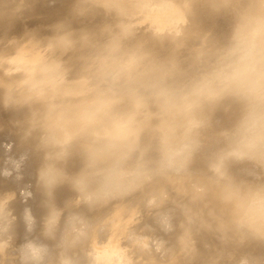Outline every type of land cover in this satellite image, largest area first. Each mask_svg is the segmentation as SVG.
Here are the masks:
<instances>
[{
    "label": "rangeland",
    "instance_id": "obj_1",
    "mask_svg": "<svg viewBox=\"0 0 264 264\" xmlns=\"http://www.w3.org/2000/svg\"><path fill=\"white\" fill-rule=\"evenodd\" d=\"M4 1V0H3ZM7 0H5V4L6 5H0V8H3V10L5 11L6 10V8H10V7H12V6H10V7H8V2H6ZM25 1H28V0H25ZM32 1V0H31ZM41 1V0H40ZM49 0H47V2H48ZM57 1V0H56ZM64 1V0H63ZM62 1V2H63ZM74 1V0H73ZM81 1V0H80ZM79 0L78 1H75V3H74V5L75 6H78V4H79V6H78V8H80V10H81V7H82V5L84 4V6H85V4H86V6H85V9L87 10V11H85V9L83 10V15H84V18H85V14H84V12L86 13V12H88L89 10H88V8H91L90 6H92L94 9L92 10V8L90 9V10H92L93 11V14L91 13V11H89L90 13H86V19H87V16H88V14H91L92 15V17H94V18H92V19H94V20H91V19H89V18H91V15L88 17V19L91 21V24L93 23V21L94 22H98L97 23V27L98 26H100V25H102V22H100L101 20H103L101 17H100V15L102 16V17H104V18H106L107 17V15H108V12H109V16H108V19H109V17H111L109 20L107 19V21H109V23H110V25L112 24L113 25V27H112V25L111 26H109L108 25V22H106L105 21V19H104V26H109L108 27V29L111 27V28H114V30H110V31H108V34H112L113 32L112 31H114V33L116 32L115 30H117L118 31V27H121L120 28V30L121 29H123V30H119L118 31V33H119V35L118 36H120V34L121 33H123L124 32V37H123V35H122V37L124 38V41L123 42H125L126 43V41L129 39L128 37H133L132 39L133 40H135L136 39V36L134 35V34H139V35H137L138 36V40H136L135 42V44L133 43V41H132V44H130L131 43V41L129 42V40L127 41V43L129 42V45L131 46V45H133V47L134 48H136L135 47V45L136 44H138L137 43V41H139L140 42V36L142 37L143 35H144V43L146 44V41L148 40V42L149 43H147L146 45L143 43V45H141V46H144V47H140L139 45H140V43L138 44V45H136L137 46V49H135V51L137 50V52L141 55V57L139 58L138 56L136 57L135 55H137L136 54V52L135 51H133V50H130L129 52H127L126 54H127V56H129V54H130V52L132 53L131 55H133V57L135 58H132V56L130 55V57L133 59V62L131 63V65H133V66H131L130 64H126V67H124L125 66V62L129 59V61H130V59L131 58H128V57H126V54H124L125 56V58L122 56V54L121 53H124V52H126L127 50H129L130 48V46L128 47V46H126L123 42H122V37H121V41H120V37H117V35H115V34H113V36L112 37H110V39L111 38H114V35H115V38H114V40L115 39H117V40H115L117 43H115V41L113 40V39H111V41L112 42H110L109 43V40L110 39H107V38H109V36H104L106 33H107V27L106 28H104V26L102 25V28H103V30L104 29H106V33L105 34H102L103 35V37H105V38H102L101 36H100V38H102L103 40H104V43L105 44H107V45H104L103 44V46H102V43H101V41L103 42V40L101 39V41L99 42V40H94L96 43H97V41H98V45L101 43V45L100 46H96L95 44L96 43H94V41L92 42V39H96L95 37L96 36H99V35H96V31H95V29L97 28H94V25L96 24V23H94V25H92L93 27H91V28H94V30H93V33H95V34H93L92 33V30L91 29H88V31L89 32H87L86 30V32L85 33H83V30H82V33H83V36L81 37V32H79V30H81V28H79V30L78 29H76V27H77V21L79 22V20H77L76 19V16L74 15V14H78L79 15V13H74L75 12V10L74 9H76V7L75 6H72V7H70L69 5H67V3L69 2H71V0H69L67 3H66V5L67 6H69V9H70V13H73V14H70L69 13V11H68V7L65 5V8H62L61 6H63L64 5V3L66 2H64V3H62L60 0L59 1H57V2H61L59 5H57V7H59V9L60 10H58V8H56V6H55V4H53L54 6H55V8H56V10H55V8L52 6V8L54 9V12L55 11H57L56 13H54L55 15H54V19L52 20V18L50 19L49 17H52V16H47V15H53V13H51L53 10H51L50 11V7L48 8L47 6L49 5L50 6V4H49V2H48V4H45L44 5V2H46V0H42V2H40V5H38L39 3V0L37 1L36 0V3H38V4H36L37 6H34V7H36V8H33L32 9V11H30V10H28V11H30V12H34L33 10H35L36 9V11L35 12H37L36 14V16H39V17H37V18H34V16L33 15H35L34 13L32 14V13H30V12H25V10H24V12L26 13V15L24 16L23 14V12L21 13V15L19 16V14H16L15 16H16V19H13L14 17H12L9 13L10 12H12V10L9 12V13H7V14H5V15H3L5 12H3V13H1V11H2V9H1V11H0V13L2 14V17L4 16H6L7 15V17H12V19H11V21H10V19H6L7 21H9V23L11 22H13V25H15L14 27H15V29H14V27L10 24H8L7 25V22H6V20L5 21H3V19H0L1 21H2V26H5L6 25V27L8 26V27H12L11 29L10 28H8L7 30H6V27L4 28V27H2V26H0V28L3 30H5V32H4V34H3V31H1L0 30V45H1V43H3L4 42V39H6V38H8V39H12V41L13 42H11L10 43V45H6V44H4V45H1L0 47H1V49H0V51H2V46H3V52L4 53H6L7 55H9V56H6V54H0V57H1V55H2V57H1V59H0V75H1V80H2V78H3V80H2V83H4V82H7L8 80H9V78H8V76L10 77V76H12V74L14 75L13 76V78L11 77V80H12V84H10L11 83V80H9L8 82L9 83H7V84H9L10 86H8L7 84H5V86L2 84H0L1 85V87H0V90L2 89V87L3 88H6L7 89V86H8V91L10 90V89H12V87H11V85H14L13 84V82L14 81H16V82H14L15 84L17 83V80L21 77V76H24V77H21L22 79H19V81L20 80H23V82L24 81H27V78H29L28 79V81H30L31 79V81H33V82H31L32 84L34 83V85H31V83L30 82H25V84L23 83V85L21 84L22 82L20 81V82H18L17 84H18V86L17 85H14L16 88L17 87H21L22 86V88L21 89H19V90H17V91H20V94H18V93H13V95L15 96V95H24V93H25V91L27 90V92H30L29 94H27V92H26V96H27V99L25 98V103H24V107H22V109H18L17 108V106H16V104H14V96L13 95H10V98H7V101L9 100V102H6V104H7V109L5 108V109H0V118L1 117H3V118H1L0 119V191H2V192H0V213H1V216L3 215V212H4V214L6 213V212H9L10 210H12V209H10L11 207L13 208V210H15L14 209V205L16 206V205H18V204H16L17 202L20 204L19 205V207L18 208H16V210H18V211H15V215L14 216H16V217H14L13 218V220H14V223L12 222V224L10 223L9 225H11L10 226V228L11 229H9L8 228V225L6 226V228H8V230H3L4 231V233L2 232V230L0 231L1 233H0V247H2V248H0L1 250H0V264H2V263H4L5 261L7 262H5L4 264H69V263H71V264H107V262H108V264H110L109 263V261L111 262V264H126V263H128L129 261V263L128 264H130V263H134V264H201L202 262V264H210L211 262H213V261H215L214 259L216 258L217 260V262L216 263H214L213 262V264H219L220 262H218V258L216 257L217 255H218V252L219 251H217V253H216V251L214 250V249H216L215 248V246H217V243L218 242H220V238L222 239V242H220V243H222V245L224 244V242H227V243H225V245L226 246H222L224 249H226V247H229L228 248V250L226 251L227 253L229 252L230 254H231V257H229V253L225 256V252H223L224 250H223V248H221L222 249V253H224V255H220V257L221 256H223V257H221L222 258V260H225V259H223L224 257L227 259V257H229L227 260L229 261L230 259L232 260V253H233V256H234V260L235 259H237V260H235L238 264H264L263 262V260L264 259H262L263 257H264V246H262V245H264V235H263V237H261L260 238V235H258V233L256 234L255 232L258 230V232L259 233H264V202L262 201V198L261 197H263L264 195H262V193H263V190H264V157H263V154H262V152H264V141L262 142V141H260L261 139L263 140L264 139V137L263 138H261L260 136L262 135V134H260V133H262L263 131V129H264V127H261V126H256V123H253L252 122V120L254 121V119H255V114L257 115V110H259L258 111V113L260 112V115H261V113H262V111H264V109L263 108H261L263 105H264V103H262V99L261 98H264V97H261V96H264V87H263V90L262 89H260V90H262L261 91V93L263 94V95H261V93H260V91H259V94H258V92L256 93L255 92V95L257 94V95H259L260 97H259V104L258 103H256V100L258 101V97H254V95L252 94L253 92H250V91H253V89L254 90H256V88L258 89L259 88V82L260 81H258L257 83L258 84H256V86H254L255 84H252V83H254V81L255 80H258V78H259V76H257V75H259V74H257V72L259 71V70H261V71H263L264 72V69H261V68H264V64H261L260 66H262L263 65V67H260V69L259 68H257L256 67V69H259L258 71L257 70H255L254 71V69H255V66H256V64L258 63L259 64V62H257V60L259 59H261V58H256L257 60H255V58L254 57H256V52L255 53H253V50L254 49H250V48H253V47H251L250 46V48H249V51L250 50H252L251 52V54H252V56H254V57H252V58H254L253 60H255L256 61V63H255V65H254V63H252V62H255V61H252V59H250L249 58V56L251 55V54H248V55H246V53L248 52L247 51V47H246V43L245 42H247V41H249V40H252L253 38H257V37H254V36H256L255 34L256 33H254V36L252 37V34L250 33V37H246V36H248V34H246L245 35V33H248V30L249 29H251L252 30V28H253V24L255 25L254 27H255V30H254V28H253V30H254V32L256 31V29H257V33H258V35H259V38L258 39H260V40H258L260 43H261V45L263 46L264 45V0H248V2H244V4H246V6H243V7H241V3H243V2H241L240 0H239V2H240V6L238 7V4H237V7H236V3H234L235 1L236 2H238V0H230V2H228V0L226 1V0H222L223 2H224V4H226V2H227V4H230V7L233 5H235V7H236V10L233 8V6L231 7L233 10H235V11H240L241 12V10L242 9H245L244 10V12H243V10H242V13L243 14H245V15H242L241 13H240V15H239V12H238V16H240V17H238L237 16V14L235 13L234 14V12L232 13V11H231V9H230V7H228V5L226 6V5H224L223 4V6H226V7H223V6H221V1L219 2V4H220V6L222 7V10L223 11H221L220 10V12L218 11V5L219 4H217V2H218V0H214L215 1V5H213V1L212 0H210V8L212 9V8H216V16H218V17H216V16H214L215 15V13L213 14L211 11H214V9H210V11H208L209 13L211 12V14H213V16H214V20L212 21V26L210 25H208L207 26V24H206V27H204V26H202V23L204 22V25H205V21H203L202 19H204L205 18V16L204 17H202L201 19H199V18H197L198 20L196 21L197 22V24L195 23V17H193L194 15L193 14H190V13H192V12H190V10H192V8L194 9L196 6H199V4L200 5H204V4H206V2L204 3V1H206V0H204V1H197V0H195L194 1V3L193 4H195V2H198L196 5H194V6H192L191 5V3H192V0H183V3L185 2L186 3V5H189V2H190V7H192L191 9H187L188 10V12H190V13H188L186 10H184V5L185 4H183L181 1L182 0H177V2H179V4H177V2H176V4L179 6H181V7H183V9H182V13H183V10H184V12H186L187 13V15L185 14V13H183L184 14V16L186 15V17H188V15L190 14V19H191V15H192V19H194L193 20V23H195L196 24V26H194V27H196L195 28V30H194V27H192V25H191V30H193L192 32L193 33H191V30L190 29H188V27H186V24L188 25H190V19L188 20V21H190V22H187L186 21V24H185V27L186 28H183V31L184 32H182L183 33V35H184V33H185V31L186 32H189L188 33V36L187 35H185L184 37H186V39H188V40H182V39H180V38H182V37H180L181 36V34H180V32L182 31L181 29L178 31V29L179 28H176V26H174V28H176L177 30H175V29H173L174 30V33H176V32H178L179 34H180V36H179V34L177 35L178 36V40L180 41V42H177V43H181V44H183V45H181L180 47H181V49H177L176 48V46L178 45L177 43H175L176 45L174 46L173 44V46L172 45H170V44H168V46H171L172 48H173V50H171L172 48H170V47H167L168 49L167 50H165L166 49V47L164 46V49H162V50H164V52H165V55L166 56H170V55H167L168 54V51L170 50L171 52L172 51H174V52H172V53H170V54H172V55H174V54H177V55H175L174 57H172V56H170L168 59L166 58H161L162 56L160 55V54H162V53H164L162 50H160V48L158 47V46H156V45H163L164 44V41L163 40H165L164 38H168V36L170 35V30L172 31L171 33H172V35H174V33H173V30H172V21H173V19L172 18H168L169 19V21H167V15L165 14V10L167 9H165V6H163V5H161V3L162 4H166V2L168 3V7H173V6H171L170 4H172L173 2H174V0H172V1H169V0H139V2H138V0H132L133 2L132 3H134V4H132L131 5V0H130V4L129 3H127V1L128 0H122V3H125V4H121V1H119V0H114V3H113V1L112 0H109L110 2V4L108 3V2H106V1H108V0H106V1H104V0H102L101 2H98L99 4H97V2L94 0V3L92 2V0L90 1V0H82L83 1V3H82V1L80 2ZM88 1V2H87ZM99 1V0H98ZM104 1V5H106L107 3L109 4V9H108V11H107V9L105 8V7H102V5H103V2ZM115 1H116V3H115ZM137 1V3H140V6H139V4L137 5V3H136V5H135V2ZM176 1V0H175ZM217 1V2H216ZM17 2H18V0H17ZM20 3L21 2H24V1H19ZM33 2H35V1H33ZM53 2H55V1H53ZM148 2L150 3V4H152L153 2H161V3H159V5L162 7V10H161V12L163 11V13H162V15H166L165 16V18L166 19H163V22H161L160 23V21L159 20H157V21H159V24H160V26L161 25H163L162 23H164V26H166V24H165V21H167L166 23L168 24V22H169V25L171 24V28L170 27H168V26H166V28L165 27H163V28H165L167 31H169L168 33L166 32V30H165V33H167L168 34V36H167V34H165L164 33V29L162 28V29H160V30H158V31H155L156 32V34L158 33V34H160V31L161 30H163V33L166 35V37L164 36V38H162L161 39V36L163 35V33L161 32V35H159L160 36V38H159V36H158V34L155 36L157 39H160V40H158V41H163L162 43L161 42H159L158 44H157V42L156 41H154L156 38H154V40H152L151 39V33H155V32H152L153 30H154V28H152V23H154V17L153 16H155V15H157V14H154L153 16L152 15H150V14H152V12H151V10H152V6H153V4L152 5H149L148 4ZM152 2V3H151ZM207 2H209V0H207ZM250 2V3H249ZM12 2L10 1V4H11ZM14 3V2H13ZM25 3V2H24ZM23 3V4H24ZM29 3H30V5H28V7H29V9H30V7H32L33 6V3H32V6H31V2H30V0H29ZM50 3H52L51 1H50ZM72 3V2H71ZM71 3H70V5H71ZM82 3V4H81ZM89 3H90V5H89ZM91 3H93V4H91ZM100 3H101V5H100ZM106 3V4H105ZM175 3V2H174ZM204 3V4H203ZM234 3V4H233ZM249 3V4H248ZM0 4H1V2H0ZM3 4V3H2ZM15 4V3H14ZM14 4H13V7H14ZM26 5V7L24 6L23 7V9H28V7H27V4L28 3H25ZM81 4V5H80ZM114 4H116V6H115V8L117 7V10H118V13H119V11H121V10H123V11H121V13H125L126 15H130V11L129 10H132L131 8H133V17L135 18V16H136V21H135V19L133 18V21H135V22H137L138 23V19H137V17L139 16L141 19H139V21H140V23H139V25H138V28L136 29V27H137V23L135 24V28L134 27H131L132 25H134V23L133 24H131V26L129 27V26H127L126 25V21L124 22V20H125V17H124V19L122 20V24L123 23H125V31H124V28L122 27V26H124V25H122L121 24V21H119V24H120V26H118L119 24H118V20H119V18H118V15L120 16V20H121V16H122V14L120 15V13L118 14L117 12H115L114 10H116L115 8H114ZM127 4H129L130 5V7L127 5ZM248 4V5H247ZM17 5H19V3H17ZM98 6V7H96V6ZM110 5H111V7H110ZM121 7H123V8H121ZM149 5V6H148ZM156 5H157V3H156ZM159 5H157L158 7H159ZM207 5L209 6V4L207 3ZM207 5H205L207 8H208V6ZM214 7H213V6ZM21 6H23L22 5V3H21ZM81 6V7H80ZM83 6V7H84ZM89 6V7H88ZM95 6V7H94ZM125 6H128V11L125 9L124 10V7ZM135 6H136V8H135ZM137 6H139L138 8H137ZM151 6V7H150ZM166 6V7H167ZM176 5H174V7H175ZM178 6H176V7H178ZM219 6V7H220ZM248 6H250V8L248 7ZM4 7H6V8H4ZM67 7V8H66ZM75 7V8H74ZM99 7H101V9L99 8ZM119 7V8H118ZM148 7L149 8H151V10L150 9H148ZM158 7H156L155 6V4H154V8H158ZM163 7H164V9H163ZM200 7V6H199ZM202 8H201V10L203 9V7L204 6H201ZM241 7V8H240ZM248 7V8H247ZM19 8H21L22 9V7H20V5H19ZM19 8H18V6H15V10L17 11V9H18V11H19ZM47 8V9H46ZM51 8V9H52ZM72 8H73V10H72ZM96 8H97V10H96ZM135 8V9H134ZM179 8L180 7H178V9H177V11L179 10ZM224 8V9H223ZM228 8L230 9V11H228ZM238 8H240V10L238 9ZM247 8V9H246ZM11 9V8H10ZM20 9V12L23 10H21ZM37 9H38V11H37ZM40 9V10H39ZM43 9V10H42ZM49 9V10H48ZM61 9H63L62 10V12H64V14H62V12H60L61 11ZM64 9H65V11H64ZM67 9V10H66ZM98 9H100V10H98ZM110 9H112V10H110ZM136 9H138V10H136ZM152 10L153 12H155V13H157V12H160V8L159 9H157V10H159V11H157V10ZM171 9V8H170ZM173 9V8H172ZM197 9H199L198 7H197ZM221 9V8H220ZM251 9H253V11L251 10ZM7 10H9V9H7ZM77 10V9H76ZM79 10V11H80ZM94 10H96V11H94ZM116 10V11H117ZM136 10V11H135ZM140 10H141V12H140ZM174 11H172L171 10V15L173 14L172 12H177V11H175L176 10V8H174L173 9ZM181 10V9H180ZM195 10V9H194ZM14 11V10H13ZM27 11V10H26ZM50 11V12H49ZM59 11V12H58ZM66 11H68V14H70L71 15V17L72 18H74V16H75V18L73 19V26H74V24H75V29H74V27L72 28V27H70L71 28V30H73L72 32L71 31H69L68 29V31L70 32V33H72V36L74 37V35H73V33L76 35L77 33H79V35H80V37H72L71 36V34L70 33H68V31L66 30V25L68 24V21L67 20H65V17H66V19L67 18H69V19H71L70 17H67L68 16V14H66L67 16H65V13H66ZM73 11V12H72ZM99 11V12H98ZM110 11H111V13H115V16H116V13H117V16L115 17L113 14H112V16H111V13H110ZM138 11V12H137ZM193 11V10H192ZM225 11V12H224ZM251 11L254 13V17L252 16V14L253 13H251ZM8 12V11H7ZM49 12V13H48ZM78 12V11H77ZM107 12V14H105ZM128 12H129V14H128ZM168 13L170 12V11H167ZM166 12V13H167ZM178 12H181V11H178ZM196 13H198V15L200 14V10H196L195 11ZM224 12V14H222ZM228 12V13H227ZM246 12V13H245ZM248 12V13H247ZM250 12V13H249ZM14 13V12H13ZM28 13H30V14H32V15H30L29 14V16H28ZM58 13V14H57ZM61 13V17H63L64 16V19L63 18H61V19H63V20H65L66 22L65 23H67L66 25L64 24V22H63V24L65 25V27L63 28V26H61V28H60V30L59 29H57L58 31H56L55 29H53L52 27H56V24H57V21H55L54 22V20L56 19V14L59 16V14ZM101 13V14H100ZM136 13H139V14H136ZM196 13H194V14H196ZM203 13H204V9H203ZM229 13H230V16H229ZM231 13H232V15H231ZM124 14V15H125ZM136 14V15H135ZM170 14L168 15V17H170ZM183 14H181V13H179L178 15H177V13H176V15L178 16V17H180L181 15V18H183L184 19V22H185V17H183ZM206 14V12L204 13V15ZM247 14V15H246ZM9 15V16H8ZM77 15V16H78ZM81 17H82V10H81ZM79 15V16H80ZM123 15V16H124ZM132 15V14H131ZM158 15H160V13H158ZM157 15V16H158ZM173 15H175V14H173ZM175 15V16H176ZM207 15V14H206ZM209 15V14H208ZM220 15V16H219ZM221 15H223L224 16V18H226L227 19V21L229 20L230 21V23L231 24H229V21L227 22L224 18H223V21L221 22V21H219V19H221L222 20V17H221ZM228 15V16H227ZM235 15H236V21L234 20V21H232L233 19H232V17L234 16L235 17ZM1 16V15H0ZM30 16H33V17H31V18H33V19H31L30 20ZM46 16V17H45ZM150 16H152L151 18L153 19L152 21H150ZM157 16H155V17H157ZM197 16V15H196ZM202 16H203V14H202ZM226 16V17H225ZM232 16V17H231ZM244 16H246V20H245V18H244ZM247 16H249V17H247ZM81 17H79L80 18V24H81V22H82V25H83V17H82V21H81ZM115 17V18H114ZM127 17V16H126ZM132 17V16H131ZM160 17H161V19H162V16L160 15ZM212 17V16H211ZM216 17V18H215ZM233 17V18H234ZM252 17L253 18H255L254 19V21L256 20V22H253V20H252ZM27 18H29L28 20H27ZM49 18V19H48ZM78 18V19H79ZM158 18H159V16H158ZM206 18H208L207 16H206ZM205 18V19H206ZM239 18H240V21H239ZM41 19V20H40ZM128 19H129V22H131L130 20H132V19H130V16H128ZM171 19H172V21H171ZM174 19H177V20H179L177 17L176 18H174ZM217 19V20H216ZM232 19V20H231ZM247 19H249L248 20V22H247ZM14 20V21H13ZM16 20H17V22H16ZM56 20H58V26L59 25H62V24H59V23H62V21L61 20H59V18L58 19H56ZM74 20H76V22L74 21ZM96 20V21H95ZM117 20V27H116V25H114V24H116V23H114V21H116ZM207 20V19H206ZM216 20V21H215ZM226 21V23H228L229 25H227L226 23H225V21ZM238 20V21H237ZM245 20L246 22L244 23L243 21ZM39 21H42V22H39ZM90 21L88 22V24H90ZM113 21V22H112ZM128 21V20H127ZM157 21L154 23V24H156L157 23ZM203 21V22H202ZM209 21V20H208ZM3 22H5V24L3 23ZM44 22V23H43ZM53 22V24H54V26L51 24ZM129 22L127 23V24H129ZM141 22H143V24L141 23ZM179 22V24L180 23H182L181 24V26L183 27V20L181 19V22L180 21H178ZM211 22V21H210ZM214 22V23H213ZM216 22H218V24L216 23ZM236 22V23H235ZM252 22V23H251ZM15 23V24H14ZM18 24V26H17V24ZM49 25H51V26H49V27H51V28H48V24ZM85 23H86V20H85ZM84 23V25L83 26H86L85 28H88V24H85ZM175 23H177L176 22V20H175ZM174 23V24H175ZM192 23V24H193ZM69 24H70V20H69ZM91 24H90V26H91ZM143 25V27H145V28H142L143 30L144 29H146V30H148V34H149V36H148V39H147V37L145 38V35L147 36L148 34H147V32L146 33H144V31L141 29V25ZM158 24V23H157ZM178 24V25H179ZM215 24V25H214ZM228 26V28H227V26ZM249 24V25H248ZM22 25V26H21ZM71 25H72V23H71ZM82 25H80V27H82ZM194 25V24H193ZM220 25H221V27H220ZM243 25V26H242ZM16 26H17V28H16ZM20 26V27H19ZM42 26V27H41ZM45 26H47V28L45 27ZM127 26V27H126ZM139 26H140V28H139ZM202 26V27H201ZM241 26V27H240ZM245 26V27H244ZM247 26V27H246ZM250 26H251V28H250ZM39 27V28H38ZM68 27V28H69ZM78 27H79V24H78ZM77 27V28H78ZM129 27V28H128ZM155 27V26H154ZM156 27H157V25H156ZM210 27V28H209ZM216 29H215V28ZM224 27H226L227 29V32L229 33V31L230 32H232V31H234V32H232L233 34L231 35L230 33V35H228L227 34V32H225L226 30H225V28ZM242 29V28H244L243 30L244 31H247V32H243V30H242V33H244V34H242V33H239V32H241L240 30V28ZM18 28L20 29L21 28V30H18ZM22 28H24V29H22ZM26 28L28 29V33L32 30V29H34V30H32V31H34V33H33V36H30V34L31 33H29V34H26L27 33V30H26ZM30 28V29H29ZM57 28V27H56ZM69 28V29H70ZM82 28H84V27H82ZM84 28V29H85ZM90 28V27H89ZM100 28H101V26H100ZM110 28V29H111ZM131 28V29H130ZM132 28L133 29H136V31H134V30H132ZM160 28V27H159ZM158 28V29H159ZM198 28H200V29H202L203 31L201 32V30H200V33H198V34H196V32L199 30ZM209 30H208V29ZM61 29H62V32H60L61 31ZM129 29H130V31H129ZM142 30V31H140V32H137V30ZM155 29H157V28H155ZM196 29H198L197 31H196ZM236 29H237V31H236ZM240 29V30H239ZM246 29V30H245ZM22 30H24V32H25V35H28L27 36V38H26V36L24 35V32L22 31ZM36 30V31H35ZM40 31V32H42V34L40 33V32H38V31ZM46 30H48V31H46ZM51 30V31H50ZM53 30H54V32H53ZM74 30L75 31H77V33L76 32H74ZM91 30V31H90ZM101 30V29H100ZM127 30L129 31L128 33H132V34H126L127 33ZM138 30V31H139ZM188 30V31H187ZM229 30V31H228ZM253 30H252V32H253ZM12 31V32H11ZM95 31V32H94ZM97 31L98 32H100L99 31V29L97 28ZM102 31V30H101ZM19 32H21V33H23V36H25V38H24V40H21L20 39V37H23V36H20V37H18L19 35H22V34H20ZM36 32V33H35ZM57 32V33H56ZM59 32V33H58ZM102 32H105V31H102ZM101 32V33H102ZM110 32V33H109ZM135 32V33H134ZM142 32H143V34H142ZM251 32V31H250ZM18 35H17V34ZM43 36H40V34ZM43 33H44V35H43ZM62 33H64V34H62ZM261 35H260V34ZM3 34V35H2ZM10 34V35H9ZM17 35L16 36V39L17 38H19L21 41H25V39H28V38H31L32 37V39H28V41L29 42H32V44H30L29 42H25L24 44H22L20 41V43H18V40L19 39H15L14 37V35ZM59 34V35H58ZM85 34V35H84ZM100 34V33H99ZM125 34H126V36H127V38L128 39H126V36H125ZM141 34V35H140ZM186 34V33H185ZM193 34H194V36H193ZM196 34V35H195ZM244 35V37L242 36V35ZM5 35V36H4ZM11 35H13L12 37L14 38H9ZM54 35V36H53ZM61 35V36H60ZM65 35H67V36H65ZM70 35V36H69ZM78 35V34H77ZM78 35V36H79ZM91 35H96V36H92V39L91 38H89L90 39V42H88V43H91L92 42V45H90V44H86V45H88V46H86V45H83V47H84V50L86 49V48H89V46H91V47H93V48H89L88 50L86 49L85 51H91V52H93L92 51V49L94 50H96L97 49V52L96 51H94V53H88V52H84V50H83V48H79L82 52H84L83 54L85 55H87V54H91V56H89V57H93L94 55H92V54H97V53H99L98 51H100V50H102V52L104 51V53H102V55H104V56H102L101 55V57H104V58H101V60H99L100 59V57L98 58L97 56L99 55V54H97V56L95 55L94 56V58H98V65H97V63H95V66L96 67H98L99 69L98 70H104V74H102L100 71H98V70H95L96 68H95V66L92 64V63H94V62H97V61H95V59H93V60H90L89 59V57L88 56H84L83 54H79V53H81L80 52V50L78 49V46H79V44H80V46H81V43L82 42H80V41H84V42H86V41H89V40H85V38H88V37H86V36H89V37H91ZM101 35V34H100ZM189 35H192V37H190ZM228 37H227V36ZM236 35H238V36H236ZM241 35V36H240ZM2 36V37H1ZM9 36V37H8ZM35 36V37H34ZM39 36L41 37V38H45L46 39V37H47V40H41V38H39ZM58 36H60L61 38V41L62 42H64L65 40H66V42H64L63 44H62V42L60 43L62 46H63V50H64V52H63V50L62 49H60L59 51H58V49L61 47V45L60 44H56L55 43V40H57L58 38H56V37H58ZM62 36H64V37H62ZM154 35H152V37H153ZM174 36H176V35H174ZM174 36L172 37V38H170V39H172V42H175V39H174ZM231 36V37H230ZM235 36V37H234ZM50 37H52V38H50ZM66 37V38H65ZM72 37V38H71ZM163 37V36H162ZM238 37V38H237ZM242 37V38H241ZM252 37V38H251ZM3 38V39H2ZM50 38V39H49ZM63 38V39H62ZM76 38V39H75ZM82 38H84L83 40H81ZM99 37H97V39H100ZM130 38V40H132ZM142 38V39H143ZM192 38V39H191ZM249 38H251V39H249ZM7 39V40H8ZM60 39H58V40H60ZM65 39V40H64ZM67 39H69V40H67ZM79 39V40H78ZM126 39V40H125ZM147 39V40H146ZM170 39H168V40H170ZM190 39V40H189ZM234 39V40H233ZM241 39H242V41H241ZM245 39H247V40H245ZM32 40V41H31ZM72 40V41H71ZM79 41V43L78 42H75V41ZM118 40H119V42H118ZM153 41V43H152V45H154V46H150L151 44H150V41ZM185 43V45H184V43L182 42V41ZM244 40H245V42H244ZM254 40L255 39H253V42H254ZM11 41V40H10ZM14 41H17V42H15L14 43ZM71 42V43H67V42ZM105 41H107L108 43H106ZM114 41V42H113ZM151 41V42H152ZM167 41V39L165 40V43H168V42H166ZM5 42H6V40H5ZM4 42V43H5ZM8 42H9V40H8ZM72 42H75L74 44L72 43ZM84 42H83V44H84ZM120 42H122V45H119L120 44ZM170 42H171V40H170ZM169 42V43H170ZM171 42V43H172ZM187 42V43H186ZM188 42H190V43H188ZM252 42V41H251ZM251 42L249 41V43L251 44ZM253 42H252V46H253ZM15 44L16 45V47H18V45H19V49L20 50H22V51H20L18 48H15V45L14 46H12L13 44ZM58 43V42H57ZM68 45H67V44ZM76 43H78L76 46H77V48L76 49H78V50H76L78 53L76 54V51H75V49H71V51L69 52V49L70 48H68V49H66L67 47L66 46H64V45H67V46H69L70 47V45H71V48H72V46H74ZM111 43H114V44H118L122 49H124L123 48V46H126V49H127V47H128V49L126 50V51H124V50H121V48L119 47L118 48V46H115L114 44H112V48H113V51H108V50H106V48H108V47H106V46H108V45H110L111 46ZM156 45H155V44ZM243 43H245V44H243ZM255 43V42H254ZM24 45V47H21L22 45ZM124 44V45H123ZM149 44V45H148ZM248 44V43H247ZM259 43H257V41H256V45H258ZM57 45H60V47L57 49L56 47H57ZM161 45V48L163 47ZM165 45V44H164ZM240 45V46H239ZM256 45H255V47L254 48H256ZM7 46V47H6ZM54 46H55V48H54ZM76 46H74V47H76ZM79 46V47H80ZM99 47L100 48V50H98L99 48H95V47ZM105 46V47H104ZM110 46H109V49H110ZM140 47V49H139V47ZM146 46L148 47V46H150L151 47V49L149 50H147V49H143V48H146ZM167 46V45H166ZM179 46V45H178ZM196 46H197V48H196ZM238 46V47H237ZM10 47H12V50H15V51H12L11 50V48ZM52 47L54 48V49H52ZM73 47V48H74ZM82 47V46H81ZM104 47V49L106 50V51H108V52H113V54L111 53V54H108V53H106V51L104 50V49H102V48ZM115 47V48H114ZM132 47V46H131ZM132 47V48H133ZM150 47H148V48H150ZM154 47H156V50H154ZM179 47V48H180ZM189 47V48H188ZM10 48V49H9ZM66 50H65V49ZM112 48H111V50H112ZM116 48L119 50H121V51H123V52H121V51H119V52H115V50H116ZM174 48H176L177 49V51H175L176 49H174ZM183 48H187V50L188 51H184V49ZM259 49L260 48H262L261 46L260 47H258ZM257 48V49H258ZM263 48H264V46H263ZM6 49H8V51H10V52H6L5 50ZM18 49V50H17ZM56 49H57V51L58 52H60V54H58V52L56 51ZM115 49V50H114ZM159 49V50H158ZM73 50V51H72ZM147 50V51H146ZM158 50V51H157ZM12 51V52H11ZM20 51V52H19ZM52 51H55V53L54 52H52ZM89 51V52H90ZM117 51V50H116ZM139 51H145L146 53L149 51H154L153 53H156V51L157 52H160V51H162V53H156V54H154V55H160L161 57V59H165L166 61H163L164 62V65H162V63L163 62H161L160 63V61H159V66L157 65V60H159V57L157 58L156 56H154V58L152 57V52H151V57H152V59H151V61H150V58L151 57H149L150 56V54L148 55V56H145V57H143L145 54H144V52L141 54ZM166 51H167V53H166ZM169 51V52H170ZM189 51H191V52H189ZM259 51H264V49H261V50H259ZM15 52H16V54H15ZM66 52H69V54L67 53L66 54ZM71 52H75L74 53V57L77 55L78 56V54L81 56V55H83V56H81L80 58H79V56L77 57L76 56V60L79 62V63H77V64H74L73 62H77L76 60H74L75 58H71V56H73L72 54H71ZM101 52V51H100ZM115 52V53H114ZM135 52V53H134ZM148 52V53H149ZM178 52V53H177ZM9 53V54H8ZM11 53V54H10ZM49 53H52V54H50L49 55ZM57 54L56 56L54 55V54ZM64 53V54H63ZM119 53V55H117V54ZM129 53V54H128ZM147 53V54H148ZM249 53V52H248ZM259 53V55L261 54L260 52H258ZM71 54V56H70V58H68L67 60H68V62L70 61V63H68V62H66L65 60V63L66 64H68V65H66L64 62V64L62 63V57H63V59L66 57H68V55H70ZM116 54V55H115ZM217 54V55H216ZM244 54V55H243ZM264 54V53H263ZM262 54V56H260V57H264V55ZM4 55V56H3ZM13 55V56H12ZM59 55V56H58ZM61 55V56H60ZM63 55H65V57L63 56ZM67 55V56H66ZM113 55V56H112ZM139 55V56H140ZM164 55V54H163ZM239 55V56H238ZM258 55V54H257ZM258 55V56H259ZM54 56L55 57H57V58H54ZM100 56V55H99ZM107 56H108V58H107ZM111 56L114 58V59H116V58H118V60H117V62L116 61H114V59L113 58H111ZM117 56H119V57H117ZM165 56V57H166ZM59 57V58H58ZM61 57V58H60ZM85 57H87L86 59H84ZM110 57V58H109ZM121 57H122V60H121V62H123V61H125V62H123V64L121 63V65H124V66H120V64H119V62H120V59H121ZM147 57H149V61H148V58ZM155 57H156V59H155ZM235 57V58H234ZM246 57V58H245ZM250 59V61L248 60V58ZM251 57V56H250ZM3 58V59H2ZM5 58V59H4ZM46 58V59H45ZM52 58H54V59H59L58 60V64L57 63H55V62H57V61H53L52 60ZM65 58V59H66ZM105 58H107V60L109 59H111V62H116L118 65L117 66H119V67H117V66H115L116 65V63H112L111 64V62H110V64H109V62H107V60H104ZM128 58V59H127ZM138 58L139 59H143V62H144V64H145V67H144V65L142 64V66H141V62H139V61H142V59L141 60H139V61H136V63H134L135 62V60H138ZM147 58V59H146ZM242 58H243V60H242ZM9 59V60H8ZM49 59V60H48ZM50 59H51V61H50ZM80 59V60H79ZM123 59H126V60H123ZM145 59V60H144ZM217 59V60H216ZM241 59V60H240ZM247 59V60H246ZM47 60H48V62H49V64H48V67H49V65L50 64H54L55 63V66H59V67H61V68H59L58 66H57V68L53 65H51L50 67H52V68H50V70L51 71H53V72H50V70H47L46 69V67H45V65H46V63H48L47 62ZM62 60V61H61ZM97 60V59H96ZM102 60H104L105 61V63L107 64H109L108 65V67L110 68H105L106 67V64H105V67H103L102 66V63L104 62H102ZM154 60H156V61H154ZM168 60V61H167ZM261 60H263V59H261ZM261 60H260V63H261ZM83 61V62H82ZM132 61V60H131ZM130 61V62H131ZM146 61H147V63L149 64V65H147L146 64ZM153 61V62H152ZM205 61V62H204ZM53 62V63H52ZM61 62V63H60ZM84 62H86V63H88L87 65H89V64H92V66L94 67V68H91V65H90V69L88 68V66H86L90 71H88L87 69H86V71H87V73H88V75H86V72H85V69H84V66L86 65V64H84ZM100 62V63H99ZM129 62V63H130ZM142 62V63H143ZM157 62V63H156ZM167 62V63H166ZM248 62L249 63H252L251 65L253 66H251L250 64H248ZM6 63V64H5ZM62 64V65H60V64ZM126 63H128V62H126ZM155 63V64H154ZM166 63V64H165ZM202 63V64H201ZM207 63V64H206ZM263 63H264V61H263ZM44 64V66H42ZM57 64V65H56ZM99 64H101V66L103 67V68H101L100 67V65ZM103 64V65H104ZM136 64V65H135ZM150 64H152V65H150ZM4 65H8L7 67L6 66H4ZM41 67H40V66ZM63 65L64 66H67V67H65V68H63ZM84 65V66H83ZM112 65H114V68H113V70H114V73H115V75H114V73L112 72V74H111V67H112ZM128 65H130V67H133V68H130V69H128L127 68V66ZM146 65H147V68H146ZM156 65H157V67H156ZM246 65V67H244ZM250 65V66H249ZM81 66V67H80ZM141 66V67H140ZM211 66V67H210ZM225 66V67H224ZM26 67V68H25ZM34 67H38L39 69H41L42 67H44V69H46L45 70V72L43 71L44 69H42V72L44 73V75H43V73H41L40 74V72H38V74L36 75L35 73H34V70H36V71H38L36 68H34ZM47 67V68H48ZM85 67V68H86ZM116 67H117V70L119 71V73H118V71L116 70ZM124 67V69L126 68V70H125V72H123V70H121V68H123ZM151 67V68H150ZM221 67V68H220ZM248 67H250V68H248ZM252 67V68H251ZM28 68H32L31 70H33V68H34V70L33 71H27V69ZM48 68V69H49ZM80 68H81V70H80ZM143 68V69H142ZM225 68V69H224ZM233 68V69H232ZM248 68V69H247ZM24 69H26L25 71H27V72H25L24 71V73L26 74H28V76L29 77H27L26 78V75L25 74H22L21 75V72H23V70ZM60 69V70H59ZM107 69H109V70H111L110 72H109V70H108V72H109V74L110 75H112V76H110L109 74H108V72L106 73V70ZM127 69L128 70H130L129 72L127 71ZM202 69V70H201ZM242 69V70H241ZM251 69H253V70H251ZM12 70V71H11ZM58 70V72H56ZM91 70H93L92 71V73L93 74H95V73H97V72H99L97 75L99 76V74H100V77H98L102 82H100L99 81V79L98 80H96L97 79V77H96V75H93V76H95V77H92L91 79H90V77H91V75H90V73L89 72H91ZM101 70V71H102ZM159 70L161 71V72H159ZM231 70V71H230ZM247 70V71H246ZM249 70H251V71H249ZM6 71H9V72H11V75L9 74V72H7L6 73ZM39 71H41V70H39ZM49 71V72H48ZM97 71V72H96ZM117 71V72H116ZM126 71H127V73H126ZM256 73V78L254 79V72ZM31 73V72H33V74L31 73L30 75H32V77L29 75V73ZM56 72V73H55ZM83 74H82V73ZM103 72V71H102ZM147 72V73H146ZM203 72V73H202ZM210 72H212V73H210ZM226 72H227V74H226ZM234 72V73H233ZM239 72V73H238ZM249 73V75L250 74H252L253 76L251 77V76H249V75H247L246 73ZM260 72V71H259ZM262 72V73H263ZM15 73V74H14ZM80 73V74H79ZM108 74V75H106V74ZM208 73H209V75H208ZM223 73V74H222ZM261 73V74H262ZM19 76H18V75ZM127 74V75H126ZM222 74V75H221ZM233 74H235L234 76H233ZM240 74V75H239ZM3 75V76H2ZM15 75H17L18 76V78H16L15 77ZM33 75H35L34 77H33ZM84 75H86L87 76V78H88V76H89V82H88V80L86 79V83L84 82L85 81V76ZM101 75H103V77H105L104 79H102L103 77L101 76ZM106 75V76H105ZM229 75V76H228ZM247 76L248 78L250 77V79H248L247 77H246V80L248 81V83H247V81L246 80H243L245 77L244 76ZM263 75V74H262ZM4 76H6L7 77V79H6V81H4L5 79L4 78H6V77H4ZM79 76H81L82 77V80L79 78ZM215 76V77H214ZM220 76V77H219ZM228 76V77H227ZM236 76V77H235ZM261 76V75H260ZM14 77H15V80H14ZM83 77H85L84 78V81H83ZM225 77V78H224ZM258 77V78H257ZM262 77V76H261ZM260 77V78H261ZM24 78V79H23ZM36 79V80H34V79ZM93 78H95V79H93ZM243 78V79H242ZM251 78H252V80H251ZM17 79V80H16ZM79 79V82L81 81V82H84L85 84H87L86 86L84 85V83H83V85H81L82 83L80 82H77V80ZM118 79V80H117ZM201 79H202V81H201ZM210 79V80H209ZM227 79V80H226ZM234 79V80H233ZM0 80V81H1ZM14 80V81H13ZM91 80H93V81H91ZM119 80H120V82H119ZM231 80H233V81H231ZM241 80V81H240ZM260 80V79H259ZM263 80H264V77H263ZM262 80V81H263ZM96 81H98V82H96ZM116 81V82H115ZM179 81V82H178ZM201 82V83H198V82ZM229 81H231V82H229ZM240 81V82H239ZM252 81V83H250V82ZM88 82V83H87ZM206 82V83H205ZM226 82H229V83H231L229 86H228V84L226 83ZM235 82H237V83H235ZM1 83V82H0ZM26 83L28 84L27 85V87H24L25 85H26ZM75 83V84H74ZM78 83L80 84V85H78ZM90 83H92V85H90ZM104 83V84H103ZM106 83V84H105ZM118 83V84H117ZM205 83V85H204V87H203V85L201 86V84H204ZM215 83V84H214ZM218 83V84H217ZM233 83V84H232ZM248 85H247V84ZM256 83V82H255ZM102 84V85H101ZM112 84H113V86H112ZM195 84H200L198 87L199 88H197V85H195ZM234 84H236V86H237V89H236V91H238V92H240L241 91V93H242V95H240L241 97L243 96L244 97V99H245V97H246V94H247V97H246V101L248 100V97L250 98V96H251V99H253L252 98V95H253V97L255 98V99H253V100H255V102L254 103H252V101L253 100H250L251 102L249 103L248 101L246 102L243 98V101H242V99H240L241 101H242V104L243 103H246V104H243V106L244 105H246V109L243 107V109H241V105L239 106L238 104L241 102L240 100H238V101H236L237 99H239V98H237L236 99V97H238V96H235V94L233 93L234 91H235V87L236 86H234V87H232V85H234ZM7 85V86H6ZM31 86V87H28V86ZM104 85V86H103ZM110 85H111V87H110ZM114 85H116V86H114ZM207 85V86H206ZM222 85H223V87H222ZM250 85H252V86H254V87H250ZM43 86V89H41V87ZM79 86V87H78ZM81 86V87H80ZM83 86V87H82ZM102 86H103V88H102ZM106 86V87H105ZM110 88H108V87ZM173 86V87H172ZM177 86V88H174V87H176ZM238 86H240V88L238 87ZM246 86H248V89L246 88L245 89V87ZM258 86V87H257ZM262 86H264V83L260 86V87H262ZM10 87V88H9ZM23 87H24V89H23ZM48 87H50V89L49 90H51V92L50 91H48ZM113 87V88H112ZM193 87H196V88H193ZM208 87H210V88H208ZM212 87V88H211ZM216 87V88H215ZM226 87V88H225ZM232 87V88H231ZM243 87V88H242ZM14 88V87H13ZM29 88V89H28ZM44 88H46L47 89V91H46V89H44ZM166 88H168V89H166ZM171 88H172V90H171ZM174 88V89H173ZM208 88V89H207ZM227 88H231L230 90H229V93L227 92ZM251 88H252V90H251ZM5 89V91H7ZM37 89H38V91H37ZM96 89H98L97 91H101L100 93L99 92H97V91H93L94 93L92 94V90H96ZM100 89V90H99ZM165 89V90H164ZM177 89H179V90H177ZM196 89H198V90H196ZM217 89V90H216ZM232 89H234V91L232 92L231 90ZM242 89H245V90H242ZM14 90V89H13ZM13 90H10V92L12 91V92H14ZM22 90V91H21ZM30 90V91H29ZM39 90H41V92L39 91ZM44 90V94L42 93V91ZM85 90V91H84ZM87 90H89V91H87ZM109 90H111V91H109ZM166 90H168L167 92H168V94L169 95H167V93L165 94L164 93V91H166ZM170 90V91H169ZM204 91V94L206 95L207 94V96H205V95H203V91ZM250 90V91H249ZM259 90V89H258ZM3 91V90H2ZM83 91L85 92V93H91L90 95L89 94H85V97H86V95L88 96V97H86V100H87V98H88V102L85 100V97L84 96H82V94H83ZM87 91V92H86ZM106 91V92H105ZM196 91V92H195ZM197 91H199V95L201 96V97H198V93H197ZM231 91V92H230ZM235 91V92H236ZM242 91H244L245 92V95H244V92H242ZM11 92V93H12ZM22 92V93H21ZM36 92V93H35ZM37 92H39V93H37ZM47 92V93H46ZM48 92L49 93H51V94H48ZM97 92V93H96ZM200 92H202V94H200ZM238 92H236L237 94L236 95H238V94H241V93H238ZM248 92H250V93H248ZM32 93V94H31ZM40 93L41 94H43V96L42 95H40ZM48 94V95H50V96H46V94ZM96 93V94H95ZM197 93V94H196ZM219 95H218V94ZM227 93V94H226ZM232 94V95H229V94ZM98 94V95H97ZM196 94V95H195ZM222 94V95H221ZM103 95V96H102ZM249 95V96H248ZM13 97V99L11 100V98ZM193 96H196L195 98L193 97ZM205 97V98H203V97ZM217 96V97H216ZM230 96H232V97H230ZM16 97V96H15ZM28 97H30V99L28 100ZM38 97H39V99H38ZM45 97V98H44ZM47 97V98H46ZM102 97V99H103V101H102V99H101V101H100V98ZM104 97V98H103ZM110 97V98H109ZM112 97V98H111ZM240 97V98H241ZM40 98H41V100H40ZM80 98V99H79ZM82 98H84V100L85 101H83V99ZM115 98V99H114ZM197 98V99H196ZM198 98H202L201 100L200 99H198ZM230 98V99H229ZM42 99H44V100H42ZM81 99H82V101H83V103H81L82 101H81ZM89 99H91V100H89ZM98 99V100H97ZM109 101H108V100ZM110 99H112V100H114L113 101V103L111 102V104L109 103L111 100ZM206 99V101H204ZM209 99V100H208ZM217 99L219 100L218 102H216L217 101ZM220 99H222V100H220ZM236 99V100H235ZM117 100V101H116ZM188 100V101H187ZM203 100V101H202ZM229 100H231V101H229ZM31 101H35L36 102V104L34 103V102H32L31 103ZM43 101V103L44 104H42L41 105V102ZM81 101V102H80ZM89 101H91V102H89ZM98 101H100L99 103V106H100V109L101 110H103L104 108H102L101 107V103H103L104 102V107L106 106L105 104H108V106H110V107H108V108H111V110H109V113H110V111H111V114H109V113H107L109 116H112V114H113V108H114V113H115V115L113 114V116L115 117L116 116V114L118 113V120H120V125L118 126L117 125V123L118 122H116L115 124L118 126H115V125H113L114 127H117V128H120L121 129V126L124 124L123 123V120H125L126 122V125L124 124V126L123 127H125V126H127V127H125V128H123V129H121V130H123V131H121L120 129V132H118V135H119V133H120V135L118 136V135H116L117 133H115L116 131H118L116 128V130L113 128V126L111 125V127H110V125L109 126H107L108 128L110 127V128H113L114 130H115V132H114V130L113 129H107V127L104 125V121H105V118L107 117L105 114V109L107 108V106L105 107V109L103 110V112L101 111V113H100V111L98 110L99 108L97 107V103H98ZM107 103H106V102ZM212 101V102H211ZM215 101V103H213ZM223 101V103H221ZM227 101H229L230 102V105H233V106H229V103L227 102ZM235 101L236 102H239L238 104H235ZM40 102V103H39ZM81 104H83L84 105V103H85V105H86V103L87 104H89V105H86V106H89V107H91L92 108V106H90L91 104L93 105V109H94V113H92V115L91 114H89L90 112H92V111H90L91 110V108H86L87 109V111H84V106L82 107V109H83V111H84V113L83 114H86L85 112H87L88 113V115L86 114V117H85V115H83L84 116V118H86V119H83V121L84 122H88V119L90 120V115L91 116H93V118H91V120L92 121H94V119H96V118H98L96 121H94V122H96V123H93L92 121L90 122V124H92L93 126H92V128L94 129V125L96 124V126L95 127H97L99 124H100V126H98L99 128H97V129H100V128H102V129H100V130H102V132L104 133L105 131L106 132H108L109 130V133H106V135H108V136H106V135H104V137L105 138H103V139H101V137H100V140H102L103 141V143L105 142V140L104 139H106V137H107V139L106 140H109V142L108 141H106L105 142V144H106V147H107V149H106V147L105 148H103V146L102 145H104L103 143H102V145L100 144V142L99 141H96V138L97 137H99V133L100 132H98V130L96 129L95 131H97V132H94L93 131V129L91 128V125H89V126H86L87 125V123L84 125V127L85 128H91V132L90 133H92V132H94V134L93 135H95V136H93V135H91V137H93V138H90L89 137V139H92L91 140V142H92V145H93V142L95 141L96 143L97 142H99V145H100V148L98 149V150H100V151H98V152H100V153H98L97 151H96V154L95 153H93L92 155H94L93 156V158H95L94 160H96L95 162V164H92L94 161L92 160L93 158L91 157L92 155H90V156H88L87 154H88V152H90V151H93V147H92V149H91V143L90 144H88L89 142H90V140L89 139H85L84 137V139H82V136H78L79 135V133L80 134H84V135H86L87 134V136H86V138L88 137V132H89V129L87 128V129H85V130H78V133L75 131V127H76V125H77V127H78V125H79V121H81L82 120V116H80V113H82L83 111H82V109L81 108H79V107H81V105H80V103ZM206 102V103H205ZM263 102H264V99H263ZM119 103V104H118ZM203 105H202V104ZM211 103H213V105L211 104ZM226 103L228 104V106L226 105ZM234 103V104H233ZM251 103L252 104H254V105H251ZM263 105H262V104ZM29 104H31V105H29ZM32 104H34L33 105V107L35 106V110L34 109H32L33 107H32ZM40 104V105H39ZM97 104V105H96ZM116 104V105H115ZM210 104V105H209ZM214 104H215V106H214ZM218 104H220V106H221V104H222V107H220ZM241 104V103H240ZM248 104V105H247ZM250 104V105H249ZM255 104H257V108L255 107ZM29 105V107H31V108H29V107H27V106ZM44 105V106H43ZM95 105H96V107L98 108L97 109V115L99 114H101V116H100V118L97 116V115H95L96 113H95ZM112 105H113V107H112ZM119 105L121 106V105H125L124 107H119ZM216 105L217 106H219V109L220 110H223L224 112L223 113H220V112H222V111H220L218 108L217 109H215L216 108ZM258 105H262L259 109H258ZM36 106H38V107H36ZM79 106V107H78ZM115 106V107H114ZM129 107V109L130 110H128L127 111V109H128V107ZM210 106H214V108L212 107H210ZM225 107V109H224V107ZM235 106H238V107H235ZM247 106H253V108L254 109H252V110H250V111H255L254 112V114H249V113H251L250 111H249V108L251 109V107H247ZM10 107V108H9ZM116 107H118V108H116ZM231 107H235V109L234 108H231ZM27 108V109H26ZM29 108V109H28ZM37 108H39L40 110L39 111H37L38 109ZM124 108V109H123ZM209 108V109H208ZM226 108H227V110H226ZM247 108H248V111H246L247 110ZM255 108L257 109V110H255ZM30 109H32V110H34L35 112H40L41 111V109L43 110L42 112L43 113H41L40 112V114H36L35 115V112H33L32 110V112H31V114H30ZM79 109V110H78ZM85 109V110H86ZM88 109H90L89 111H88ZM116 109V110H115ZM123 109V111H121ZM208 109V110H207ZM213 109V110H212ZM215 109V110H214ZM238 109V110H237ZM260 109H263V110H260ZM9 110V111H8ZM46 110V111H45ZM77 110L78 111H82V112H78L77 113ZM194 110V111H193ZM195 110H196V114H195ZM207 110V111H206ZM212 110V111H211ZM217 110H219L218 112H217ZM230 110V111H229ZM237 110V111H236ZM240 110V112H238ZM247 112V115H246V112ZM25 111L26 112H28L29 113V115H30V118L34 115V116H37V117H32L30 120H28L29 119V116H27V113H25ZM45 111V112H44ZM48 111H50V113L48 112ZM74 111L77 113V115H79V116H77L76 115V113H74ZM106 111H108L107 109H106ZM121 111V112H120ZM130 111H132L131 113L132 114H130ZM138 111V112H137ZM199 111V112H198ZM233 111V112H232ZM245 112V114L244 113H242V112ZM49 114H48V113ZM54 114H53V113ZM56 112V113H55ZM59 114H58V113ZM72 112V113H71ZM117 112V113H116ZM128 112V113H127ZM135 112V114H133ZM205 112V113H204ZM210 112H211V114H210ZM235 112H237V113H239V114H241V116H239L238 114V116H236V115H234V113ZM32 113H34V114H32ZM46 113V114H45ZM103 113V114H102ZM120 113V114H119ZM124 113H125V115H124ZM198 113H200V115L202 114V113H204L205 115H203L202 114V116L203 117H200L199 118V114ZM253 113V112H252ZM264 113V112H263ZM3 114V115H2ZM24 114V115H23ZM44 114H45V116H44ZM52 115V116H50L49 117V115ZM183 114L185 115L184 117H182L183 116ZM193 114V115H192ZM198 114V115H197ZM208 114H210V115H208V118H211V120L210 119H208V118H206L205 116H207ZM32 115V116H31ZM43 115V116H42ZM47 115V116H46ZM60 116L59 117V119H60V122H58V117L57 116ZM71 115H73L72 117H71ZM97 116L96 118H95V116ZM102 115L104 116H106V117H103V121H98L99 119H101L102 118ZM129 115V116H128ZM130 115H131V118H132V115L134 116L135 115V117L137 118V120L134 118L133 120L130 118V120H129V118H127V116L128 117H130ZM169 115H171V116H169ZM176 117H175V116ZM193 116V119H194V121L192 120V122L194 123L193 125H190L189 124V121H187L186 122V120H190L189 118H192V116ZM245 115V116H244ZM250 115V116H249ZM254 115V116H253ZM259 115V114H258ZM257 115V116H258ZM262 115H264V114H262ZM20 116V117H19ZM39 116V117H38ZM41 116V117H40ZM112 116V117H113ZM121 118H120V117ZM125 116V118L124 119H122L123 117ZM160 116V117H159ZM232 116V117H231ZM236 118H235V117ZM243 116V117H242ZM248 116V117H247ZM254 117V118H252V117ZM42 117H49L48 119H47V122H49V125H47V126H45L46 125V123L47 122H45L44 123V121H46V120H43L44 118H42ZM55 117H57V118H55ZM62 117V118H61ZM63 117H64V122L62 121L61 122V119L63 120ZM77 117H79V119H76ZM80 117H81V119H80ZM112 117L110 118V119H112ZM113 117V118H114ZM139 117V118H138ZM171 117V118H170ZM182 117V118H181ZM187 117V118H186ZM195 117V118H194ZM223 117V118H222ZM227 118V120L226 119H224V118ZM234 117V118H233ZM239 117H242L241 119L243 120H241ZM247 117V118H246ZM262 116H259V117H257V118H259V119H262L261 118ZM8 118V119H7ZM19 118H20V120L22 121V123H21V121L19 120ZM28 118V119H27ZM37 118H40V119H42V121L40 120V123H38V121L39 120H37V122H36V119ZM45 118V119H46ZM51 118V119H50ZM52 118H55V119H53L52 120ZM71 118V119H70ZM72 118H74V119H72ZM108 118V117H107ZM120 118V119H119ZM127 118V119H126ZM177 119V120H175V119ZM185 118H186V120H185ZM196 118H197V121H196ZM198 118H199V120L200 121H198ZM229 118V119H228ZM232 118V119H231ZM239 118V119H238ZM15 119V121H13ZM30 121L31 123H29L28 121ZM35 119V120H34ZM57 119V120H56ZM109 119V121H106L107 123L109 122H111V120ZM139 119V120H138ZM141 119H143V121H141L140 122V120ZM163 121H162V120ZM179 119H181V120H179ZM203 119V120H202ZM224 119V120H223ZM234 119V120H233ZM237 119L239 120V123H238V121H237ZM264 119V118H263ZM1 120H3V121H1ZM24 120V121H23ZM32 120H33V125H32ZM57 121V123L58 124H60V123H62L63 125H65V126H63L62 127V125L60 124V125H58V124H55L56 123V121ZM67 120H69V121H67ZM70 120H72V122H71V124H75V122L73 121V120H75L78 124H76L75 125V127L72 125V127L71 128H73V129H71L70 128V126H71V124H69L70 123ZM107 120V119H106ZM112 120H114V119H112ZM122 120V121H121ZM139 121V123H137V125L135 126V122H133V121ZM169 120V121H168ZM172 120V121H171ZM184 120V121H183ZM205 120V121H204ZM208 120V121H207ZM228 121V120H231V122L230 121H228V122H226V121ZM237 121V123H236V121ZM247 122H246V121ZM55 121V122H54ZM83 121H81V122H83ZM98 121V122H97ZM115 121H117L116 120V117H115V120H114V122ZM169 123H168V122ZM204 121V123H202ZM221 121H223V122H221ZM236 123V124H234V122ZM245 121V122H244ZM250 121H251V123H252V126H251V123H250ZM261 121V120H260ZM4 124H3V123ZM7 122V123H6ZM18 122H19V124L20 125H18ZM24 122H26L24 125H23V123ZM28 122V123H27ZM36 122V123H35ZM67 122H68V125H67ZM80 122V124L83 126V124H84V122H83V124ZM105 122V123H106ZM113 122V121H112ZM111 122V123H112ZM122 122V123H121ZM147 123V124H145V123ZM172 122H173V124H172ZM192 122L190 121V123L192 124ZM199 122V124H198V127H197V123ZM206 122V123H205ZM209 122V123H208ZM243 122V123H242ZM255 122H259V120L257 121V119H256V121ZM262 123H264L263 121H261ZM15 123H16V126H15ZM43 123V124H42ZM51 123H52V126L50 127V125H51ZM135 123V124H134ZM141 123H142V125H144V126H141ZM144 123V124H143ZM159 123V124H158ZM168 123V124H167ZM170 123H171V125L173 126V127H171V129H170ZM176 123V125L175 126H178V128L179 129H182V132H183V134H181L180 135V133H182V132H178V131H181V130H179L177 127H174V124ZM185 123V125L187 126V128H189V129H191L190 131H191V133H196V132H198L199 133V135H197V133L195 134L194 133V136L191 134L190 135V133H188V136L186 135V133L187 132H190L189 131V129H187L186 130V127H184L183 126V124ZM202 123V124H201ZM207 123H208V128L210 129L209 131H208V128H206V126H207ZM221 123V124H220ZM228 123H230V124H228ZM241 123V124H240ZM244 123H247L246 124V127H245V124ZM260 123V122H259ZM6 124V125H5ZM7 124H9L8 125V127H7ZM12 124V125H11ZM27 124H29V125H27ZM42 124V125H41ZM48 124V123H47ZM122 124V125H121ZM130 124H132V125H130ZM139 124V125H138ZM153 125V126H151V125ZM163 126H162V125ZM166 124L168 125V126H166ZM178 124V125H177ZM190 126H189V125ZM226 125V127H225V125ZM232 124V125H231ZM249 124H250V126H249ZM258 124V123H257ZM4 125H5V127H4ZM39 125V127H37ZM57 125V126H56ZM81 125H79V126H81ZM108 125V124H107ZM159 125H161L164 129H162V127L160 128V127H158ZM180 125V126H179ZM182 125V126H181ZM195 125V126H194ZM201 127H200V126ZM218 125H220L219 127L221 128L222 126L224 127V130H223V128H221V130H220V128L218 127ZM222 125V126H221ZM229 127H228V126ZM240 126V128H239V126ZM248 125V126H247ZM253 125H255L254 127L256 128H253ZM18 126V127H17ZM21 126V127H20ZM24 126V127H23ZM26 126H27V128H26ZM32 126V128H31V130H29L30 129V127ZM34 126V127H33ZM42 126V127H41ZM44 126V127H43ZM66 126L69 128V129H66ZM130 126V127H129ZM135 127V129H134V127ZM140 126H141V129H140ZM147 126V128H149L150 129V127H151V129L150 130H143L144 129V127H146ZM155 126H156V128H155ZM204 126V127H203ZM210 126V127H209ZM214 126V127H213ZM243 126H244V128L245 129H248V133H250L252 130H253V132H251L250 134H248L249 136H251V137H253V136H256L257 137V134H253L252 135V133H256L258 130H260V127L261 128H263V129H261L260 131H262V132H257V133H259L258 134V136L261 138H256L255 139V142L256 143H259V141H260V145L259 144H256V145H252V147H251V144L249 143V141L250 140H252L251 142L253 143V140H254V138L255 137H253V139L252 138H250L249 139V137H247V131H245V129L243 128ZM264 126V125H263ZM11 127L13 128L12 129V131H11ZM37 127V128H36ZM52 128V129H50L49 131H47L46 130V132H44L45 130V128ZM54 127H55V129H54ZM58 127H61L60 129L58 128ZM103 127H106V130H103ZM153 127V128H152ZM195 127H197V128H195ZM204 129H203V128ZM218 127V128H217ZM228 127V129H226ZM235 127V128H234ZM241 127H242V131L243 132H241ZM249 127V128H248ZM258 127V128H257ZM16 128V129H15ZM21 128H24V129H21ZM26 128V129H25ZM41 128H44V129H41ZM56 128H57V130H60V131H56ZM63 128V129H62ZM83 128V127H82ZM127 128L129 129V130H127ZM133 128V129H132ZM136 128H139V129H136ZM159 128V129H158ZM166 128V129H165ZM175 128V131L173 130ZM177 128V129H176ZM185 128V129H184ZM216 128V129H215ZM237 128V129H236ZM253 128V129H252ZM34 129H36V130H34ZM79 129H81V128H79ZM105 129V128H104ZM125 129V130H124ZM146 129V128H145ZM160 129L161 130H163V131H165L166 132V130H167V132L169 131V133H168V135H167V133L166 134H163L164 132L163 131H161L162 132V134L161 133H159L160 132ZM201 130V132H199L200 130ZM206 129H207V131H206ZM215 129V131H213ZM225 129H226V131H225ZM233 129V130H232ZM236 129V132L234 131ZM238 129L240 130L239 132H238ZM258 129V130H257ZM7 130V131H6ZM15 130V131H14ZM42 130V131H41ZM62 130V131H61ZM65 130H67V134L68 135H70V137L67 135V137H64V135H63V139H61V137H59V135H61L62 136V134H64L65 133V136H66V131ZM71 131V132H69V131ZM77 130V129H76ZM86 130H88V131H86ZM132 130H133V132H134V134L132 133ZM135 130H137V131H135ZM141 130H143L144 131V134H142V135H144V136H148L149 135V131H150V136L152 137V135H154L155 137H157V138H155L154 136V138L156 139V145H154L153 146V144L152 143H154V140L153 139H151V140H153V141H151L149 138H151V137H149L148 136V138L147 137H145L146 139H149V141L148 142H146V140L144 139V136H142L143 138L142 139H140V140H142V141H140V143H142L144 140H145V142L143 143V144H140L139 143V137L141 138V133L139 134V131L140 132H142L143 133V131H141ZM158 131V133L160 134H158V136H156L155 134H153V132H157ZM173 130V131H172ZM177 130V131H176ZM184 130V131H183ZM192 130H194V131H192ZM204 130H205V132H204ZM217 130H219V131H217ZM223 130V131H222ZM232 130V132L231 133H233V135H232V137H231V133L229 132V131H231ZM251 130V131H250ZM11 131V132H10ZM34 131V132H33ZM53 131V132H52ZM63 131H65V132H63ZM79 131H81V132H79ZM84 131H86V132H84ZM114 133H113V132ZM131 131V132H130ZM147 132V134H146V132ZM185 131H187V132H185ZM212 131V132H211ZM250 131V132H249ZM256 131V132H255ZM40 132H42V133H40ZM58 132V133H57ZM74 132V133H73ZM102 132L100 133V134H102ZM122 132V133H121ZM128 132V133H127ZM140 135V136H138V134ZM174 132H175V135H177V137L179 138H176V136L175 135H173L174 134ZM184 132H185V137H188V138H190V141L188 142V138L186 139V138H184L183 137V135H184ZM207 132V133H206ZM208 132H210V133H208ZM245 132V133H244ZM5 133V134H4ZM73 133V134H72ZM78 135H77V134ZM86 133V134H85ZM89 133V134H90ZM125 133V134H124ZM129 133H130V135H129ZM135 136L134 138H133V136H132V134ZM176 133H178V134H176ZM206 134L205 135V137H206V139H205V137H204V135H202L203 136V140H201L202 139V137H201V134ZM219 134L220 133V135H217V134ZM224 133H225V135L227 134L228 136H230V138H227L226 136H223L224 135ZM230 133V134H229ZM235 133V134H234ZM237 133V134H236ZM241 134L242 133V135H244V136H242L241 135V138H240V135H239V137H238V134ZM264 133V132H263ZM43 134V135H42ZM53 134V135H52ZM55 134V135H54ZM59 134V135H58ZM72 134V135H71ZM105 134V133H104ZM124 134V135H123ZM137 136H136V135ZM171 134V136L170 137H172V135H173V138H169L168 136ZM211 134V135H210ZM38 135V136H37ZM45 135V136H44ZM110 135H111V137H110ZM129 136V139L132 141L133 140V142H134V144L131 142V141H129V145H127L126 144V141L128 140V139H126V138H128V136ZM161 135H165L166 136V138L163 136L161 139H160V137H161ZM195 135L196 136H198V137H200V142L199 141H196L197 139H198V137L196 138L195 137ZM208 135H210V136H208ZM217 135V136H216ZM236 136V140H237V138H238V143H237V141L235 140V137H233V136ZM246 135V136H245ZM43 136V137H42ZM49 136H51V137H49ZM53 136V137H52ZM59 137V139H58V137ZM101 136V135H100ZM117 138H116V137ZM122 137V139H121V137ZM125 136V137H124ZM182 136V137H181ZM190 136V137H189ZM191 136H193L196 140L194 141V139H193V137L191 138ZM212 136V138H209V137H211ZM219 136V137H218ZM262 136H264V134L262 135ZM31 137H33L32 139H31ZM49 137V138H48ZM79 137V138H78ZM81 137V138H80ZM126 139H124V138ZM136 137H138V138H136ZM213 137H214V139H215V141H216V143H215V141L213 140L212 141V139H213ZM223 137H226V138H223ZM248 139H247V138ZM39 138H40V140H39ZM52 138V139H51ZM65 138V139H64ZM67 138H68V140H67ZM70 138V139H69ZM74 140H73V139ZM109 138V139H108ZM111 138H113L114 140H116L117 142H119V144H116L117 142L116 141H114L113 142V139H111ZM165 138V139H164ZM174 138H176V139H178L177 141L174 139ZM183 140V138H184V140H185V142H186V140H187V143L185 144V142H183L181 139ZM222 138V140H220V139ZM234 138V139H233ZM239 138H240V140L243 138V141L241 140L240 142H239ZM45 139V140H44ZM56 139H58V141L56 140ZM76 139H79V141H80V139H82L80 142H82L81 144H83V141L84 140H86V141H84L85 142V144L87 145H89L90 146V148L88 147V145H87V147L89 148V150L90 151H88L87 152V150H88V148L86 149V150H84V151H82V152H84V154L85 155H87L89 158H88V160H86V157H85V159H80V158H84V157H80V154L79 153H81V150L84 148V144L83 145H80L81 147H83V148H81V147H78V146H76V145H74L73 147H75L76 148V150H77V148H78V150H79V148H81L80 149V151H78V159H76L77 157H76V153H77V151L75 150V151H73L72 149H73V147L71 148L70 147V145L72 146L73 144H80V142L79 141H77L76 142ZM95 139V140H94ZM112 140V143L110 142L111 140ZM122 140V142H121V140ZM136 139H137V141H136ZM162 140V139H164V140H162L163 142H159L160 140ZM168 139H171V140H173V142L170 140V141H168ZM192 139V140H191ZM217 139V140H216ZM228 139V140H227ZM231 139H233V140H235L234 142L231 140ZM258 139V140H257ZM3 140V141H2ZM67 140V141H66ZM71 140H73V142L74 143H71L72 141ZM97 140H98V138H97ZM135 140V141H134ZM159 140V141H158ZM175 140V141H174ZM199 140V139H198ZM219 140H220V142H219ZM226 140V141H225ZM231 140V141H230ZM245 140H247L246 141V143H243V142H245ZM53 141H55V142H58V144L60 143L61 145H60V148H61V146L63 147V150H59V152L57 153V149L56 148H59V145H57V143H55L54 144V142ZM69 141H71L70 143H69ZM101 141V142H102ZM152 143H151V142ZM191 141H193V142H191ZM258 141V142H257ZM61 142H63V143H61ZM79 142V143H78ZM94 142V143H95ZM109 144H108V143ZM128 142V141H127ZM136 142H138V143H136ZM150 142V143H149ZM166 142H168V144L166 145V146H168L167 148H169V149H167V150H165L166 149V147H165V143ZM177 142V144L175 145V143ZM178 142H180V144L178 143ZM196 142H198V143H196ZM228 142V143H227ZM229 142H231L232 143V146H234V148L232 147V146H230V148H228L229 147V145H227V144H229ZM255 142L253 143V144H255ZM30 143V144H29ZM66 144L65 145V147H64V145L63 144ZM95 143V144H96ZM112 144V146H111V144ZM113 143H115V144H113ZM131 143V144H130ZM154 143V144H155ZM159 143L160 144H162L163 146H161L160 147V145H159ZM188 143H189V145H188ZM191 143H193V145L191 144ZM196 143V145H194ZM230 143V144H231ZM245 144L244 146H243V144ZM249 144V145H246V144ZM52 144V145H51ZM95 144L93 145V146H95ZM107 144L108 145H110L111 147V150H109L110 148H108V146H107ZM124 144L126 145L125 147H124V149H123V146H124ZM138 144V145H137ZM148 144H151V145H148ZM172 144H174V145H172ZM234 144V145H233ZM4 145V146H3ZM6 145H7V147H6ZM53 145H57V147H55V146H53ZM85 145V146H86ZM115 145V146H114ZM118 145H119V147L120 148H122L121 150H120V148H118ZM121 145V146H120ZM123 145V146H122ZM134 145V146H133ZM145 145H147V146H153V147H155V148H153L152 147V149L154 150H152V149H150L151 147H147L148 148V150H152V152L150 153V151H149V153L147 152V148L145 147V149L146 150H144L143 148H144V146ZM157 145H159V147H158V149H164L163 151H165L164 153L162 152V150H161V152H160V150H158L157 149ZM172 145V146H171ZM188 145V146H187ZM190 145H191V148H190ZM220 145V146H219ZM9 146V147H8ZM50 146H52V147H50ZM66 146L68 147V148H66ZM117 146V147H116ZM131 146V147H130ZM136 148V146H137V150L135 149V151L134 152H132L131 153V158L133 159V161H134V163H135V161L136 160H138V162H139V164L137 163V161H136V165H134V163H133V161H132V159L130 158V152L131 151H133L134 150V148ZM172 148H171V147ZM173 146H174V148H173ZM182 146V147H181ZM221 146H222V148L224 149H222L221 148ZM256 146H262V148H263V150H262V148H260V150H259V148L256 150ZM6 147V148H5ZM28 147V148H27ZM29 147H30V150H28L29 149ZM96 147H98V144H97V146ZM95 147V148H96ZM112 147L114 148V147H116V148H118L119 149V151H118V153H117V151L116 150H118V149H116L115 148V150H113L112 149ZM127 147V148H126ZM140 147V148H139ZM176 147V148H175ZM187 149H186V148ZM202 147V148H201ZM220 147V148H219ZM225 147V148H224ZM237 147V148H236ZM246 147V148H245ZM247 147H248V149H247ZM13 148V149H12ZM50 148H52L54 151H52ZM94 148V151L97 149H95ZM129 148V149H128ZM132 148V150H130ZM178 148V149H177ZM181 148V149H180ZM183 148V149H182ZM196 148V149H195ZM198 148H199V151H198ZM232 148H233V150H232ZM253 148V149H252ZM68 149V150H67ZM85 149V148H84ZM104 151H103V150ZM127 149H128V152L126 153V151H127ZM155 149H157L156 151H157V153H156V151H155ZM180 149V150H179ZM185 149H186V151L187 150H189V151H187L186 153H185ZM197 150V152L195 151V150ZM203 149V150H202ZM219 149V154H217V155H219V156H217L216 155V153H218V152H216L217 150ZM226 149V150H225ZM250 149H251V151H250ZM9 150V151H8ZM51 150V151H50ZM57 150V151H56ZM64 150H65V152H64ZM69 150H70V153H71V151L73 152V153H69ZM106 150V151H105ZM125 150V151H124ZM142 150H144V151H142ZM172 150V151H171ZM179 150V151H178ZM182 150V151H181ZM191 150H194V151H192V153L194 154L195 152H196V155H192V153H191ZM201 150V151H200ZM210 150V151H209ZM222 150V151H221ZM260 151V153H259V151ZM13 151V152H12ZM25 151H26V154H25ZM28 151H30V152H28ZM32 151V152H31ZM36 151V152H35ZM64 153H63V152ZM66 151H68L67 152V156H66V158H68V159H64L63 160V158H65V157H63L62 158V156H61V153H63V154H65L66 155ZM93 151V152H94ZM102 151V152H101ZM110 151V152H109ZM119 155L120 153H121V155L120 156H118V157H115V156H117V154H115V152ZM175 151H176V154H175ZM182 153H184V154H186L187 156H185L184 154H182ZM214 151H215V153H214ZM220 151L222 152V154H220ZM223 151H224V153H223ZM253 151V152H252ZM28 152V153H27ZM35 152V153H34ZM74 152H75V154H74ZM87 152V153H86ZM107 152V153H106ZM112 152V153H111ZM114 152V153H113ZM168 152V153H167ZM173 152V153H172ZM190 153V155L189 154H187V153ZM201 152V153H200ZM206 152V153H205ZM228 152H230V153H228ZM232 152H234V153H232ZM235 152H237V153H235ZM258 152V153H257ZM98 153V154H97ZM124 153H126L127 154V156L126 155H124ZM129 153V154H128ZM146 154L147 156L148 155H150V156H152L153 158H154V161H153V158L152 157H150V156H148V158L146 157L145 159H146V161H148V162H145V159H144V162H142V160H143V158L145 157V156H143V154ZM155 153L157 154V155H155ZM162 153V154H161ZM205 153V154H204ZM228 153V154H227ZM241 153V154H240ZM255 153H256V155H255ZM3 154V155H2ZM6 154V155H5ZM8 154V155H7ZM11 154V155H10ZM35 154V155H34ZM62 154V155H63ZM68 154H70V155H68ZM81 154H83V153H81ZM90 154H91V152H90ZM103 154V155H102ZM115 155V156H113V155ZM123 154V155H122ZM138 154V155H137ZM144 154V155H145ZM152 154V155H151ZM160 154V155H159ZM163 154H165V156L163 155ZM178 154V155H177ZM201 154H203V155H201ZM226 154V155H225ZM232 154V155H231ZM262 154V155H261ZM22 155V156H21ZM26 155V156H25ZM33 157H32V156ZM72 155H73V157H72ZM75 155V156H74ZM95 155H96V157H95ZM160 156V158H159V156ZM175 155H177V157L175 156ZM188 155L190 156V158L188 157ZM198 155H199V157H198ZM207 155V156H206ZM217 156V157H219V159L217 158H215V157H213V156ZM222 155H225V156H227V157H224L223 159L221 158L222 157ZM231 157H229V156ZM235 155H236V157H235ZM2 156H4V157H2ZM58 156V157H57ZM62 158H60V157ZM64 156V155H63ZM69 156V157H68ZM81 156H84V155H81ZM104 156V157H103ZM134 156V157H133ZM156 156V157H155ZM183 156H185L184 158H183V162H184V164H185V166H187L186 164H188L189 162V164H188V169L187 168H185V166H183V163L181 162L182 161V159H181V157ZM215 159H213L212 157ZM234 156V157H233ZM257 156H258V158H257ZM22 159H21V158ZM37 157V160L35 159ZM76 157V158H75ZM120 157V158H119ZM131 159V163H129V158ZM139 157V158H138ZM165 157V158H164ZM186 157L187 158H189L188 159V161L189 160H192V158L193 159H195L196 157H198L199 159H195V160H192V161H186ZM241 159H240V158ZM253 159H252V158ZM34 158V159H33ZM39 158V159H38ZM70 158H73V159H70ZM111 158H112V160H111ZM128 158V159H127ZM179 158V159H178ZM201 158V159H200ZM228 158H229V160H228ZM232 158H233V160H232ZM256 158V159H255ZM4 159V161L2 162V160ZM24 159V160H23ZM82 160V164H84V166L82 165V164H79L80 162V160ZM91 159V160H90ZM105 159V160H104ZM207 159V160H206ZM210 159V161H208ZM254 159H255V162H254ZM20 160V161H19ZM27 160V161H26ZM41 160V163H39L38 164V162ZM59 160H60V162H59ZM62 160V161H61ZM74 160H75V162H74ZM78 160V161H77ZM86 160V162H84ZM115 160H116V162H115ZM140 160V161H139ZM149 160H150V162H149ZM157 160H159V162H160V164H161V162H162V164L163 163H165V165L164 166H162V164L161 165H159L158 166V164L157 163H159ZM172 160V161H171ZM202 161V162H200V161ZM206 160V161H205ZM223 161V162H221V161ZM233 161V162H231V161ZM237 160V161H236ZM249 160V161H248ZM253 161V163H252V161ZM32 161V162H31ZM36 161H38V162H36ZM97 161H98V163H97ZM156 161V162H155ZM167 161H169L168 163H167ZM175 161V162H174ZM178 161H180L182 164H180V163H178ZM204 161L207 163V161H208V164H206V163H204ZM212 161H214V162H216L217 163V165H218V162H221V165L219 166H217L216 165V163H215V165H214V163L212 162ZM240 161V162H239ZM258 161V162H257ZM23 162V163H22ZM64 162H65V164H64ZM69 163V164H71V165H67L66 163ZM77 162H79L78 163V165L80 166V169H79V166L78 165H76L77 164ZM88 162V163H87ZM113 162V163H112ZM128 162V163H127ZM151 162H155V163H153V164H151ZM188 162V163H187ZM193 162V163H192ZM202 163V164H200V163ZM211 162H212V164H213V166H212V164H211ZM228 162V163H227ZM236 164H235V163ZM257 162V163H256ZM31 163V164H30ZM38 164V165H36V164ZM42 163H43V165H42ZM73 163H75V164H73ZM85 163H87V164H85ZM91 164V166H92V168H91V166H89L90 164ZM111 163H112V166H110L111 165ZM123 163V164H122ZM141 163V164H140ZM147 163H149L147 166H146V164ZM172 163V164H171ZM191 163H192V168H191ZM194 163H196L195 164V166H194ZM197 163H198V165H197ZM210 163V164H209ZM225 163V164H224ZM232 163H234L233 165H232ZM241 163H242V165H241ZM246 165H245V164ZM252 163V164H251ZM26 164H28V165H26ZM89 164V165H88ZM110 164V165H109ZM117 164V165H116ZM118 164H119V166H118ZM129 164H131L132 166H136V168H130L131 167V165H130V167H129ZM155 164V165H154ZM173 164H180V165H176V166H174ZM220 164V163H219ZM231 164V165H230ZM35 165H36V169H37V171L35 172ZM46 165V166H45ZM82 165V166H81ZM88 166V169L86 168L87 166ZM106 166V168H105V166ZM107 165H109V168L111 169V167H113V165H116V168H114L115 170H116V173H117V171L119 172V174H120V172H122V171H124L123 173L125 174V173H132V170H133V172L135 173V170L134 169H136V173H137V170H139L140 169V171H138V173L137 174H140L141 173V169H142V171L144 172L143 174L141 173V177H140V179L142 178L143 180H145V181H147V182H144V181H140V179H138V181H140V182H138V184L140 183V185H142L141 184V182H144L143 183V187L141 188L142 189V191L139 189V186H137V185H135L134 184V187H133V189H131L128 185H124V186H126L127 188L129 187L130 188V190H132V194H133V192L135 191V198H137V199H132L133 201L132 202H128L129 204L130 203H132V204H136V205H132V206H134V208H136V209H132V208H130V206L131 205H129L128 203H127V205L128 206H126V208H125V205H126V203H125V201H131V199L130 200H128L129 198H130V196H132V197H134L129 191H128V189L126 188V187H124L123 186V184H121V183H126V181L127 180H129V178L127 177V180H126V176H125V179L123 180V173L122 174H120V175H118V173H117V175H116V173L114 172V170H113V172H112V169H111V173L108 171V170H110V169H108V167H107ZM137 165H139V166H137ZM144 167H143V166ZM149 165H154V166H152V167H150ZM157 165V166H156ZM167 165V166H166ZM206 165V166H205ZM210 165H211V167H210ZM225 165V166H224ZM230 165V169H229V166ZM239 165H241V166H239ZM246 166V167H243V166ZM254 166L255 167V169L254 168H252L251 170H250V166ZM255 165H257V166H255ZM24 166V167H23ZM26 166V167H25ZM32 166V167H31ZM59 166H61V167H59ZM66 166H68L69 167V169H70V172H66V171H68V170H66L65 171V169H66ZM75 166H78L77 168L79 169V171H81L82 170V173L81 172H79L76 168H74ZM97 166V167H96ZM117 166H118V168H117ZM121 166H122V168H124L123 170L121 169ZM127 166V167H126ZM141 166H142V168H141ZM149 166V167H148ZM162 166V167H161ZM184 167V170H183V167ZM209 166V167H208ZM238 166V167H237ZM259 166V167H258ZM262 166V167H261ZM39 167L41 168V170L39 169ZM63 167H64V169H63ZM90 167V168H89ZM104 167V169H106V171H108L107 173H108V175H109V177H110V175L113 173L114 175L113 176H119L120 178V180L122 179L124 182H121L119 179V182H117V181H115V180H117V179H115L114 181L116 182H114V181H111V179L110 178H115V177H112V175H111V177L109 178L110 179V182H111V184H112V182H114V184H117V183H120L121 184V186L122 187H120V189L122 190V191H120V189L118 188V186H117V188H115V190H117V191H114V189H113V187H115V185L114 186H108L110 183H107L106 185H104V186H108V187H110V188H108V187H105V189H107V190H102V188H101V190H100V188L98 187V185L99 186H101V185H103L104 183H106V181H104V183L101 181V184H100V180L102 179L103 180V178L106 180V179H108L107 177L105 178V176H106V172H105V170L103 171L102 170V168ZM138 167H140V168H138ZM159 167V168H158ZM166 167V168H165ZM169 167V168H168ZM173 167V168H172ZM174 167H178L177 168V170L176 169H174ZM194 167V168H193ZM195 167H197V168H195ZM209 169H208V168ZM213 167H215L214 169H212ZM262 169H261V168ZM73 168L74 169H76V170H74V171H78L77 172V174H76V172H75V174H74V178H76L75 176L77 175L78 176V174L80 173L81 175L82 174H85L84 175V177L82 176L81 177V175H79L78 176V178L79 179H81V178H85V177H87V179H85L86 180V185H88L87 183H90V185H91V187L89 186H83V184L81 185L82 187H84L85 189H86V193H88V195L85 193V192H83L84 191V188H80L79 187V189L77 188V186H78V184H79V182L78 181H81V180H78L77 181V178H76V180H74V178L72 177L73 176ZM81 168H83V169H81ZM93 168H94V170H93ZM96 168V169H95ZM98 168H100L99 169V171H98ZM120 168V169H119ZM127 168V169H126ZM138 168V169H137ZM164 168V170H165V172L167 173H165L164 174V170H162ZM179 168H182V171H181V169H179ZM191 168V169H190ZM200 168H201V170H200ZM202 168H204L203 170H202ZM223 169L222 171L221 170H219V169ZM258 168V169H257ZM3 169V170H2ZM31 169V170H30ZM43 169H44V171H43ZM54 169V170H53ZM62 169V170H61ZM85 169V170H84ZM90 169V171L88 172V170ZM108 169V170H107ZM126 169V170H125ZM170 169H173V170H170ZM179 169V170H178ZM186 169H187V171H186ZM192 169H194V171L192 170ZM205 169H207V170H205ZM218 169V171L216 172V170ZM236 169V170H235ZM239 169V171H237ZM241 169V170H240ZM243 169V170H242ZM257 169V170H256ZM261 170V171H259L258 172V170ZM4 170H5V173H3L4 172ZM65 174V172H66V174L68 173V175H69V173H71L70 175H71V177H72V181L74 182V184L76 183L77 185H76V187H75V185H73L75 188H76V190L77 191H75V188L74 189H72V188H69V186H72V185H69L68 186V188H69V190L68 189H66V183H63V181H61L60 180V178H61V175H62V173H61V171ZM100 170H102V171H100ZM155 170V171H154ZM160 170V171H159ZM162 170V171H161ZM174 170H175V172H174ZM205 170V172H203V174H200L201 173V171H204ZM212 170V171H211ZM215 170V171H214ZM225 170V171H224ZM232 172H231V171ZM234 170H235V173H234ZM254 170V171H253ZM6 171H7V173H6ZM41 171V172H40ZM60 172V173H57V172ZM65 171V172H64ZM92 171H96L95 173L94 172H92ZM98 171V172H97ZM168 171H169V174L170 175H168ZM174 173H173V172ZM178 171H180L179 173H178ZM190 171H192V172H190ZM197 171H198V173H197ZM207 171H209L210 172V178H208L209 176H206L208 173H207ZM214 171V172H213ZM223 171H224V174L222 175V173H223ZM229 171V172H228ZM236 171H237V173L239 174H237L236 175ZM242 171H243V174H242ZM90 172L92 173V174H90ZM154 172H156V173H154ZM159 172L161 173V174H159ZM189 172V173H188ZM212 172H213V174H212ZM220 174H219V173ZM225 172H227V173H225ZM242 174H240V173ZM248 172H250V173H248ZM254 172V173H253ZM30 173H31V175H30ZM34 173H35V175H34ZM42 173H44V174H42ZM47 173V174H46ZM96 173H97V176H96ZM106 173V174H105ZM129 173L127 174L128 176H130L129 175ZM135 173V174H136ZM173 173V174H172ZM181 173L182 174H184V176L183 175H181ZM188 173V174H187ZM191 173V174H190ZM193 173V174H192ZM204 173L206 174L205 175V178L203 177L204 176ZM259 173V175H257V174ZM8 174H9V177H8ZM61 174V175H60ZM63 174V175H64ZM88 176H87V175ZM103 174H105V176H103ZM134 174V175H135ZM177 175L176 177H179V179L177 178V181L176 182H173V181H175L176 179H175V175ZM196 174H198V177H197V175ZM218 174V177L216 176ZM232 174V175H231ZM256 174V175H255ZM39 175V176H38ZM42 175H44V176H42ZM45 175L46 176H48V178H47V180H50V181H53V180H55V182H57L59 185H57V183H50L49 181V183L51 184V185H48V182H46L47 180L46 179H44V181H42V177H45ZM60 177H59V176ZM62 175V176H63ZM107 175V176H108ZM126 175V174H125ZM132 175H133V173H132ZM132 175H131V177H132ZM134 175H133V177H132V179H131V177H130V179L131 180H133V178H134ZM145 175V176H144ZM162 175V176H161ZM170 176L169 178H171V179H169V178H167L168 176ZM188 175V176H187ZM191 175H195V176H193V179H194V181H193V179H192V176ZM199 175H202V176H199ZM235 175V176H234ZM247 175V176H246ZM37 178H36V177ZM65 176V175H64ZM90 176H92L91 178H93L92 180L90 179ZM103 176V177H102ZM121 176H123L122 178H121ZM137 176V175H136ZM142 176H144V178L142 177ZM156 177V179H153V178H155ZM158 176H159V178H160V176H161V179H159L158 178ZM189 176L191 177L190 179H189ZM221 176V177H220ZM230 177V179L228 178V177ZM231 176H233V177H231ZM246 176V177H245ZM6 177V180L7 179H9L10 180V178H11V180L13 181V182H10L9 180V182L8 181H4V178ZM66 177V176H65ZM68 177V176H67ZM98 177H102V178H98ZM148 177V178H147ZM150 177V178H149ZM164 177V178H163ZM180 177H181V179H180ZM186 179H184V178ZM198 179V180H200L201 182L203 181L204 182V184H206V185H204V187L206 186L207 187V189L206 188H204L206 191L207 190H209V192H207V194H209L210 195V191L211 190H213V188H214V190H215V192H217L218 193V195H217V193H215L214 192V190L213 191H211L212 193H211V195L209 196L208 195V197H206L207 196V194L205 193V192H202V193H200V190H202V189H200V188H198V187H196V189H195V191L196 190H199V192L197 193V192H192V191H190L189 189H192L193 187L195 188V186L193 185V184H195V182L197 183V184H195V185H200V186H202V183L200 182V181H197L196 180V178ZM203 177V178H202ZM213 177V178H212ZM249 177V178H248ZM42 178V179H41ZM118 178V177H117ZM139 178V177H138ZM152 178V179H151ZM157 178H158V180H157ZM174 178V179H173ZM182 178L184 179V180H182ZM188 178V179H187ZM207 178H208V182H209V184H211V185H209L208 184V182H207ZM218 178V179H217ZM224 178H225V183H224ZM226 178H227V180H226ZM241 178V179H240ZM37 179V180H36ZM41 179V180H40ZM69 179V178H68ZM88 179H90V181L92 182V184H91V182H87V181H89ZM95 179H97V180H95ZM108 179V180H109ZM112 179V180H113ZM137 178H135V180H136ZM147 179V180H146ZM151 179V180H150ZM217 179V180H216ZM221 179V180H220ZM229 179V180H228ZM39 180V181H38ZM71 180H64V181H71ZM98 180H99V183H96V182H98ZM107 180V181H108ZM134 180V181H135ZM157 180V181H156ZM163 180L165 181V183H163ZM171 182V185L172 186H170V184H168V182ZM180 180H182L183 181V183H184V186L189 190H186V188L183 186V185H181L182 183H179V182H181ZM190 180V181H189ZM213 180H214V182L216 183V188H215V183L213 182ZM231 180V181H230ZM243 180V181H242ZM250 180H251V182H250ZM2 181V182H1ZM43 182V183H40V182ZM61 181V182H60ZM83 182H84V179L82 180ZM81 181V183H83ZM134 181H127V182H134ZM189 181V182H188ZM191 181H193V182H191ZM229 183H228V182ZM6 182H7V184H6ZM32 182H35V184H33ZM73 182H70V183H73ZM109 182V181H108ZM137 182V181H136ZM135 182V183H136ZM150 182V183H149ZM161 182V183H160ZM188 182V183H187ZM242 182V183H241ZM13 183V184H12ZM45 183H47V184H45ZM103 183V184H102ZM175 183V184H174ZM191 184V186H192V188L190 187V184ZM193 183V184H192ZM212 183H214V184H212ZM218 183H219V186L221 185V187H220V189L218 188L219 186H218ZM227 183V184H226ZM30 184V185H29ZM48 185V186H45V185ZM52 184H53V187H52V189H51V187H49V186H52ZM68 184V183H67ZM84 184V185H85ZM96 184V185H95ZM127 184V183H126ZM131 184H133V183H131ZM137 184V183H136ZM162 184H167V185H165V186H163ZM179 184V185H178ZM225 184V187L223 186ZM259 186V190H261V191H257L256 189H258V187H257V185ZM6 185V187H4V186ZM42 185H44V186H42ZM55 185V186H54ZM95 185V186H94ZM119 185V184H118ZM169 185V186H168ZM173 185H177V186H174L173 187ZM208 185V186H207ZM229 185V186H228ZM240 185V186H239ZM242 185H244V186H242ZM2 186V187H1ZM38 186V187H37ZM72 186V187H73ZM94 186V187H93ZM154 186V187H153ZM167 186V187H166ZM188 186V187H187ZM199 186V187H200ZM230 186H231V188H230ZM256 186V187H255ZM3 187H4V189H3ZM42 187V188H41ZM46 187V188H45ZM64 187H65V189H66V191H65V189H64ZM96 187V188H95ZM103 187V186H102ZM136 187L139 189V190H137L136 189ZM153 189H152V188ZM170 187V188H169ZM171 187H172V189L174 188V189H178L179 190V188H180V190H182V192H183V190H184V188H185V190L186 191H188V193H186V194H188V195H185V192H184V194L181 192V194H179V199L178 198H175L176 196H178V194L177 193H180V191L178 192V190H174L173 189V194H172V190H171ZM213 187V188H212ZM223 187V188H222ZM15 188V189H14ZM34 188H36V189H34ZM48 188H50V189H48ZM60 188V189H59ZM64 189V191H63V189ZM92 188H95V189H97V190H95V189H93V190H91ZM124 188H125V190H124ZM149 188H150V190L151 191H153L154 189H155V193L157 194H155V193H153V192H148L149 191ZM182 188V189H181ZM194 188L192 189V190H194ZM198 188V189H197ZM202 188V187H201ZM208 188H210V189H208ZM237 190H236V189ZM243 188V189H242ZM254 188H256V189H254ZM262 188H263V190H262ZM27 189V190H26ZM42 189H43V191H42ZM46 189H48V192H47V190ZM58 189V190H57ZM80 189H81V191H80ZM82 189H83V191H82ZM88 189H90V191H88ZM137 190V192H136V190ZM171 191H170V190ZM203 189V190H204ZM218 189H219V191H220V193H219V191H218ZM222 189H224L223 191L224 192H222L221 190ZM233 189V190H232ZM25 190H26V192L28 191V192H30V193H26L25 192ZM45 190V191H44ZM51 190V191H50ZM52 190H53V192H52ZM60 190H62L63 192H66V193H61V191ZM70 190H72L74 193L72 194V191H70ZM119 190V191H118ZM127 190V191H126ZM134 190V191H133ZM158 190H160V191H158ZM202 190V191H203ZM229 190H231V192L229 191ZM236 190V191H235ZM33 191V192H32ZM36 191V192H35ZM49 191H50V195H48L49 194ZM58 191H60V193L58 192ZM91 191L93 192V191H95L94 193H91ZM170 191V193H171V197H170V193H168V192ZM46 192L48 193V194H46ZM76 192H79L78 194L76 193ZM83 192V193H82ZM99 194H98V193ZM104 193V195H106L105 197H106V200H105V197H104V195H102L103 193ZM105 192H107V194H105ZM109 192H110V194H109ZM115 192V193H114ZM119 192H121V193H119ZM124 192H127V194H129L130 193V196L129 197H127V198H123L122 199V197L124 196L125 197V195H127V194H125ZM142 192H143V194H142ZM160 194H159V193ZM176 192V193H175ZM214 192V193H213ZM228 192H230V194L228 193ZM238 192H239V194H238ZM254 192H257L258 194L260 193L261 195H257V193H256V195H254L255 193ZM53 193V194H52ZM58 193L60 194V195H58ZM96 193V194H95ZM112 193H114V195L116 194V193H118L117 194V197H116V195H115V198H114V195L112 194ZM122 193H124V194H122ZM140 193V194H139ZM154 194V196L156 195V197H154L153 196V194ZM176 195H175V194ZM195 193V194H194ZM202 194V195H200V194ZM205 193V194H204ZM222 193V194H221ZM235 195H234V194ZM27 194V195H26ZM30 194V195H29ZM42 194V195H41ZM68 194H69V196H68ZM70 194H72V195H70ZM74 194H76V195H74ZM94 196V198H93V196ZM109 194V197H107V195ZM112 194V196H110ZM119 194H121V195H119ZM152 194V195H151ZM192 194H194L195 196L198 194V195H200V196H205L204 198H209V197H212L213 196V198L216 200V203H215V200H213V198H209V200L207 199H205V204H207V206H208V208H206L207 206H205V204L203 205L202 203H204L202 200H204V199H200L201 197L200 196H197V197H193L192 196ZM219 194H221L220 196H219ZM21 195V196H20ZM25 195V196H24ZM29 195V196H28ZM47 195H48V197L49 196H51L52 195V199H51V197L50 198H48L47 197ZM54 195V196H53ZM62 195V196H61ZM79 195V196H78ZM83 195H86V196H84L83 197ZM90 195H91V197H90ZM139 195V196H138ZM146 195H147V197H146ZM182 197H181V196ZM184 195H185V197H184ZM228 195V196H227ZM231 195V196H230ZM232 195H234V197L232 196ZM249 195V196H248ZM252 195H254V196H252ZM65 196V197H64ZM71 196V197H70ZM96 196H99V199H98V197H96ZM101 196V197H100ZM122 196V197H121ZM128 196V195H127ZM137 196V197H136ZM143 196H145L144 197V199H143ZM152 196V197H151ZM173 196H175V197H173ZM186 196H192L193 198H191L192 199V201H196L197 200V202L198 201H201V205H203V206H205V207H203L204 209H200L201 207H200V203H197L199 206H197V204H195V206H197V208L194 206V208L196 209V211H194V213H196V214H198L199 213V215H201L200 217H202V214H203V212H205V210L207 209L208 211H206V212H208L209 213V215L211 216V219L212 220H214L215 219V222L217 221L216 219H218L219 217V219H218V221L220 220V222H216L217 224H220L221 223V221H222V223L224 222V219L222 220L221 218L223 217V218H226V222H228L229 220H231L230 221V223H231V225H236V227L235 226H233V227H235L238 231L240 230V232H238L235 228V231H237V232H234V230H232V226L231 225H229L230 223H224L223 225H228L229 227H223V225L221 224V226L220 225H215L214 227H216V228H214V227H212V224H211V222L213 223L214 221H212V220H210L206 215V212H205V216L203 215V218L205 217V218H208L206 221H204L205 223L204 224H202L203 223V221H201V220H203L202 218H201V220H200V218H198V220H197V217H199V216H197L196 214H194L193 213V211H192V209H193V207H191V205H193L194 203H196L195 201H194V203L192 202V201H190V198L188 199ZM219 198H218V197ZM258 196L261 198L260 200L262 201V202H260V200H258L257 198H258ZM24 197V198H23ZM44 197H45V199H44ZM55 197V198H54ZM63 197V199H61ZM69 198V199H67V198ZM74 197H76L77 198V200H76V198H74ZM82 197V198H81ZM88 197H90V199L88 198ZM111 197V198H110ZM139 197V198H138ZM183 197H184V199H186V200H188L189 202V207L190 208H192V209H190L189 207H188V203H187V201L186 200H183L182 201V199H183ZM223 197V201L221 200V198ZM229 197V198H228ZM232 197V198H231ZM15 198V199H14ZM19 198H23L22 200H19ZM26 198V199H25ZM28 198H30V199H28ZM57 198H58V200H57ZM66 198V199H65ZM93 198V199H92ZM101 198H103V199H101ZM109 198V199H108ZM113 198V200H111L110 202H113V204L112 203H110L109 201L107 202V199L108 200H110V199H112ZM174 198H175V200H174ZM203 198V197H202ZM232 200H231V199ZM247 198V199H246ZM14 199V200H13ZM17 199H18V201H17ZM54 199L57 201H54ZM64 199H65V202H63L64 201ZM72 199V200H71ZM94 199H98V201H96V200H94ZM127 199V200H126ZM140 199L142 200V202H140ZM145 199H146V201H145ZM160 199V200H159ZM176 199L180 202L181 201V203H183V205L185 206H183L185 209L187 208V209H190L191 210V213H193V215H196V217H194L193 216V218L191 217L192 216V214H190L191 216V218H190V220H192V221H194L193 219H195V222L196 221H200L199 223L200 224H197V225H199V229L201 228V230H202V228H204L205 229V227H206V229H208L207 230V232L208 233H210V231L211 230H213V232H215L216 230H217V232L218 231H221V227H222V229L223 228H225V230L226 231H224V229H223V231H221V232H223V233H219L218 235L216 234V237H215V234L212 232L211 234H213L212 236L213 237H210L209 235H208V233L207 232H205V233H207L206 234V236L208 235L209 236V238L211 239V241H212V243H213V241L215 242V243H213V244H215V245H213V247H210L211 246V243L209 244V241L208 240H210V239H208V237H203V235L205 234L203 231H204V229H203V235L201 236V233H200V231H199V229L197 230V225H196V223L194 224V222L192 223V221H190V220H188L186 217V220H184L185 222H190V224L192 223V224H194V225H196L197 227H195V226H193V228L194 229H192V230H190L189 228V230L190 231H192V232H194L193 230H195V228H196V232H198L199 231V233H198V235H197V233L196 232H194V233H192L191 235H193V237L195 236V235H197V236H199L200 237V239L202 240V242H200L201 240L198 238V237H196V238H198L197 240V242L195 241V240H189L190 238L189 237H191L190 235L189 236H187L188 235V231H186V233H184L185 231L184 230H186L185 228L182 230V227H185L184 225H182L183 223H182V219H180L179 221H181V222H179V223H181L180 225H181V230L179 229V227H177L176 225L177 224H171V222H169V219H170V216L174 213V212H176V214H178L177 216H179L180 215V213H179V209H180V207L179 206H181L180 204L181 203H178V201H177V203L175 202L176 201ZM212 199V201H210ZM230 199V200H229ZM246 199V200H245ZM264 199V198H263ZM45 200H46V203H45ZM48 200V201H47ZM54 202H53V201ZM62 200V202L63 203H60V201ZM67 200V201H66ZM90 200L92 201V203L90 202ZM93 200H94V202H93ZM102 200V201H101ZM105 200V201H104ZM124 200V201H123ZM137 200V201H136ZM218 200H219V202H218ZM235 200V201H234ZM239 200H241V201H239ZM247 203V205H246V207L247 208H245V205L243 204L244 203V201ZM15 201H17V202H15ZM21 203H20V202ZM51 201V202H50ZM75 201V202H74ZM88 201V202H87ZM100 201H101V203H100ZM103 201H104V203H103ZM116 201H118V202H116ZM120 201V202H119ZM186 201V202H185ZM207 201H209V202H207ZM224 201H227V202H225V204H224ZM230 201H231V203H230ZM239 201V202H238ZM248 201V202H247ZM74 202V203H73ZM83 202H85V203H83ZM90 202V203H89ZM95 202H97V203H95ZM106 202L107 203H110V204H106ZM116 202V203H115ZM122 202V203H121ZM145 202H146V206H144L145 205ZM191 202V203H190ZM207 202V203H206ZM220 202H221V204H220ZM233 202H237V203H239L238 205L236 204V203H233ZM243 202V203H242ZM250 202H252V203H255L254 205L256 206V208L258 207V206H260L261 205V207H259V208H257L258 210L261 208L262 209V213L260 212L261 211V209H260V211H256L255 209V207L253 206L252 207V205L253 204H251ZM258 202H259V204H258ZM15 203V204H14ZM47 203H49V204H47ZM67 203L70 205H68V207L70 208H68V207H66L67 206ZM73 203V204H72ZM76 203L78 204V205H76ZM88 203H89V205H88ZM95 203V204H94ZM103 203V204H102ZM123 203H125V205L123 204ZM142 203H144V204H142ZM154 203L155 204H158L157 206L156 205H154ZM178 204V205H176V204ZM187 205H186V204ZM193 203V204H192ZM211 203H215V207H213V205L211 204ZM242 203V204H241ZM248 203H250L251 204V206L249 205V207L251 208V210H250V208L248 207ZM261 203H263V205L261 204ZM13 204V205H12ZM60 204H66L65 206L63 205H61V207H60ZM86 206V208L87 209H89V210H87L86 208H85V206ZM98 204V205H97ZM124 205V208H123V205ZM173 204V205H172ZM209 204V205H208ZM210 204H211V206H210ZM217 204H219V206H220V208L222 209L223 207H225V208H223L222 209V211L220 210V208H219V206H217ZM227 204H231V205H235V207H233V206H229V205H227ZM241 204V205H240ZM48 205V206H47ZM49 205H51V206H49ZM54 205V206H53ZM72 205V206H71ZM79 205H81L80 207H79ZM99 205H100V208H99ZM102 205V206H101ZM107 205V206H106ZM113 205V206H112ZM116 205V206H115ZM122 205V208L123 209H126V212H127V210H130L129 212H131V214L129 213V215H126V214H124V213H126L125 212V210H123V209H121L122 211H120V206ZM144 207H143V206ZM160 205V208H158V206ZM164 205V206H163ZM223 205V206H222ZM227 205V206H226ZM243 205V206H242ZM45 206H47V207H45ZM56 206H57V208H56ZM75 206V207H74ZM90 206V207H89ZM95 206H97L98 208H96ZM105 206V207H104ZM115 206V207H114ZM118 206V207H117ZM131 206V207H132ZM154 206V207H153ZM166 206V207H165ZM176 206H178L179 207V209L176 207ZM187 206V207H186ZM222 206V207H221ZM238 206H240V209L241 208H243V209H241V210H243L242 212H241V215H242V217H241V215L240 216H238L237 214H235V213H237V211L236 210H238V211H240L239 210V207ZM66 209H64V208ZM71 207H74L73 209L71 208ZM83 207V208H82ZM92 207V208H91ZM106 207H108V208H106ZM110 207H111V209H110ZM120 207V208H119ZM129 207V208H128ZM138 207V208H137ZM152 207V208H151ZM171 207L172 208H174V207H176V211H174L173 209H171ZM183 207L181 206V208H182V210L180 211V212H182L183 211ZM227 207V208H226ZM237 207V208H236ZM48 208V209H47ZM49 208H54V209H52V210H50L49 211ZM68 208V209H67ZM80 208H81V210H80ZM85 208V209H84ZM91 208V209H90ZM106 208V209H105ZM113 208V209H112ZM115 208V209H114ZM119 209V213L117 212V210ZM147 208V209H146ZM149 208H151V209H149ZM158 208V209H157ZM206 208V209H205ZM215 208H218L217 209V211H216V209ZM231 208H233V210L234 211H230V209ZM236 208V209H235ZM58 211V214H57V211ZM71 209H72V211H71ZM75 209H77V210H75ZM98 209V210H97ZM117 209V210H116ZM132 209V210H131ZM162 209H164L163 211L165 212L166 211V213H164L163 211H162ZM179 211H178V210ZM224 209H226V210H224ZM228 209H229V213L230 214H232V215H225L226 213H228ZM244 209H246L245 211H244ZM247 209H249V210H247ZM252 209H254L255 211H256V214H255V212H254V210H252ZM12 210V211H13ZM44 210V211H43ZM47 210V211H46ZM60 210V211H59ZM62 210V211H61ZM63 210H65V212L66 213H64V211ZM70 210V211H69ZM73 210H74V212H73ZM103 210V211H102ZM116 210V211H115ZM135 210V211H134ZM137 210H138V212H137ZM154 210V211H153ZM171 210V211H170ZM197 210H199V211H197ZM220 210V211H219ZM49 211V212H48ZM56 211V212H55ZM84 211V214L82 213ZM85 211H87V212H85ZM89 211V212H88ZM105 211V212H104ZM134 213H133V212ZM142 211V212H141ZM220 212V214L222 215V217L220 216V214H218L219 212ZM226 213H225V212ZM19 212V213H18ZM55 212V213H54ZM90 212H92V213H94V215L92 214V213H90ZM117 212V213H116ZM124 214H122V213ZM151 212V213H150ZM158 212V213H157ZM185 212V211H184ZM186 212H189L190 213V211L188 210V211H186ZM218 212V213H217ZM222 212H224L225 214V216H223V214H222ZM9 213H13V212H9ZM54 214V215H52V214ZM63 213V214H62ZM73 213V214H72ZM80 213V214H79ZM86 213V214H85ZM111 214L112 213V216L110 215H108V214ZM115 213V214H114ZM217 213V214H216ZM240 213V212H239ZM238 213V214H239ZM248 213H251L252 215H257L258 216V214H260L261 213V217L259 218V220L260 221H257V218L260 216H258V217H254V216H252L251 214H250V216H249V214ZM8 214V213H7ZM56 214V215H55ZM60 214V215H59ZM69 214V215H68ZM92 216H91V215ZM98 214V215H97ZM100 214V215H99ZM119 214H120V216H119ZM121 214L123 215V216H127V217H130V218H127V217H123V216H121ZM134 214V215H133ZM166 214V215H165ZM184 214V213H183ZM182 214V215H183ZM187 214V213H186ZM186 214H184V215H186ZM213 214V215H212ZM243 214H246V215H248L249 217H254L253 219H256L255 220V222L257 221V225H260L261 227H259V226H257V225H255V226H253V223L255 224V222L253 221V219H251V218H248V216H247V218L248 219H250L249 220V222H248V224L246 223V219L244 218V217H246L245 215H244V217H243ZM6 215V214H5ZM9 216L10 215H12V214H8ZM18 215V216H17ZM46 215H48L49 216V218H48V216L46 217ZM64 215V216H63ZM65 215H67V216H65ZM78 215V216H77ZM84 217H83V216ZM106 215V216H105ZM118 215V216H117ZM158 215V216H157ZM214 215H215V217H214ZM219 217H218V216ZM233 215H236V218L235 217H232ZM55 217V220H54V222H55V224L56 223H59V224H57L55 227L56 228H54V227H50V226H52L54 223H52L53 222V220L52 221H50L49 222V220L51 219L50 217H52V218H54ZM56 216H60V217H57V220H59V221H57L56 222ZM81 216V217H80ZM115 216H117L116 217V219L114 218ZM137 216H138V218H137ZM150 216V217H149ZM174 216V217H173ZM175 214H173L172 215V218L170 219V220H172L173 218V220H172V222H174L175 223V221L177 220V222H178V219L181 217V215L179 216V218L177 217ZM229 217L230 219L228 220V218L227 217ZM43 217V218H42ZM64 219H63V218ZM92 217V218H91ZM107 217V218H106ZM108 217H110V219L108 218ZM111 217H112V219H111ZM123 217V218H122ZM176 217L178 218V219H176ZM183 218H184V216H182ZM218 217V218H217ZM233 219H232V218ZM3 220H5V222H6V218L8 219L7 220V222L9 221V218H8V216H3V217H1ZM1 218H0V220H1ZM5 218V219H4ZM18 218V219H17ZM60 218V219H59ZM84 220H83V219ZM115 220H114V219ZM118 218V219H117ZM131 218H132V221H133V223H132V221H128L129 219L131 220ZM135 218V219H134ZM140 218V219H139ZM204 218V219H205ZM234 218H235V221H234ZM237 218H242L241 220H239V219H237ZM244 218V219H243ZM17 219V220H16ZM70 219V220H69ZM87 219V220H86ZM91 219V220H90ZM127 219V220H126ZM262 219H263V221H262ZM60 220H62V221H60ZM76 220V221H75ZM79 220V221H78ZM83 220V221H82ZM87 222H86V221ZM90 220V222L88 223V221ZM108 220H110V221H108ZM114 220V221H113ZM208 220H210V223L208 222ZM233 220V221H232ZM2 221V220H1ZM0 221V222H1ZM43 221H44V223H43ZM71 221V222H70ZM100 221L102 222L101 224H100ZM113 221V222H112ZM126 221V222H125ZM134 221H135V223H134ZM183 221V222H184ZM262 221V222H261ZM10 222H11V218H10ZM48 222V223H47ZM64 222V223H63ZM97 222V223H96ZM104 222L106 223V222H108V224L106 223L105 225H107V226H103V224H104ZM117 222V223H116ZM119 222V223H118ZM125 222V223H124ZM138 222V223H137ZM176 222V223H177ZM184 222V223H185ZM189 222L187 223V225L189 224ZM202 222V223H201ZM41 223V224H40ZM46 223V224H45ZM50 223H52V225L50 224ZM82 223V224H81ZM88 226V228H87V226L85 225V224ZM92 223V224H91ZM94 223H96V224H94ZM132 223V224H131ZM160 223V224H159ZM170 223V224H169ZM178 223V224H179ZM206 223H208L209 224V228H210V226H211V228H210V230H209V228L207 227V226H205V227H203V225H206ZM238 225H237V224ZM244 223V224H243ZM252 223V225H249V224H251ZM260 223V224H259ZM8 224V223H7ZM48 224H49V226H48ZM81 224V225H80ZM83 224H84V226H83ZM114 224H115V226H114ZM118 226H117V225ZM207 224V225H208ZM6 224H4V226H5ZM43 225V226H42ZM47 225V226H46ZM65 225V226H64ZM67 225V226H66ZM95 225V226H94ZM99 225V226H98ZM102 227H101V226ZM186 225V224H185ZM202 225V226H201ZM214 225V224H213ZM242 225V226H241ZM244 225H246L247 226V228L249 229L250 228V226H252V227H259L258 229H252V228H250V230H247L246 229V226H244ZM1 226H3V224L1 225ZM0 226V227H1ZM3 226V227H4ZM70 226V227H69ZM75 226V227H74ZM77 226H78V228H77ZM86 226V227H85ZM98 226V227H97ZM173 228V226L175 227H177V228H173L174 230H178V232H176V231H173V229L171 230V227ZM179 226V225H178ZM218 226H220L219 228H217ZM238 226V227H237ZM249 226V227H248ZM3 227H1V228H3ZM44 227H45V229H44ZM66 227V228H65ZM93 227H96L97 229L99 228H101L99 231L97 230V229H94ZM113 230H110V228ZM114 227V228H113ZM118 227V228H117ZM121 227V228H120ZM124 227H126V228H124ZM128 227V228H127ZM131 227H133V228H131ZM190 227L192 228V225H190ZM232 227V228H231ZM42 228V229H41ZM49 228V229H48ZM51 228V229H50ZM62 228H64V229H62ZM69 228V229H68ZM117 228V229H116ZM168 228H170V229H168ZM213 228V229H212ZM227 228V229H226ZM229 228V229H228ZM263 228V229H262ZM3 229H5V227L3 228ZM75 229V230H74ZM79 229V230H78ZM94 231H93V230ZM106 229H107V232H106ZM129 230L128 232H126V230ZM138 229H139V231H138ZM215 229V230H214ZM261 229H262V231H261ZM48 230H49V232H48ZM68 230V231H67ZM97 230V231H96ZM102 230V231H101ZM117 230H118V232H117ZM132 230V231H131ZM228 230V231H227ZM229 230H232V232H233V234L235 233V235H237L238 234V236H237V238H236V236L234 237L233 236V234L231 233V235L233 236H229L230 235V233L228 234V235H226L227 234V232H230ZM254 231V232H249V231ZM5 231H6V234H7V236H6V234H5ZM58 231V232H57ZM64 231V232H63ZM75 231H78V232H75ZM80 231V232H79ZM122 232V234H120V232ZM183 233H181V232ZM190 231H189V233H190ZM206 231V230H205ZM104 232V233H103ZM109 232H110V234H109ZM112 232V233H111ZM115 232V233H114ZM125 234H124V233ZM130 232V233H129ZM137 232V233H136ZM226 232V234H224ZM247 234H246V233ZM249 232V233H248ZM9 233H11V235H13V236H11ZM16 235H15V234ZM18 233V234H17ZM58 233H60V234H58ZM96 233H97V235H96ZM175 233L177 234V235H175ZM182 235H181V234ZM254 233V234H253ZM34 234H35V237L38 239V241H39V243L40 244H38V243H36L37 241H34V240H32L31 238H32V235L34 236ZM69 234V235H68ZM80 234V235H79ZM96 236H95V235ZM100 234H102L101 236H100ZM108 234V235H107ZM118 234V235H117ZM128 234V235H127ZM136 234V235H135ZM179 234H180V236H179ZM210 234V235H211ZM223 234V236H225L226 238H222V237H220L221 235ZM240 234H242L243 235V237H246V239H247V241H246V239H244V241H242L241 243H244L245 245H246V247H244L245 245L243 244H241L240 243V241H239V246H237L238 247V249H237V251L235 250L236 249V247L234 248V251H233V245H235V243H238L236 240L238 239H241L242 238V236H240ZM17 235H18V237H17ZM54 235H56L55 237H54ZM78 235H79V237H80V239H79V237H78ZM111 235V236H110ZM115 235V236H114ZM121 237H120V236ZM248 237H247V236ZM252 235V237H250ZM258 235V236H257ZM4 236H6V238L4 239ZM8 236H11V237H8ZM58 236V237H57ZM60 236V237H59ZM84 236V237H83ZM94 236H95V238L96 239H94ZM118 236H119V238H118ZM123 236H125V237H123ZM126 236H127V240H126ZM133 236H135V238L133 237ZM144 236V237H143ZM182 236H186L187 237V240H189L187 243H185V245L186 244H191L192 242L191 241H193V243L194 244H196V246H198L199 244H201V243H204L203 244V247H202V244H201V246H200V250H198L199 248V246L198 247H196L195 246V248H197V250H198V252H197V250L196 251H193V250H190L188 247L190 246V245H186V246H184V242H186V240H184L185 239V237H183V238H181ZM227 236H229V237H227ZM261 236H262V234H261ZM13 237V238H12ZM93 237V239H90V238H92ZM98 237H100L99 239L100 240H98ZM103 237V238H102ZM110 237H112V238H110ZM131 237V238H130ZM137 237V238H136ZM178 237H180V238H178ZM218 237H220V238H218ZM240 237V238H239ZM11 238V239H10ZM16 238V239H15ZM78 238V239H77ZM106 238V239H105ZM115 238V239H114ZM123 238V239H122ZM205 238H207V240L205 239ZM219 239V241H217V243H216V240L217 239ZM233 238H235L234 240H231L232 241V243H233V245H232V247L231 246H229L228 244H229V242H231L230 241V239H233ZM1 239H4V240H1ZM9 239V240H8ZM17 239H18V241H17ZM112 239V240H111ZM116 239H118V240H116ZM130 239V240H129ZM184 240V242H183V240ZM214 239V240H213ZM224 239H226V240H224ZM259 239V240H258ZM260 239L262 240V241H260ZM6 240H8V241H6ZM11 240H14V241H11ZM16 240V241H15ZM21 240V241H20ZM83 240H84V242H83ZM95 240V241H94ZM115 240V241H114ZM180 240H182V242H180ZM242 240V239H241ZM3 241V242H2ZM5 241V242H4ZM76 241L78 242V243H76ZM92 241V242H91ZM100 241H101V244H100ZM109 242V243H107V242ZM113 241V244H114V242H115V246H116V248H115V246L113 245L112 246V242ZM127 241V242H126ZM136 241V242H135ZM139 241V242H138ZM204 241V242H203ZM206 241V242H205ZM235 243H234V242ZM260 241V242H259ZM10 242H11V244H10ZM63 242V243H62ZM94 242L96 243V244H98L99 246V248H97V245L96 244H94ZM97 242H99V243H97ZM103 242H105L104 244H103ZM123 242V243H122ZM125 242V243H124ZM200 242V243H199ZM246 242H248V243H246ZM258 242V243H257ZM9 244V246H8V244ZM34 243H36L35 245L36 246H34ZM94 244L95 246H92L91 244ZM107 243V244H106ZM193 243L191 244V249H192V245H193ZM197 243H199V244H197ZM5 245V246H2V245ZM7 244V245H6ZM48 244V245H47ZM60 244V245H59ZM88 244V245H87ZM105 244H106V246H105ZM110 244V245H109ZM119 244L121 245H123L124 246V249H123V246L121 245V246H119ZM129 244V245H128ZM207 244H209V245H207ZM219 244V243H218ZM17 245V246H16ZM38 245H39V247H38ZM65 245V246H64ZM68 245V246H67ZM77 245V246H76ZM86 245V246H85ZM105 246V248L108 250H106V252H103V251H105L104 249L105 248H103L104 246ZM109 247H108V246ZM221 245V244H220ZM237 245V244H236ZM242 245V246H241ZM15 246V247H14ZM20 246V247H19ZM50 246V247H49ZM53 246V247H52ZM69 246H70V249H69ZM82 246H84V249H83V247ZM89 248H88V247ZM100 246H102L101 248H100ZM133 246H134V248H133ZM204 246H206V247H208L210 250L212 249V250H214L213 252H215V258H214V255H212L211 253L212 252H210V253H208V249H207V251H206V249H204L205 247ZM248 246V247H247ZM252 246H253V248H252ZM6 247H9V248H7L6 249V252L4 251L5 249L4 248H6ZM12 247V249H10ZM14 247V248H13ZM18 247V248H17ZM36 247V248H35ZM57 247H59V248H57ZM82 248V249H80V248ZM92 247V251H91V248ZM93 247H94V249H93ZM183 247H185V248H188L186 251H185V248L183 249ZM203 248V250L205 251V253H202V251L203 250H201L202 248ZM219 247V246H218ZM243 248V250H242V248ZM16 248V249H15ZM20 248V249H19ZM47 248V249H46ZM75 248H76V250H75ZM95 248H96V250H97V252H99L100 250V254L99 253H97L96 251H95ZM214 248V249H213ZM219 248V249H220ZM245 248V249H244ZM247 248V249H246ZM250 248V249H249ZM256 248V249H255ZM15 249V250H14ZM37 249V250H36ZM54 249V250H53ZM63 249V250H62ZM98 249H99V251H98ZM102 249H103V251H102ZM116 249V250H115ZM120 249V250H119ZM135 249V250H134ZM193 249H194V247H193ZM221 249H220V251H221ZM253 249V250H252ZM262 249V250H261ZM14 252H13V251ZM21 250V251H20ZM49 250V251H48ZM70 250V251H69ZM72 250H73V252H72ZM77 250H80V251H77ZM112 250V251H111ZM118 250V251H117ZM129 250H131L130 252H128ZM133 250V251H132ZM244 250H246L245 252H244ZM8 251V252H7ZM9 251H11V252H9ZM52 251H53V255H52ZM95 251V252H94ZM120 251V252H119ZM123 251V252H122ZM190 251L191 252H193V253H190ZM203 251V252H204ZM243 251V252H242ZM251 251V252H250ZM259 252L258 254V256L254 253V252ZM2 252V253H1ZM78 252L80 253L79 255H78ZM113 252H115V253H113ZM126 252V253H125ZM182 252H184V254L182 253ZM186 252V253H185ZM194 252H196V253H194ZM207 252V253H206ZM246 252H248L249 254H253V255H251L250 257H251V260L249 259L250 257H248V260L246 261V257H243L244 256V254H246ZM263 252V253H262ZM19 253V254H18ZM21 253H22V255H21ZM73 253V254H72ZM95 253H97V254H95ZM104 253H105V255H104ZM109 253V254H108ZM125 254V255H122L121 256V254ZM129 253V254H128ZM133 254V253H135V254H137V255H135V254H133L132 256H131V254ZM202 253V254H201ZM220 253V252H219ZM234 253H236V254H234ZM242 253H244L243 255H242ZM247 253V254H248ZM5 254V255H4ZM11 254H14V255H16V256H14V255H11ZM51 256H50V255ZM111 254V255H110ZM183 254V255H182ZM190 254H192V255H190ZM199 254H201V255H199ZM206 256H208V254H209V256L212 258H210L211 259V262L210 261H207V260H209V257H206V258H208L207 260H206V263L204 262L205 261V259L203 258L205 255ZM211 254V255H210ZM214 254V253H213ZM217 254V255H216ZM249 254L248 255H246V256H249ZM261 254V255H260ZM8 255V256H7ZM11 255V256H10ZM18 255V256H17ZM23 255H24V257H23ZM77 255V256H76ZM96 255V256H95ZM101 255V256H100ZM116 255V256H115ZM118 255H120L119 257H118ZM128 255V256H127ZM194 255H197V256H194ZM10 256V257H9ZM69 256V257H68ZM71 256H73L72 258H71ZM75 256V257H74ZM105 256V257H104ZM108 256V257H107ZM109 256L111 257L110 259H109ZM116 257V259H115V257ZM125 256H127V257H125ZM129 256H131V257H129ZM192 256V257H191ZM256 256V257H255ZM17 257V258H16ZM49 257H50V259H49ZM68 257V258H67ZM77 257V258H76ZM114 257V258H113ZM198 257H199V259H198ZM219 257V258H220ZM12 258H13V260H12ZM15 258H16V260H15ZM75 258V259H74ZM106 258V259H105ZM108 258V259H107ZM124 258V259H123ZM129 258V259H128ZM132 258H133V260H132ZM177 258V259H176ZM193 258H196V259H193ZM201 258H202V260H201ZM221 258L219 259V260H221ZM254 258V259H253ZM257 258H259V260L257 259ZM26 259V260H25ZM52 259V260H51ZM53 259H54V261H53ZM71 259V260H70ZM114 259V260H113ZM128 260V261H126V260ZM200 260V261H198V260ZM257 259V260H256ZM15 260V261H14ZM67 260H68V262H67ZM70 260V261H69ZM84 260V261H83ZM109 260V261H108ZM120 260V261H119ZM125 260V261H124ZM192 260H196V261H192ZM213 260V261H212ZM226 260V262L224 263V262H222L221 261V263L222 264H226L228 261ZM262 260V261H261ZM2 261V262H1ZM10 261V262H9ZM21 261H23V262H21ZM114 261V262H113ZM118 261V262H117ZM122 261V262H121ZM124 261V262H123ZM135 261V262H134ZM137 261V262H136ZM235 261H233L234 262V264H237ZM255 261V262H254ZM260 261V262H259ZM11 262H13V263H11ZM16 262V263H15ZM18 262H20V263H18ZM53 262V263H52ZM192 262V263H191ZM201 262V263H200ZM210 262V263H209ZM262 262V263H261ZM132 263V264H133ZM220 263V264H221ZM229 263H231V261L230 262H228L227 264H229ZM212 264V263H211ZM233 264V263H232Z\"/></svg>",
    "mask_w": 264,
    "mask_h": 264
},
{
    "label": "bare ground",
    "instance_id": "obj_2",
    "mask_svg": "<svg viewBox=\"0 0 264 264\" xmlns=\"http://www.w3.org/2000/svg\"><path fill=\"white\" fill-rule=\"evenodd\" d=\"M10 1L12 2L11 4H10ZM19 1H20V0H18V2H17V0H7L6 2H8V4H7L8 7H10V6H12V7H10L11 9H10V8H6V7H4V8H6L5 11L3 10V8H0V11H1V9H2L1 13L5 12V13L3 14V15H5V14L9 13V12L12 10V12L9 13L12 17H14L16 14H19V13H20V14H19V16H20L22 12L24 13L23 15L25 16V15H26L25 12H30V11H32L33 8H36V7H34V6H37L36 4L39 3L38 5H40V2H42V0H41V1L39 0L38 3H36V0H32V1L30 0V2H31V6H32V3H33V6L30 7V9H29V7H28V5H30L29 0H28V1L21 0V1H24L25 3H28V4H27L28 9H26V8L23 9V7H24L26 4H25L24 2H21L22 5H23V6H21V3H20ZM33 1H35V2H33ZM37 1H38V0H37ZM43 1H44V0H43ZM50 1H51L52 3H50ZM53 1H55V2H53ZM57 1H59V0H57ZM57 1H56V0H49V1H48L49 4H50V6L48 5L47 7H48V8L50 7V11L53 10L51 13L54 12V9L52 8V6H53L54 8H55V6H56V8H58V10H60L59 7H57V5H59L63 0H60L61 2H57ZM65 1H66V2H65ZM68 1H69V0H64L62 3H64V2H65V3H64V5L61 6V7H62V8H65V5H66V3H67ZM75 1H78V0H74V1L71 0V2H72V3L70 2L71 5H70L69 2L67 3V5H69L70 7L75 6V5H74ZM79 1H80V0H79ZM81 1H82V0H81ZM81 1H80V2H81ZM83 1H84V0H83ZM83 1H82V3H83ZM85 1H86V0H85ZM90 1H91V0H90ZM95 1L97 2V4H99L98 2H101L102 0H99V1H98V0H95ZM104 1H106V0H104ZM104 1L102 2V3H103L102 7H105V8L107 9V11H108V9H109V4H110L109 2H110V1H109V0L106 1V2L109 3V4H108V3H107V4L105 3L106 5H104ZM112 1H113V3H114V0H112ZM119 1H121V4H122V5L126 3V2H125V3H122V0H119ZM169 1H172V0H169ZM178 1H179V0H178ZM186 1H187V0H186ZM188 1H189V0H188ZM188 1H187V2H188ZM194 1H195V0H192V3H191L192 6L196 5L199 1L202 2V1H204V0H197L198 2H195V4H193ZM212 1H213V2H212L213 5H215V1H214V0H212ZM220 1H221V3H220L221 6H223L224 2H223L222 0H218V2H217V1H216V2H217V4H219ZM226 1H227V0H226ZM231 1H232V0H231ZM240 1H241V2H243V1L245 2L246 0H240ZM0 2H1L0 5H6V4L4 3L5 0H4V1H3V0H0ZM13 2H14L15 4H14ZM48 2H47V0H46V2H44V5H45V4H48ZM73 2H74V3H73ZM87 2H88V1H87ZM92 2L94 3V0H92ZM132 2H133V1L131 0V5L134 4V3H132ZM134 2H135V1H134ZM138 2H139V0H138ZM174 2H175V3H174ZM174 2H173L172 4H170V5L173 6V7H168V6H167L169 2H168V3L166 2L167 5H166V4H162L161 2H159V3H161V5H163V6H165V9L167 8V9L165 10L164 7H163V9L165 10L164 12H165V14L167 15V17H166V18H167V21H169L168 18H172V19H173V21H172V19H171V21H172V30H173V29L177 30L176 28H179V29H178V31H179V30L181 29V30H182V31L180 32L181 36H180V34H179L178 32L174 33V30H173V33H174V35H176V36L172 35V33H171L172 31H171V30H170V35L168 36L167 33H168L169 31L166 30V29H167L166 26L170 27L171 24L169 25V22H168V24H167V23H166L167 21H165L166 26H164V23H162L163 25L160 26L159 21H160V23L163 22V19H166V18H165L166 15H165V16L162 15V13H163V11L161 12L162 7L159 5L158 2H153V3L155 4L156 7H158L157 5H159V7H158L157 9L160 8V9H159L160 12L155 13V12L152 11L153 9H154V10L156 9V8H154V4H153L152 2H151V3L153 4V6H152V10H151V8L148 7V9H150L151 12H152V14H150V15L153 16L154 14H157V15H158V13H160V15L162 16V19H161L160 15H158L159 18H158L157 15H155V16H157V17L153 16V17H154V18H153L154 20L151 18L152 16H150V21L153 20L154 23H155L157 20H159V21H157L158 24H157V23H156V24L152 23V24H153V25H152V28H154V30H153L152 32L158 31V30L162 29L163 27L166 28V29H165V28H163V29H164V33H165V30H166L167 33H165V34H167L168 38H167L166 35L163 33V30L160 31V34H158V33H157V34H158V36H159V35H161V32H162V33H163V35H162L163 37L161 36V39L164 38V36H165L166 38H164V39H165V40L167 39L166 42H168V43H165V40H163L165 45H164V44H163V45L161 44V45L163 46L162 48H161V45L159 46V45H156V44L154 43L156 46H158V47L160 48V50L164 49V46L166 47L165 50H167V49H168L167 47L172 48L171 46H168V44L172 45V44L174 43L173 45L175 46V45H176L175 43L180 42V41L177 39V38H178V36H177L178 34H179L180 37L183 36V37L180 38V39H182V40L184 39V40H185L186 37H184V36H185V35L188 36V33H189V32H186V31H185L186 34L184 33V35H183V33H182V32H184V31H183V28L188 27V29L191 30L192 27L196 26V24H197L196 21L198 20L197 18L201 19L202 17L205 16V18H206V16H207V17H208V18H206L207 20H206L205 18L202 19L203 21H205V25H204V22L202 21V22H203V23H202V26L206 27V24H207V23H208L207 26H208L210 23L212 24V21L214 20V16H216V13H217V12H216V8H215V9L212 8V9H214V11H211L213 14L215 13L214 16H213V14H211V12H210V13L208 12V11H210V9H211V8H210V7H211V6H210V5H211V4H210V0H209V2H207V0L204 1V3L206 2V4L203 3L204 5H200V4H199L200 7H199V6H196V7L194 8L195 10H194L192 7H190V2H189V5H186V3H185V2L183 3V0H182L181 2H182L183 4H185V5H184V7H185L184 10H186V11L188 12L187 9H188L189 7H190L189 9L192 8V10H193V11L190 10V12H192V13H190V12H188V13L193 14V15H194L193 17H195V20L192 19V15H191V19H190V14L188 15V17H186L187 13L184 12V10H183V13L186 14V15L184 16V14L182 13V9H183V7H181L180 5H179V6L177 5V4H179L180 1L177 2V0H176V1L174 0ZM176 2H177V4H176ZM228 2H230V0H228ZM244 2L241 3V4H242L241 7L246 6V4H244ZM246 2H248V0H247ZM2 3H3V4H2ZM17 3H19L20 7H22L23 10H22L21 8H19V5H17ZM23 3H24V4H23ZM42 3H43V2H42ZM62 3H61V4H62ZM82 3H81V4H82ZM93 3H91V4H93ZM115 3H116V1H115ZM127 3L130 4V0H128ZM136 3H137V1L135 2V5H136ZM156 3H157V5H156ZM199 3H200V2H199ZM207 3L209 4V6L207 5ZM234 3H236V7H237V4H238V3L240 4L239 0H238V2L235 1ZM234 3H233V4H234ZM249 3H250V2H249ZM249 3H248V4H249ZM13 4H14V7H13ZM53 4H55V6H54ZM81 4H80V5H81ZM116 4H117V3H116ZM116 4H114V8H115ZM129 4H127V5L130 7ZM138 4H139V6H140V3H137V5H138ZM148 4H149V5H152V4H150L149 2H148ZM220 4L218 5V11H219V12H220V10L223 11V10H222V7L220 6ZM239 4H238V7L240 6ZM248 4H247V5H248ZM67 5H66V6H67ZM89 5H90V3H89ZM100 5H101V3H100ZM149 5H148V6H149ZM174 5L180 7L178 11H181V12H178V11H177L178 7H176V6L174 7ZM205 5H207L208 8H207ZM213 5H212V6H213ZM224 5H226V6L228 5V7H230V4H227V2H226V4H224ZM15 6H18L19 11H18V9H17V11L15 10ZM69 6H67V7H68V11H69V13H70V9H71V8L69 9ZM78 6H79V4H78ZM78 6H75L77 10L74 9V10H75L74 13H79V15H80V14H81V10H82V17H83V19H84V20L82 19L81 15L79 16V15L77 14V15H78V16H77L76 14H74V15L76 16V19L79 20V22L77 21V27H78V24H79V27H78V28L75 26V24H74V26H73V23H74V22H73V19L75 18V16H74V18H72L70 14H73V13L68 14V11H66V13H65V16H67L66 14H68L67 17H70V18H71V19H69V18L66 19V17H65V20L68 21V24L65 23V22H66L65 20H63V19H64V16L61 17V13H60L59 16H58V15H57L58 13H57V14H56V19L59 18V20L62 21V23H59V24H62V25H59V26H58V20L55 19L54 22L57 21V24H56V27H57V28H56V27H52L51 25H49V24L47 23V24H48V25H47L48 28H51V27H52L53 29H55L56 31H58L57 29L60 30L61 26H63V28H64L65 25L67 24L65 28H66V30L68 29V30L71 31V32H72L73 30H71L70 27H72V28L74 27V29H75V27H76V29H78V30H79V28H81V30H79V32H81V34H82L81 37L83 36V33H85L86 31L89 32L88 29H91V30H92V33H93V30H94V28L97 27L96 25H97L98 22H94V21H93V23L91 24V21H90L89 19L94 20V19H92V18H94V17H92L91 14H88L87 19H86V13H90L89 11H91V13L93 14V11H92V10L94 9V8L92 7L93 5L90 6V7L92 8V10H90L91 8H88L89 11L86 12V13L84 12V14H85V18H84V15H83V10L85 9L86 4H85V6H84V4L82 5V7L80 6V7H81V10H80V8H78ZM83 6H84V7H83ZM95 6H96V5H95ZM95 6H94V7H95ZM119 6H120V5H119ZM128 6H125V7H124V10L126 9V10L128 11ZM139 6H137V8H138ZM166 6H167V7H166ZM201 6H204V7H203V9H204V13L206 12L207 15H206V14L204 15V13H203V9L201 10V8H202ZM215 6H216V5H215ZM219 6H220V7H219ZM226 6H223V7H226ZM232 6H233V5H232ZM232 6H231V7H232ZM25 7H26V6H25ZM67 7H66V8H67ZM75 7H74V8H75ZM88 7H89V6H88ZM96 7H98V6H96ZM110 7H111V5H110ZM120 7H121V6H120ZM150 7H151V6H150ZM197 7H198L199 9H197ZM213 7H214V6H213ZM231 7H230V9H231L232 13H233V12H234V14L236 13L237 16H238V12H239V15H240V13H241L242 15H245V14L242 13V10H243V12H244L245 9H242L241 12H240V11H235V10H236L235 5L233 6V8H234L235 10H233ZM241 7H240V8H241ZM248 7L250 8V6H248ZM248 7H247V8H248ZM51 8H52V9H51ZM56 8H55V10H56ZM99 8L101 9V7H99ZM118 8H119V7H118ZM121 8H123V7H121ZM130 8H131V7H130ZM135 8H136V6H135ZM135 8H134V9H135ZM170 8H171V9H170ZM172 8H173V9L176 8L175 11H177V12H172L173 14H175V15H176V13H177V15H178L179 13L183 14V17H185V19H186L185 22H184V19L181 18L182 15H181L180 17H178L179 15H178V16H177V15L175 16V15H173V14H172V15L170 14V13H171V10L174 11ZM209 8H210V9H209ZM220 8H221V9H220ZM240 8H238V9L240 10ZM247 8H246V9H247ZM7 9H9V10H7ZM20 9L22 10L21 12H20ZM46 9H47V8H46ZM100 9H98V10H100ZM115 9L117 10V7H116ZM131 9H132V10H129V11H130V15H126L124 12L121 13V11H123V10L119 11L120 15L122 14V16H121L122 18H121V20H120V16L118 15V18H119V20H118V24H119V21H121V24H122V20H123L124 17H125L124 22L126 21V25H127V26H129V25L131 26V24L134 23V25H132L131 27H134V28L136 27V26H135V24L137 23V22H135V21H136V19H135L136 16H135V18L133 17V12H134V11H133V8H131ZM157 9H156V10H157ZM180 9H181V10H180ZM212 9H211V10H212ZM223 9H224V8H223ZM230 9L228 8V11H230ZM13 10H14V11H13ZM24 10H25V12H24ZM26 10H27V11H26ZM28 10H30V11H28ZM39 10H40V9H39ZM42 10H43V9H42ZM48 10H49V9H48ZM62 10H63V9H61L60 12H62ZM66 10H67V9H66ZM72 10H73V8H72ZM79 10H80V11H79ZM96 10H97V8H96ZM96 10H94V11H96ZM110 10H112V9H110ZM116 10H114V11L118 13V10H117V11H116ZM136 10H138V9H136ZM136 10H135V11H136ZM159 10H157V11H159ZM196 10H197V11L200 10V14H199V15H198V13L195 12ZM251 10L253 11V9H251ZM7 11H8V12H7ZM33 11L35 12L36 9L33 10ZM37 11H38V9H37ZM50 11H49V12H50ZM64 11H65V9H64ZM77 11H78V12H77ZM85 11H87V10L85 9ZM112 11H113V10H112ZM167 11H170V12L168 13ZM231 11H230V12H231ZM252 11H251V13H253ZM13 12H14V13H13ZM16 12H17V13H16ZM34 12H33V13H34ZM49 12H48V13H49ZM56 12H57V11H55L54 13H56ZM58 12H59V11H58ZM72 12H73V11H72ZM98 12H99V11H98ZM137 12H138V11H137ZM140 12H141V10H140ZM166 12H167V13H166ZM224 12H225V11H224ZM224 12H223L222 14H224ZM1 13H0V15H1V16H0V19H3V21H5L6 19H7V20L10 19V21H11L12 17H10L9 15H8L9 17H7V15H6L5 17H4V16L2 17V14H1ZM15 13H16V14H15ZM30 13H32V12H30ZM30 13H28V16H29ZM33 13H32V14H33ZM36 13H37V12H35V13H34L35 15H33L34 18L39 17V16H36V15H37ZM54 13H53V15H52V14H51V15L49 14V15H47V16H52V17H49V18H50V19L52 18V20H53V19L55 18V17H54V15H55ZM110 13H111V11H110ZM117 13H116V16H117ZM119 13H118V14H119ZM194 13H196V14H194ZM227 13H228V12H227ZM232 13H231V15H232ZM245 13H246V12H245ZM247 13H248V12H247ZM249 13H250V12H249ZM32 14H30V15H32ZM62 14H64V12H62ZM100 14H101V13H100ZM105 14H107V12H106ZM112 14H113V13H111V16H112ZM124 14H125V15H124ZM128 14H129V12H128ZM131 14H132V15H131ZM136 14H139V13H136ZM136 14H135V15H136ZM163 14H164V13H163ZM169 14H170V17H168ZM202 14H203V16H202ZM208 14H209V15H208ZM225 14H226V13H225ZM225 14H224V15H225ZM13 15H14V16H13ZM90 15H91V18L88 19V17H89ZM109 15H110L109 12H108V15H107L106 18H104L105 16L102 17V16L100 15V17L103 19V20L100 21V22L103 21V22H102V25L105 23V22H104V19H105L106 22H108V25H109V26H111V25L113 24V23H112V24L110 25L109 21H107ZM113 15L115 16V13H114ZM123 15H124V16H123ZM139 15H140V14H139ZM196 15H197V16H196ZM246 15H247V14H246ZM21 16H22V15H21ZM33 16H30V20L33 19V18H31V17H33ZM116 16H115V17H116ZM126 16H127V17H126ZM128 16H130V19H132V20H130L131 22H129ZM131 16H132V17H131ZM211 16H212V17H211ZM219 16H220V15H219ZM227 16H228V15H227ZM229 16H230V13H229ZM240 16H241V15H240ZM240 16H238V17H240ZM252 16L254 17V13L252 14ZM45 17H46V16H45ZM53 17H54V18H53ZM60 17L63 18V19H61ZM79 17H81V21L83 20L84 23H85V20H86V23H85V24H88V22L90 21L91 26H90V24H88V25H87L88 28H85L86 26H83L84 23H83V25H82V22H81V24H80V18H79ZM115 17H114V18H115ZM176 17H177L178 19H179V18H180V19H179V20L174 19V18H176ZM216 17H218V16H216ZM216 17H215V18H216ZM221 17H222V20L219 19V21L222 22L224 16L221 15ZM225 17H226V16H225ZM231 17H232V16H231ZM233 17H234V16H233ZM233 17H232L233 20L231 19L232 21H234V20L237 18L236 15H235L234 18H233ZM247 17H249V16H247ZM253 17H252L253 22H256V20L254 21L255 18H253ZM5 18H6V19H5ZM49 18H48V19H49ZM78 18H79V19H78ZM110 18H111V17H109V19H110ZM133 18L135 19V21H133ZM138 18L141 19L139 16L137 17V19H138ZM244 18H245V20H246V16H244ZM13 19H16V16H15ZM28 19H29V18H27V20H28ZM109 19H108V20H109ZM139 19H138V23H137V27H136V29L138 28V25H139V23H140ZM181 19L183 20V27L181 26L182 23L179 24V22H178V21L181 22ZM189 19H190L191 22L188 21ZM224 19L227 21L226 18H224ZM7 20H6L7 25H8V24H9V25L11 24L13 27L15 26V25H13V22H12V23H11V22L9 23V21H7ZM40 20H41V19H40ZM69 20H70V24H69ZM127 20H128V21H127ZM175 20H176L177 23H175ZM193 20L195 21L196 24L193 23ZM208 20H209V21H208ZM216 20H217V19H216ZM216 20H215V21H216ZM225 20H224V21H225ZM245 20H244V21L242 20V21L245 23V22H246ZM248 20H249V19H247V22H248ZM13 21H14V20H13ZM31 21H32V20H31ZM74 21L76 22V20H74ZM87 21H88V22H87ZM95 21H96V20H95ZM186 21H187V22H190V25H189V24L187 25V24H186ZM210 21H211V22H210ZM226 21H225V23H226ZM228 21H229V20H228ZM228 21H227V22H228ZM235 21H236V20H235ZM237 21H238V20H237ZM239 21H240V18H239ZM16 22H17V20H16ZM32 22H33V21H32ZM39 22H42V21H39ZM63 22H64L65 25L63 24ZM112 22H113V21H112ZM128 22H129V24H127ZM240 22H241V21H240ZM3 23L5 24V22H3ZM43 23H44V22H43ZM55 23H56V22H55ZM55 23H54V24H55ZM71 23H72V25H71ZM94 23H96V24L94 25ZM114 23H116V24H114V25H116V27H117V25H118V24H117V20L114 21ZM130 23H131V24H130ZM141 23L143 24V22H141ZM174 23H175V24H174ZM192 23H193L194 25H193ZM213 23H214V22H213ZM216 23L218 24V22H216ZM235 23H236V22H235ZM251 23H252V22H251ZM14 24H15V23H14ZM16 24H17V23H16ZM51 24L54 26L53 22H52ZM178 24H179V25H178ZM185 24H186V27H185ZM211 24H210V25H211ZM226 24L229 25V24H231V23H230V21H229V24H228V23H226ZM226 24H225V25H226ZM2 25H3V24H2V21L0 20V26H2ZM80 25H82V27H84L85 29L82 28V27H80ZM92 25H94V28H91V27H93ZM102 25H100L101 28H100V26L97 27V28L99 29L100 32L97 31V28L95 29V31L97 32L96 35H99V36H96V35H91V37L86 36V37H88V38H85V40H89V41H86V42H84V41H80V42H82V43H81V46H82V47H81L80 44H79L80 47L78 46V49H79V48H83V50H84V47H85V46L83 47V45H86V44H90V45H92V42H93L94 40H95V41H96V40H99V42H100L102 38H105V37H103L102 34H105V33H106V29L103 30ZM104 25H105V24H104ZM104 25H103V26H104ZM108 25H107V26H104V28L107 27V33L104 35V36H106V35L109 36V38H107V39H110V37H112L113 34H115L116 32H117V33H116L115 35H117V37H120V36L122 37V35H123V37H124V32L121 33L120 36H118V35H119L118 31L120 30L121 27H118V31L115 30V31H116L115 33H114V31H112V32H113L112 34H108V31H110V30H114V28H111V27H110L111 29H110V28L108 29V27H109ZM122 25H124V26H122V27L124 28V31H125V30H126V29H125V23H123ZM140 25H141V24H140ZM156 25H157V27H156ZM191 25H192V27H191ZM210 25H209V26H210ZM214 25H215V24H214ZM227 25H226V26H227ZM248 25H249V24H248ZM17 26H18V24H17ZM17 26H16V28H17ZM21 26H22V25H21ZM47 26H45V27L47 28ZM49 26H51V27H49ZM69 26H70V27H69ZM118 26H120V24H119ZM127 26H126V27H127ZM130 26H129V27H130ZM154 26H155V27H154ZM174 26H176V28H174ZM202 26H201V27H202ZM211 26H212V25H211ZM242 26H243V25H242ZM252 26H253V28H254V30H255V27H254L255 25L253 24ZM2 27L5 28L6 25H5V26H2ZM2 27H1V28H2ZM19 27H20V26H19ZM41 27H42V26H41ZM59 27H60V28H59ZM68 27H69L70 29H69ZM89 27H90V28H89ZM112 27H113V25H112ZM129 27H128V28H129ZM159 27H160V28H159ZM196 27H197V26H196ZM196 27H194V30H195ZM220 27H221V25H220ZM240 27H241V26H240ZM240 27H239V28H240ZM244 27H245V26H244ZM246 27H247V26H246ZM1 28H0V30L3 31L4 29L2 30ZM8 28L11 29L12 27H8V26H7V27H6V30H7ZM38 28H39V27H38ZM139 28H140V26H139ZM142 28H145V27H143V25H141V29H142ZM155 28H157V29H155ZM158 28H159V29H158ZM170 28H171V27H170ZM209 28H210V27H209ZM214 28H215V27H214ZM224 28H225V30H226V29L228 28V26H227V28H226V27H224ZM250 28H251V26H250ZM253 28H252V30H253ZM14 29H15V27H14ZM22 29H24V28H22ZM29 29H30V28H29ZM100 29H101L102 31H105V32H102ZM130 29H131V28H130ZM130 29H129V31H130ZM136 29H133V28H132V30H134V31H136ZM198 29H199V30H198ZM198 29H196V31L198 30V31L196 32V34L200 33V30H201V32L203 31V30L200 29V28H198ZM207 29H208V28H207ZM215 29H216V28H215ZM240 29H241V28H240ZM240 29H239V30H240ZM243 29H244V28H242V29L240 30L241 32H239V33H242V30H243ZM257 29H258V28H257ZM257 29H256L255 32H254V30H253V32H252V30L249 29V30H248V33H245V35L248 34V36H246V37H250V36H251L250 33H251V34L253 33V34H252V37H253V36H254V33H256V34H255L256 36H254V37H257V38H253V39H255V40H254L255 43L253 42V39H252V40H249L250 42H251V41L253 42V46H252V42H251V44H250L249 41L245 42V40H247V39L244 40V42L246 43V47L248 46V47H247V51L249 52V53L247 52L246 55L252 53V52H251L252 50L249 51V48H250V46H251V47H253V48H250V49H254V50H253V53L256 52V53L259 55L258 52H260L261 54H260L259 56L256 54V57H254L255 55L252 56V54H251V55H250L251 57L249 56V58L252 59V61L257 60L258 58L263 59V60L260 59V60H261V63H260V60H259V59L257 60V62H259V64H258V63L256 64L254 71H255V70L258 71V70L260 69V67H263V65H262V66H260V65H261V64H264V63H263V61H264V57H260V56H262V54L264 53V51H262V52L259 51V50H261V49H264V48H263L264 45L262 46L261 43L258 41V40H260V39H258V38H259V35H258V33H257V32H258ZM11 30H12V29H11ZM18 30H21V28H20V29L18 28ZM26 30H27V33H26V34L31 33L30 36H33L34 31H32V30H34V29H32L29 33H28V29H27V28H26ZM68 30H67V31H68ZM82 30H83V33H82ZM85 30H86V31H85ZM91 30H90V31H91ZM121 30H123V29H121ZM121 30H120V31H121ZM138 30H139V29H138ZM138 30H137V32H140V31H142L143 29H142V30H139V31H138ZM208 30H209V29H208ZM245 30H246V29H245ZM22 31L24 32V30H22ZM35 31H36V30H35ZM37 31H38V30H37ZM46 31H48V30H46ZM50 31H51V30H50ZM69 31H68V33H70ZM84 31H85V32H84ZM95 31H94V32H95ZM129 31L127 30V33H126V34H132V33H133V32H132V33H128ZM143 31H144V33L147 32V34H148V30L144 29ZM145 31H146V32H145ZM187 31H188V30H187ZM192 31H193V30H191V33H193ZM228 31H229V30H228ZM236 31H237V29H236ZM250 31H251V32H250ZM4 32H5V30L3 31V34H4ZM11 32H12V31H11ZM25 32H26V31H25ZM25 32H24V35H25ZM32 32H33V33H32ZM38 32H40V31H38ZM53 32H54V30H53ZM60 32H62V29H61ZM74 32L77 33V31H75V30H74ZM101 32H102V33H101ZM110 32H111V31H110ZM110 32H109V33H110ZM203 32H204V31H203ZM225 32H227V30H226ZM232 32H234V31H232ZM232 32L229 31V33H230L231 35L233 34ZM243 32H247V31H244V30H243ZM19 33L22 34V35H19L18 37L23 36V33H21V32H19ZM19 33H18V34H19ZM35 33H36V32H35ZM40 33L42 34V32H40ZM40 33H39V34H40ZM56 33H57V32H56ZM58 33H59V32H58ZM99 33H100L101 35H100ZM134 33H135V32H134ZM140 33H141V32H140ZM177 33H178V34H177ZM229 33L227 32L228 35H230ZM0 34H1V33H0ZM3 34H2V35H3ZM16 34H17V33H16ZM16 34L14 35V36H15V37H14L15 39H16V36L18 35V34H17V35H16ZM41 34H40V36H42ZM62 34H64V33H62ZM70 34H71V36H72V33H70ZM77 34L79 35V33H77ZM77 34L75 35V34L73 33L74 37H75V36H76V37H80V35L78 36ZM93 34H95V33H93ZM126 34H125V36H126ZM142 34H143V32H142ZM151 34L154 35L153 37H152V35H151V39L154 40V38H156L155 36H156L157 34H156V32H155L154 34H153V33H151ZM196 34H195V35H196ZM242 34H244V33H242ZM242 34H241V35H242ZM259 34H260V33H259ZM9 35H10V34H9ZM43 35H44V33H43ZM58 35H59V34H58ZM84 35H85V34H84ZM111 35H112V36H111ZM115 35H114V38H115ZM134 35L136 36V39H135V40L132 39L133 37H132V38H131V37H128V38H129V39H128L127 36H126V39H128L129 42L131 41L130 44H132V41H133V43L135 44V43H136L135 41L138 40V39H137V38H138L137 35H139V34L137 33V34H134ZM140 35H141V34H140ZM241 35H240V36H241ZM249 35H250V36H249ZM260 35H261V34H260ZM4 36H5V35H4ZM12 36H13V35H11L10 37L8 36V37L11 38ZM25 36H26V38H27L28 35H25ZM25 36L20 37V39L22 38L21 40H24ZM40 36H39V38H41ZM53 36H54V35H53ZM60 36H61V35H60ZM60 36H58V37H56V38L60 39V38H61ZM65 36H67V35H65ZM69 36H70V35H69ZM92 36H93V37L96 36V37H95L96 39H92ZM100 36H101L102 38H100ZM107 36H106V37H107ZM148 36H149V34H148L147 36L145 35V38L147 37V39H148ZM171 36H172V37L174 36V39L177 37V38L175 39V42H172V39H173V38H172ZM189 36L192 37V35H189ZM193 36H194V34H193ZM226 36H227V35H226ZM236 36H238V35H236ZM242 36L244 37V35H242ZM1 37H2V36H1ZM34 37H35V36H34ZM42 37H43V36H42ZM62 37H64V36H62ZM72 37H73V36H72ZM72 37H71V38H72ZM74 37H73V38H74ZM83 37H84V36H83ZM97 37H99L100 39H97ZM121 37H120V41H121ZM123 37H122V39H123L122 42L124 41V38H125V37H124V38H123ZM143 37H144V35H143L142 37L140 36V39H141L140 42L137 41L138 44L140 43V45H139L140 47H144L147 43H149L148 40L146 39L147 41H146V44H145V43H144V40H145V39H144ZM169 37L172 38V39H170ZM227 37H228V36H227ZM230 37H231V36H230ZM234 37H235V36H234ZM252 37H251V38H252ZM12 38H13V37H12ZM14 38H13V39H14ZM50 38H52V37H50ZM50 38H49V39H50ZM65 38H66V37H65ZM89 38L92 39V42H91V43H88V42H90V39H89ZM114 38H111V39L114 40ZM130 38H131L132 40H130ZM142 38H143V39H142ZM157 38H158V37H157ZM157 38H156L154 41L157 42L158 40H160V39H157ZM159 38H160V36H159ZM192 38H193V37H192ZM192 38H191V39H192ZM237 38H238V37H237ZM241 38H242V37H241ZM244 38H245V37H244ZM251 38H249V39H251ZM2 39H3V38H2ZM7 39H8V38L4 39V42H5V40H6V42H5V43H4V42L1 43V45L6 44V45L8 46V45H10L11 42H13L12 39H8L9 42H8ZM17 39H19V38H17ZM17 39H16V40H17ZM20 39L18 40V43H20V42L22 43V42H23V41H21ZM28 39H32V37H31V38H28ZM28 39H25V41H24L22 44H24L25 42H29L30 40L28 41ZM44 39H45V38H41L42 41H43ZM58 39L55 40V43H56V44H60V43L62 42L61 39H60V40H58ZM62 39H63V38H62ZM75 39H76V38H75ZM83 39H84V38H82L81 40H83ZM105 39H106V38H105ZM111 39L109 40V43L112 42ZM126 39H125V40H126ZM168 39H170L172 43H171L170 40H168ZM0 40H1V39H0ZM10 40H11V41H10ZM45 40H47V37H46ZM64 40H65V39H64ZM67 40H69V39H67ZM78 40H79V39H78ZM78 40H77V41L74 40V41L79 43ZM102 40H103V39H102ZM115 40H117V39H115ZM115 40H114V41H115ZM128 40H127V41H128ZM152 40H151V41H152ZM182 40H181V41H182ZM186 40H188V39H186ZM189 40H190V39H189ZM233 40H234V39H233ZM19 41H20V42H19ZM31 41H32V40H31ZM60 41H61V42H60ZM71 41H72V40H71ZM95 41H94V43H96ZM114 41H113V42H114ZM127 41H126V43L123 42L125 45L127 44L126 46L129 45V42L127 43ZM141 41L145 44L144 46H141V45H143V43H142ZM151 41H150V44H151L150 46L152 47V46H154V45H152L153 41H152V42H151ZM163 41H162V40H161V41H158L157 44H158L159 42L162 43ZM176 41H177V42H176ZM241 41H242V39H241ZM256 41H257V43H259L258 45H256ZM15 42H17V41H14V43H15ZM43 42H44V41H43ZM57 42H58V43H57ZM59 42H60V43H59ZM64 42H66V40H65ZM64 42H62V44H63ZM75 42H72V43L74 44ZM83 42H84V44H83ZM105 42L108 43L107 41H105ZM118 42H119V40H118ZM122 42H120L119 45H122ZM169 42H170V43H169ZM182 42H183V41H182ZM184 42H185V41H184ZM184 42H183V43H184ZM242 42H243V41H242ZM29 43L32 44V42H29ZM67 43L69 44V43H71V42L68 41ZM67 43H66V44H67ZM78 43H76L74 46H76ZM101 43H102V46H103V44H104V45H107V44L104 43V40H103V42L101 41ZM101 43L98 45V41H97V43H96L95 45H96V46H100ZM115 43H117V42L115 41ZM186 43H187V42H186ZM188 43H190V42H188ZM245 43H243V44H245ZM247 43H248V44H247ZM12 44H13V43H12ZM15 44H16V43H15ZM15 44H13L12 46H14ZM22 44H21V45H22ZM64 44H65V43H64ZM68 44H67V45H68ZM112 44H114V43H111V46H110V45L106 46V47H108V48H106V50H108V51H109V50H110V51H113V48H112L113 46H112ZM124 44H123V45H124ZM134 44H133V45H134ZM138 44H136V45H138ZM177 44H178L179 46L177 45L176 48H177V49H181V47H182L181 45H183V44H181V43H180L181 45H180L179 43H177ZM1 45H0V46H1ZM60 45H61V44H60ZM60 45H57L56 48L58 49V48L60 47ZM67 45H64V46L67 47L66 49L70 48V49H69V52L71 51V49H75V51L78 50V49H76L77 46H76V47L72 46V48H71V45H72V44L70 45V47L67 46ZM114 45H115V46H118V48L120 47L118 44H114ZM133 45H131V46L133 47ZM136 45H135L136 48H134V47L132 48V47L129 45V46H130V47L128 46V47L130 48L129 50H127L128 47H127V49H126V46H123V48L125 47V48H124L125 50H124V49L121 48V47H122V46H121V47H120L121 50H124V51L127 50L126 52L121 53L122 56L124 57V56H125L124 54H126V53L129 52L130 50L135 51V49H137V46H136ZM148 45H149V44H148ZM166 45H167V46H166ZM173 45H172V46H173ZM184 45H185V43H184ZM255 45H256V48H254ZM4 46H5V45H4ZM7 46H6V47H7ZM86 46H88V45H86ZM109 46H110V49H109ZM139 46H138V47H139ZM150 46H148V47H150ZM180 46H181V47H180ZM239 46H240V45H239ZM260 46H261L262 48L259 49L258 47H260ZM18 47H19V45H18ZM18 47H16V45H15V48H18ZM21 47H24V45H22ZM73 47H74V48H73ZM90 47H91V46H89V48H90ZM94 47H95V46H94ZM104 47H105V46H104ZM104 47H103V48L101 47V48L104 49ZM140 47H139V49H140ZM148 47L146 46V48H143V49H147V50L149 49V50H150L151 47H150V48H148ZM179 47H180V48H179ZM237 47H238V46H237ZM4 48H5V47H4ZM4 48H3V46H2V51H0V54H1V53H2V54H6V53L3 52V49H4ZM10 48H11V50H12V47H10ZM10 48H9V49H10ZM54 48H55V46H54ZM54 48L52 47V49H54ZM89 48H86V49L88 50ZM91 48H93V47H91ZM95 48H99V47H95ZM111 48H112V50H111ZM114 48H115V47H114ZM176 48H174V49H176ZM188 48H189V47H188ZM196 48H197V46H196ZM257 48H258V49H257ZM0 49H1V47H0ZM18 49H19V48H18ZM18 49H17V50H18ZM57 49H56V51H57ZM60 49L63 50V46H62V45H61V47L58 49V51H59ZM64 49H65V48H64ZM66 49H65V50H66ZM86 49H85V50H86ZM177 49H176L175 51H177ZM183 49H184L185 52L189 50V49L187 50V48H183ZM19 50H20V49H19ZM79 50H80V49H79ZM81 50H82V49H81ZM81 50H80L81 53H79V54H83L84 52H85V53H86V52H88V53H94V51L97 52V49H96V50H95V49H94V50L92 49L93 52H91L90 50H89L90 52H89V51H85V50H84V52H82ZM98 50H100V48H99ZM104 50H105V49H104ZM106 50H105V51H106ZM114 50H115V49H114ZM116 50H117V51H116ZM116 50H115V52H119V51H121L120 49L118 50L117 48H116ZM147 50H146V51H147ZM154 50H156V47H154ZM158 50H159V49H158ZM158 50H157V51H158ZM171 50H173V48H172ZM5 51H6V52H10V51H8V49H6ZM12 51H15V50H12ZM12 51H11V52H12ZM20 51H22V50H20ZM20 51H19V52H20ZM58 51H57V52H58ZM72 51H73V50H72ZM100 51H101V52H100ZM100 51H98L99 53H97V54H99L100 56H99V55L97 56L96 53H95V54H92V55H94V56L96 55L98 58L100 57L99 60H101V58H104V57H101V55H102V53H104V51H103V52H102V50H100ZM108 51H106V53H108V54H111V53H112V54H113V52H108ZM157 51H156V53H162V51L164 52V50H162V51H160V52H157ZM169 51H170V50H169ZM169 51H168V54H167V55H170V56H172V57H174L175 55H177V54L172 55V54H170V53H172V52H174V51H172V52H171V51L169 52ZM254 51H255V52H254ZM52 52L55 53V51H52ZM60 52H61V51H60ZM60 52H58V54H60ZM63 52H64V50H63ZM69 52H66V54H67V53L69 54ZM78 52H79V51H78ZM78 52L76 51V54H77ZM115 52H114V53H115ZM121 52H123V51H121ZM135 52H136V54L138 53L137 50H136ZM135 52H134V53H135ZM139 52L141 53L142 51H139ZM143 52H144V54H145L143 57L148 56L149 54H150L149 57H151V52H152V51H150V52L148 51V52H149V53L147 52L148 54H147L145 51H143ZM143 52H142V53H143ZM153 52H154V51H153ZM153 52H152V54H153L152 57H153V58H154V56H156L157 58L159 57V60H157L156 57H155V59H156L157 62H158V63L156 62L158 66L160 65V64H159V61H160V60H161V61H160V63H161V62H163V61H166V60H165L166 58L168 59V58L170 57V56H169V57L166 56V55H165V52L162 53V54H160L162 57H161L160 55H154V54H156V53H153ZM189 52H191V51H189ZM54 53H53V54H54ZM74 53H75V52H74ZM74 53L71 52V54H72L73 56H71V54H70V55H68L67 58L65 57V55H63L66 59H65V58L63 59V57H62V58L60 57V58L63 60V61L61 60L62 63H63V62L65 63V61H66L68 58H70V56H71V58L73 57V58H75L74 60H76V59H77V58H76L77 55L74 57ZM119 53H120V52H119ZM119 53H118V54L116 53V54L119 55ZM142 53H141V54H142ZM166 53H167V51H166ZM177 53H178V52H177ZM8 54H9V53H8ZM10 54H11V53H10ZM15 54H16V52H15ZM50 54H52V53H49V55H50ZM63 54H64V53H63ZM79 54H78L79 58H80L81 56L84 55V54H83V55L80 56ZM116 54H115V55H116ZM121 54H120V55H121ZM128 54H129V53H128ZM131 54H132L131 52H130L129 56H127V54H126V57L131 58V57H130ZM163 54H164V55H163ZM54 55L56 56L57 54H54ZM85 55H86V54H85ZM85 55H84V56H85ZM88 55L91 56V54H87L86 56H88ZM120 55H119V56H120ZM139 55H140V54L138 53V54L135 55V56H136V57L138 56V57L140 58L141 55H140V56H139ZM216 55H217V54H216ZM243 55H244V54H243ZM263 55H264V54H263ZM3 56H4V55H3ZM6 56H9V55L6 54ZM12 56H13V55H12ZM55 56H54V58H57V57H55ZM58 56H59V55H58ZM60 56H61V55H60ZM66 56H67V55H66ZM78 56H77V57H78ZM89 56H88V57H89ZM94 56H93L92 58L95 59V61H97V62H94V63H92V64L95 66V63H97V65H98V61H99V60H98L97 57L94 58ZM102 56H104V55H102ZM112 56H113V55H112ZM112 56H111V58H113ZM119 56H117V57H119ZM131 56H132V58L135 57V56L133 57V55H131ZM165 56H166V57H165ZM238 56H239V55H238ZM1 57H2V55H1ZM1 57H0V59H1ZM136 57H135V58H136ZM149 57H147V58H148V61H149ZM152 57L150 58V61H151ZM160 57H161V58L164 57L165 59L163 60V59H161ZM252 57H254L255 60H253L254 58H252ZM257 57H258V58H257ZM54 58H52V60H53ZM58 58H59V57H58ZM73 58H72V59H73ZM86 58H87V57H85L84 59H86ZM92 58L89 57L90 60H93ZM107 58H108V56H107ZM107 58H105L104 60H107ZM109 58H110V57H109ZM119 58H120V57H119ZM124 58H125V57H124ZM128 58H127V59H128ZM132 58L130 59V61L132 60L131 62L129 61V59L126 61V62H128V63H126L125 61H123V62H125V63H124L125 66H124V65H121V63L123 64V62H121V60H122V57H121L120 62H119L120 66H124V67H126V64H130V65H131V63L133 62V59H132ZM135 58H134V59H135ZM139 58H138V60H135L134 63H136V61H139V60L142 59V58H141V59H139ZM147 58H146V59H147ZM234 58H235V57H234ZM245 58H246V57H245ZM247 58H248V57H247ZM249 58H248V60L250 61ZM256 58H257V59H256ZM2 59H3V58H2ZM4 59H5V58H4ZM45 59H46V58H45ZM80 59H81V58H80ZM80 59H79V60H80ZM87 59H88V58H87ZM96 59H97V60H96ZM113 59H114V58H113ZM8 60H9V59H8ZM48 60H49V59H48ZM48 60H47V62H48ZM58 60H59V59H57V60L54 59L53 61H57V62H55V63L58 64ZM64 60H65V61H64ZM104 60H102V62H103ZM117 60H118V58L114 59V61H116V62H117ZM123 60H126V59H123ZM144 60H145V59H144ZM156 60H154V61H156ZM216 60H217V59H216ZM240 60H241V59H240ZM242 60H243V58H242ZM246 60H247V59H246ZM50 61H51V59H50ZM70 61H71V60H70ZM70 61L68 62V60H67L66 62L70 63ZM76 61H77V60H76ZM93 61H94V60H93ZM114 61H113V62H114ZM167 61H168V60H167ZM71 62H72V61H71ZM82 62H83V61H82ZM107 62H109V64H110L111 59H110V60L108 59ZM113 62H111V64H112ZM116 62H114V63H116ZM129 62H130V63H129ZM139 62H141V66H142V64H143L144 67H145V64H144V62H143V59H142V61H139ZM142 62H143V63H142ZM152 62H153V61H152ZM204 62H205V61H204ZM250 62H251V61H250ZM52 63H53V62H52ZM55 63L53 64L54 66H55ZM60 63H61V62H60ZM60 63H59V64H60ZM64 63H63V64H64ZM73 63H74V64H77V63H79V62L77 61V62H73ZM99 63H100V62H99ZM104 63H105V61L102 63V66H103V67H105V64H106V63H105V64H104ZM114 63H113V64H114ZM166 63H167V62H166ZM166 63H165V64H166ZM252 63H254V65H255L256 61H255V62H252ZM252 63H249V62H248V64H250V65H251ZM5 64H6V63H5ZM48 64H49V62L46 63L45 67H46V66L48 67ZM57 64H56V65H57ZM65 64H66V63H65ZM65 64H64V65H65ZM84 64H86L85 66H84V65H83V66H84V69H85L86 75H88L86 69H87L88 71H90V70H89V69H90V65H91V68H94V67L92 66V64L87 65L88 63H86V62H84ZM103 64H104V65H103ZM109 64L107 63L105 68H109V67L111 66V65H110V66L108 67ZM136 64H137V63H136ZM136 64H135V65H136ZM146 64L149 65V64L147 63V61H146ZM154 64H155V63H154ZM201 64H202V63H201ZM206 64H207V63H206ZM51 65H52V64H50L49 67H50ZM53 65H52V66H53ZM60 65H62V64H60ZM64 65H63V68L67 67V66H64ZM66 65H68V64H66ZM99 65H100L101 68H103V67L101 66V64H99ZM114 65H115V64H114ZM114 65H112V67H111V70H112V71L109 70V69H110V68H109V69L106 70V73L108 72V70H109V72L111 71V74H112V72L114 73V70H113ZM117 65H118V64L116 63L115 66H117ZM130 65L127 66V68L129 67L128 69L133 68V67H130ZM133 65H134V64H133ZM133 65H131V66H133ZM147 65H146V68H147ZM150 65H152V64H150ZM157 65H156V67H157ZM162 65H164V62L162 63ZM250 65H249V66H250ZM252 65H253V64H252ZM252 65H251V66H252ZM4 66H6V65H4ZM7 66H8V65H7ZM7 66H6V67H7ZM39 66H40V65H39ZM42 66H44V64H43ZM57 66H58V65H57ZM57 66H55V67L57 68ZM86 66H88L89 69H88ZM141 66H140V67H141ZM259 66H260V67H259ZM40 67H41V66H40ZM47 67H46L47 70H50V68H52V67H50V68L48 67V68H49V69H48ZM58 67H59V66H58ZM61 67H62V66H61ZM61 67H59V68H61ZM80 67H81V66H80ZM85 67H86V68H85ZM117 67H119V66H117ZM117 67H116V70H117ZM124 67L121 68V70H123ZM210 67H211V66H210ZM224 67H225V66H224ZM244 67H246V65H245ZM252 67H253V66H252ZM252 67H251V68H252ZM256 67L259 68V69H256ZM25 68H26V67H25ZM34 68L37 69L38 67H34ZM34 68H33V70H34ZM95 68H96L95 70H98V69H99V68L96 67V66H95ZM150 68H151V67H150ZM220 68H221V67H220ZM248 68H250V67H248ZM248 68H247V69H248ZM31 69H32V68H28L27 71H33V70H31ZM42 69H44V67H42L41 69L38 68V69H37L38 71L34 70V73L36 72L35 74L37 75L38 72H40V74H41V73H43V72H42ZM46 69H44L43 71L45 72ZM52 69H53V68H52ZM114 69H115V68H114ZM128 69H127V71L129 72L130 70H128ZM142 69H143V68H142ZM224 69H225V68H224ZM232 69H233V68H232ZM261 69H264V68H261ZM25 70H26V69H24L23 72H21V75H22V74H25V73H24ZM39 70H41V71H39ZM59 70H60V69H59ZM80 70H81V68H80ZM101 70H102V69H101ZM101 70H98V71H100L102 74H104V70H102L103 72H102ZM125 70H126V68L123 70V72H125ZM201 70H202V69H201ZM241 70H242V69H241ZM251 70H253V69H251ZM251 70H249V71H251ZM11 71H12V70H11ZM27 71H25V72H27ZM92 71H93V70H91V72H89L90 75H91L90 79H91L92 77H95V76H93V75H96V77H97L96 80H98V79H99L98 77H100V74H101V73H100L99 76H98L97 74H98L99 72L96 71L97 73L93 74ZM117 71H118V70H117ZM117 71H116V72H117ZM127 71H126V73H127ZM230 71H231V70H230ZM246 71H247V70H246ZM254 71H253V72H254ZM259 71H260V72H259ZM259 71L257 72V74H259V75H257V76H259V78L257 77L258 80H255L254 83H252V81H251V82L249 81L250 83L255 84L254 86H256V84H258V83H257L258 81H260V82H259V85H260V86L264 83V80H263L264 72L261 71V70H259ZM7 72H9V71H6V73H7ZM46 72H47V71H46ZM46 72H45V73H46ZM48 72H49V71H48ZM50 72H53V71L50 70ZM56 72H58V70H57ZM56 72H55V73H56ZM93 72H94V71H93ZM109 72H108V74H109ZM159 72H161V71L159 70ZM251 72H252V71H251ZM262 72H263V73H262ZM28 73H29V72H28ZM31 73L33 74V72H31ZM31 73H29V75H30ZM53 73H54V72H53ZM81 73H82V72H81ZM106 73H105V74H106ZM118 73H119V71H118ZM146 73H147V72H146ZM202 73H203V72H202ZM210 73H212V72H210ZM233 73H234V72H233ZM238 73H239V72H238ZM261 73H262L263 75H262ZM9 74L11 75V72H9ZM14 74H15V73H14ZM79 74H80V73H79ZM82 74H83V73H82ZM108 74H106V75H108ZM127 74H128V73H127ZM127 74H126V75H127ZM222 74H223V73H222ZM222 74H221V75H222ZM226 74H227V72H226ZM246 74L249 75L248 72H247ZM253 74H254L255 77H254L252 74H250L249 76H251V77L253 76L254 79H255V78H256V73L254 72ZM17 75H18V74H17ZM17 75H15L16 78H18V76H19V75H18V76H17ZM25 75H26V78L29 77L27 73H26ZM43 75H44V73H43ZM86 75H84L86 78L83 77V81H84V78H85V81H84L85 83H86V79H87L88 82H89V76H90V75H89L88 78H87ZM106 75H105V76H106ZM109 75H110V74H109ZM109 75H108V76H109ZM114 75H115V73H114ZM208 75H209V73H208ZM234 75H235V74H233V76H234ZM239 75H240V74H239ZM260 75H261L262 77H261ZM2 76H3V75H2ZM13 76H14L13 74H12V76H10V77L8 76L9 80H11V77L13 78ZM30 76L32 77V75H30ZM34 76H35V75H33V77H34ZM101 76L103 77V75H101ZM110 76H112V75H110ZM228 76H229V75H228ZM228 76H227V77H228ZM0 77H1V75H0ZM4 77H6V76H4ZM15 77H14V80H15ZM21 77H24V76H21ZM21 77H20L19 79H22ZM96 77H95V78H96ZM214 77H215V76H214ZM219 77H220V76H219ZM235 77H236V76H235ZM244 77H245V78H244V79L242 78V79H243V80H246V77H247V76L245 75ZM260 77H261V78H260ZM24 78H25V77H24ZM24 78H23V79H24ZM29 78H30V77H29ZM29 78H27V81H28ZM79 78L82 80V77H81V76H79ZM95 78H93V79H95ZM104 78H105V77H103L102 79H104ZM224 78H225V77H224ZM247 78H248V77H247ZM4 79H5L4 81H6L7 77L4 78ZM19 79H18V80L16 79V80H17V83L21 81V82H22V83H21L22 85H23V83L25 84V82H27V81H24V82H23V80H20V81H19ZM33 79H34V78H33ZM248 79H250V77H249ZM248 79H247V80H248ZM259 79H260V80H259ZM0 80H1V78H0ZM2 80H3V78H2ZM2 80L0 81V82H1V83H0L1 85L3 84V85L5 86V84L9 83V82H8L9 80H8L7 82H4V83H5V84H4V83H2ZM14 80H13V81H14ZM31 80H32V79H31ZM31 80H30V81H31ZM34 80H36V79H34ZM117 80H118V79H117ZM209 80H210V79H209ZM226 80H227V79H226ZM233 80H234V79H233ZM233 80H231V81H233ZM247 80H246V81H247ZM251 80H252V78H251ZM262 80H263V81H262ZM30 81H28V82H30ZM91 81H93V80H91ZM99 81L102 82L100 79H99ZM201 81H202V79H201ZM231 81H229V82H231ZM240 81H241V80H240ZM240 81H239V82H240ZM14 82H16V81H14ZM14 82H13V84L18 86V84H17V83L15 84ZM28 82H27V83H28ZM31 82H33V81H31ZM31 82H30V83H31ZM77 82H79V79L77 80ZM80 82H81V81H80ZM80 82H79V83H80ZM84 82H81V83H82L81 85H83ZM88 82H87V83H88ZM96 82H98V81H96ZM115 82H116V81H115ZM119 82H120V80H119ZM178 82H179V81H178ZM229 82H226V83L228 84ZM255 82H256V83H255ZM27 83H26V85H25L24 87H27V85L29 84V83H28V84H27ZM79 83H78V85H80ZM85 83H84V85L86 86L87 84H85ZM198 83H201V82L199 81ZM205 83H206V82H205ZM205 83H204V84H201V86L203 85V87H204ZM235 83H237V82H235ZM247 83H248V81H247ZM247 83H246V84H247ZM10 84H12V80H11V83H10ZM74 84H75V83H74ZM103 84H104V83H103ZM105 84H106V83H105ZM117 84H118V83H117ZM214 84H215V83H214ZM217 84H218V83H217ZM230 84H231V83H229L228 86H229ZM232 84H233V83H232ZM237 84H238V83H237ZM1 85H0V87H1ZM7 85L10 86L9 84H7ZM7 85H6V86H7ZM14 85H11L12 89H10V90H13V89H14V90H13L14 92L11 91L12 93L10 92V90H9V91L7 90V89H8V86H7V89L2 87V89L0 90V109H5V108L7 109V107H6V106H7L6 102H9V100L7 101V98H10V95H13V93H18V94H20V91H17V90L21 89L22 86H21L20 88H19V87L16 88ZM31 85H34V83H33V84L31 83ZM90 85H92V83H90ZM101 85H102V84H101ZM195 85H197V88H199L198 86H199L200 84H199V85H198V84H195ZM247 85H248V84H247ZM103 86H104V85H103ZM103 86H102V88H103ZM112 86H113V84H112ZM114 86H116V85H114ZM206 86H207V85H206ZM234 86H236V84L232 85V87H234ZM251 86H252V85H250V87H251ZM254 86H252V87H254ZM260 86H259V88H258L259 90H258L257 88H256V90H254V89H255V88H254L253 91H250V90H249L250 92H253L252 94L254 95V97H255V96L258 97V98H257L258 101L256 100V103H258V102L260 101V100H259V97H260V96H259V95H260V94H259V91H260V93H261V91L263 90V87H264V86H262V87H260ZM13 87H14V88H13ZM24 87H23V89H24ZM28 87H31V86L29 85ZM78 87H79V86H78ZM80 87H81V86H80ZM82 87H83V86H82ZM105 87H106V86H105ZM107 87H108V86H107ZM110 87H111V85H110ZM172 87H173V86H172ZM222 87H223V85H222ZM229 87H230V86H229ZM232 87H231V88H232ZM238 87L240 88V86H238ZM257 87H258V86H257ZM9 88H10V87H9ZM108 88H109V87H108ZM112 88H113V87H112ZM174 88H177V86L174 87ZM174 88H173V89H174ZM193 88H196V87H193ZM208 88H210V87H208ZM208 88H207V89H208ZM211 88H212V87H211ZM215 88H216V87H215ZM225 88H226V87H225ZM231 88H227V89H228V90H227L228 93H229V90H230ZM242 88H243V87H242ZM246 88L248 89V86H246L245 89H246ZM5 89H6L7 91H5ZM28 89H29V88H28ZM41 89H43V86L41 87ZM44 89H46V88H44ZM49 89H50V87H48V91L51 92V90H49ZM109 89H110V88H109ZM166 89H168V88H166ZM236 89H237V86L235 87V91H236ZM245 89H242V90H245ZM260 89H262V90H260ZM2 90H3V91H2ZM97 90H98V89H96V90H92V94H93L95 91H97ZM99 90H100V89H99ZM164 90H165V89H164ZM171 90H172V88H171ZM177 90H179V89H177ZM196 90H198V89H196ZM216 90H217V89H216ZM251 90H252V88H251ZM21 91H22V90H21ZM29 91H30V90H29ZM37 91H38V89H37ZM39 91L41 92V90H39ZM46 91H47V89H46ZM84 91H85V90H84ZM84 91H83L82 96L85 97V94H89V93H85ZM87 91H89V90H87ZM87 91H86V92H87ZM93 91H94V92H93ZM109 91H111V90H109ZM167 91H168V90L164 91V93H165V94L167 93V95H169ZM169 91H170V90H169ZM202 91H203V90H202ZM231 91L233 92L234 89H232ZM231 91H230V92H231ZM235 91H234L233 93L235 94V96H238V97H236V99L239 98V99H237V100L235 99L236 101H238V100H240V99H242V98L244 99L243 96H242V97L240 96V95H242L241 91H240V92L236 91V92H238V93H241V94H238V95H236L237 93H236ZM245 91H246V90H245ZM256 91L258 92L259 95H257V94L255 95V92H256ZM26 92H27V90L25 91L24 95H15L16 97L13 95L14 98H15V99L13 100V101H14V104H16V106H17L18 109H22V107H24L23 105H24V103H25V98L27 99V96H28V95H27V96L25 95ZM43 92H44V90L42 91V93H43ZM97 92H99V91H97ZM97 92H96V93H97ZM100 92H101V91H100ZM100 92H99V93H100ZM105 92H106V91H105ZM195 92H196V91H195ZM242 92H244V91H242ZM250 92H248V93H250ZM257 92H256V93H257ZM263 92H264V91H263ZM263 92H262V93H263ZM21 93H22V92H21ZM29 93H30V92H27V94H29ZM35 93H36V92H35ZM37 93H39V92H37ZM46 93H47V92H46ZM46 93H45V94H46ZM84 93H85V94H84ZM96 93H95V94H96ZM197 93H198V97H201V96L199 95V91H197ZM197 93H196V94H197ZM233 93H232V94H233ZM262 93H261V95H263ZM31 94H32V93H31ZM43 94H44V93H43ZM43 94L40 93V95H42V96H43ZM48 94H51V93L48 92ZM48 94H46V96H47ZM90 94H91V93H90ZM90 94H89V95H90ZM196 94H195V95H196ZM200 94H202V92H200ZM217 94H218V93H217ZM226 94H227V93H226ZM232 94L230 93L229 95H232ZM234 94H233V95H234ZM89 95H88V96H89ZM97 95H98V94H97ZM203 95H205V94H204V91H203ZM218 95H219V94H218ZM221 95H222V94H221ZM244 95H245V92H244ZM253 95H252V98L255 99V98L253 97ZM48 96H50V95H48ZM88 96L86 95V97H88ZM90 96H91V95H90ZM102 96H103V95H102ZM205 96H207V94H206ZM248 96H249V95H248ZM11 97H12V96H11ZM86 97H85V100H86ZM193 97L195 98L196 96H193ZM202 97H203V96H202ZM216 97H217V96H216ZM230 97H232V96H230ZM240 97H241V98H240ZM246 97H247V94H246ZM246 97H245V99H244L245 101H246ZM261 97H264V96H261ZM44 98H45V97H44ZM46 98H47V97H46ZM103 98H104V97H103ZM109 98H110V97H109ZM111 98H112V97H111ZM203 98H205V97H203ZM12 99H13V97L11 98V100H12ZM29 99H30V97H28V100H29ZM38 99H39V97H38ZM79 99H80V98H79ZM82 99H83V101H85L84 98H82ZM82 99H81V101H82ZM101 99H102V97L100 98V101H101ZM114 99H115V98H114ZM196 99H197V98H196ZM198 99L201 100L202 98H198ZM229 99H230V98H229ZM243 99H242V101H243ZM253 99H251V96H250V98L248 97V100H247V101L250 103V102H251L250 100H253ZM261 99H262V100H261L262 103H264V102H263V99H264V98H261ZM40 100H41V98H40ZM42 100H44V99H42ZM89 100H91V99H89ZM97 100H98V99H97ZM107 100H108V99H107ZM110 100H111V101H110L109 103H110V104H111V102L113 103L114 100H112V99H110ZM208 100H209V99H208ZM220 100H222V99H220ZM81 101H80V102H81ZM83 101H82L81 103H83ZM86 101L88 102V98H87ZM91 101H92V100H91ZM91 101H89V102H91ZM100 101H98V103H97L98 105L96 104L97 107H98L99 109H98V108L96 107V105H95V107H96V108H95V113H96L95 115H97V112H98L97 109H98L99 111L101 110V109H100V106H99V104H100L99 102H100ZM102 101H103V99H102ZM102 101H101V102H102ZM108 101H109V100H108ZM116 101H117V100H116ZM187 101H188V100H187ZM202 101H203V100H202ZM204 101H206V99H205ZM218 101H219V100L217 99L216 102H218ZM229 101H231V100H229ZM229 101H227V102L229 103V106H233V105H230V102H229ZM236 101H235V104H238L241 100H240L239 102H236ZM242 101L240 102L241 104L239 103L238 105H239V106L241 105V106H240L241 109H243L244 106H245L244 108L246 109V105L243 106V104H246V103H243V104H242ZM247 101H246V102H247ZM32 102H34V103L36 104L35 101H31V103H32ZM80 102H79V103H80ZM105 102H106V101H105ZM211 102H212V101H211ZM254 102H255V100L252 101V103H254ZM39 103H40V102H39ZM81 103H80L81 107H79V106H78V107L82 109V107L84 106V108H83L84 111H87V109H86L87 107H88V108H91V107H89V106H86V105H89V104L86 103V105H85V103H84V105H83V104H81ZM106 103H107V102H106ZM205 103H206V102H205ZM213 103H215V101H214ZM213 103H211V104L213 105ZM221 103H223V101H222ZM252 103H251V105H254V104H252ZM262 103H261V104H262ZM42 104H44L43 101L41 102V105H42ZM101 104H102L101 107L104 108V109H105V107L107 106L106 109H107L108 111H106V109H105L104 112H105V113H106V112L109 113V110H111V108H108V107H110V106H108V104H105L106 106L104 107V106H103V105H104V102L101 103ZM113 104H114V103H113ZM118 104H119V103H118ZM201 104H202V103H201ZM215 104H216V103H215ZM215 104H214V106H215ZM223 104H224V103H223ZM233 104H234V103H233ZM258 104H259V103H258ZM29 105H31V104H29ZM29 105H28V106L26 105V106L29 107ZM33 105H34V104H32V107H33ZM39 105H40V104H39ZM115 105H116V104H115ZM202 105H203V104H202ZM209 105H210V104H209ZM218 105L220 106V104H218ZM226 105L228 106L227 103H226ZM247 105H248V104H247ZM249 105H250V104H249ZM262 105H263V104H262ZM262 105H261V106H262ZM43 106H44V105H43ZM90 106H92V108H91V110L88 109V111H89V110H90V111L93 110L92 112L89 111V112H90L89 114L92 115V113H94V109H93V105H92V104H91ZM124 106H125V105H124ZM124 106H123V105H121V106L119 105L120 108H121V107H124ZM214 106H210V107H211V108H212V107L214 108ZM219 106L216 105V108H215V109H217V108L219 109ZM229 106H228V107H229ZM242 106H243V107H242ZM259 106H260V105H258V109L261 107V106H260V107H259ZM36 107H38V106H36ZM85 107H86V108H85ZM112 107H113V105H112ZM114 107H115V106H114ZM127 107H128V106H127ZM220 107H222V104H221ZM223 107H224V106H223ZM235 107H238V106H235ZM235 107H231V108H234V109H235ZM247 107H251V109L249 108V111L252 110V109H254L253 106H247ZM255 107L257 108V104H255ZM9 108H10V107H9ZM29 108H31V107H29ZM29 108H28V109H29ZM116 108H118V107H116ZM124 108H125V107H124ZM124 108H123V109H124ZM238 108H239V107H238ZM256 108H255V110H257ZM261 108L264 109V105H263ZM26 109H27V108H26ZM32 109L35 110V109H36L35 106H34ZM32 109H30V114H31L32 111L35 112V111L32 110ZM37 109H38L37 111L40 110L39 108H37ZM83 109H82V111H83ZM85 109H86V110H85ZM104 109H103V110H104ZM123 109H122L121 111H123ZM208 109H209V108H208ZM208 109H207V110H208ZM215 109H214V110H215ZM224 109H225V107H224ZM263 109H260V110H263ZM31 110H32V111H31ZM78 110H79V109H78ZM78 110H77V113H78V112H82V111H78ZM103 110H101V111L103 112ZM115 110H116V109H115ZM128 110H130L129 107H128L127 111H128ZM207 110H206V111H207ZM212 110H213V109H212ZM212 110H211V111H212ZM219 110H220V109H219ZM219 110H217V112H218ZM226 110H227V108H226ZM237 110H238V109H237ZM237 110H236V111H237ZM8 111H9V110H8ZM42 111H43V110L41 109L40 112L43 113ZM45 111H46V110H45ZM45 111H44V112H45ZM84 111H83L82 113H80V116H82V120H81V121H83V119H86V118H87V117H86V114L88 115L87 112H85L86 114H83ZM96 111H97V112H96ZM101 111H100V113H101ZM121 111H120V112H121ZM193 111H194V110H193ZM220 111H222V112H220ZM220 111H219L220 113H223V112H224L223 110H220ZM229 111H230V110H229ZM244 111H245V110H244ZM244 111H243L242 113L245 114V112L248 111V108H247V110H246L245 112H244ZM249 111H248V112H249ZM258 111H259V110H257V115H258V114H259V115L257 116V115L255 114L256 117H255L254 121L252 120V122H253V123H256V126H258V125L261 126V125H262L261 127H264V126H263L264 123L261 122V121L264 122V119H263V118H264V115H262V114H264V113H263L264 111H262L261 115H260V112H261V111H260L259 113H258ZM40 112H38V113L35 112V115H36V114H40ZM48 112L50 113V111H48ZM48 112H47V113H48ZM104 112H103V113H104ZM131 112H132V111H130V114H132ZM137 112H138V111H137ZM198 112H199V111H198ZM232 112H233V111H232ZM238 112H240V110H239ZM250 112H251V113H249V114H254L255 111H250ZM252 112H253V113H252ZM25 113H27V116H29V119L27 118L28 120H30V119L34 116V115H33V116L31 115L32 117L30 118L29 113L26 112V111H25ZM49 113H48V114H49ZM52 113H53V112H52ZM55 113H56V112H55ZM57 113H58V112H57ZM71 113H72V112H71ZM74 113H76V112L74 111ZM77 113H76V115H77ZM103 113H102V114H103ZM107 113H106L105 115H106L108 118H107L105 115H104V116L102 115V118L99 119L98 121H99V122H100V121H103V120H104L103 117H106V118H105V121H104V125H105L106 127L109 126L110 124H111L112 126H113V125L117 126L118 124L120 125V123H119L120 120H118V118H117V117H118V116H117V115H118L117 112H116L117 114H116V116H115L117 121L114 122V120H115V117L113 116V114L115 115V113H114V108H113V114H112V116H113L114 118H113L112 116H109ZM127 113H128V112H127ZM204 113H205V112H204ZM204 113H202V114L205 115ZM240 113H241V112H240ZM255 113H256V112H255ZM32 114H34V113H32ZM45 114H46V113H45ZM45 114H44V116H45ZM53 114H54V113H53ZM58 114H59V113H58ZM78 114H79V113H78ZM82 114L85 115L86 118H84V116H83ZM109 114H111V111H110ZM119 114H120V113H119ZM133 114H135V112H134ZM195 114H196V110H195ZM198 114H199V118H200V117H203L202 114H201V115H200V113H198ZM198 114H197V115H198ZM210 114H211V112H210ZM210 114H208V115H210ZM237 114H238L239 116H241V114H239V113H237V112L234 113V115L238 116ZM2 115H3V114H2ZM23 115H24V114H23ZM91 115H90V120L88 119V122H87V121H86V122L83 121V122H84V124H83V122L79 121V125H81V124H80V122H81V123L83 124V126H82V125H81V126L78 125V127H77L76 124H78V123H77L75 120H73V121L75 122V124H71L72 120H70V123H69V124H71L70 128L72 127V125H73L74 127H75V125H76L75 128H76L77 130L75 129V131H76L77 133H78V130H82V129L85 130V129L88 128V127H87V128L84 127V125H85L86 123H87L86 126L91 125V128H92V126H93L92 124H93V123H96V122H94V121H96V120L98 119V118H96V117H97L99 114H98L97 116L94 115L95 118H96V119H94V121L91 120V118H93V116H91ZM124 115H125V113H124ZM192 115H193V114H192ZM192 115H191V116H192ZM206 115H207V114H206ZM208 115L205 116V117L208 118ZM246 115H247V112H246ZM42 116H43V115H42ZM46 116H47V115H46ZM50 116H52V115L50 114L49 117H50ZM56 116H57V115H56ZM72 116H73V115H71V117H72ZM77 116H79V115H77ZM88 116H89V115H88ZM100 116H101V114H100L98 117L100 118ZM125 116H126V115H125ZM125 116H124L122 119H124ZM128 116H129V115H128ZM128 116H127V118H129V120H130L131 115H130V117H128ZM169 116H171V115H169ZM174 116H175V115H174ZM184 116H185V115L183 114L182 117H184ZM244 116H245V115H244ZM249 116H250V115H249ZM253 116H254V115H253ZM259 116H262V117H261L262 119L257 118V117H259ZM19 117H20V116H19ZM34 117H37V116H34ZM38 117H39V116H38ZM40 117H41V116H40ZM49 117H47V118L45 117L46 119H45L44 117H42V118H44L43 120H46V121H44V123L47 122V119H48ZM57 117H58V119H59L60 116H57ZM57 117H55V118H57ZM73 117H74V116H73ZM109 117H110V118L112 117V119H114V120L110 119ZM119 117H120V116H119ZM133 117L137 120V118H136L137 116L135 117V115H134V116L132 115V118H131L132 120L134 119ZM159 117H160V116H159ZM175 117H176V116H175ZM182 117H181V118H182ZM231 117H232V116H231ZM234 117H235V116H234ZM234 117H233V118H234ZM242 117H243V116H242ZM242 117H239V118L241 119ZM247 117H248V116H247ZM247 117H246V118H247ZM251 117H252V116H251ZM1 118H3V117H1ZM1 118H0V119H1ZM55 118H52V120L55 119ZM61 118H62V117H61ZM120 118H121V117H120ZM120 118H119V119H120ZM127 118H126V119H127ZM138 118H139V117H138ZM170 118H171V117H170ZM186 118H187V117H186ZM186 118H185V120H186ZM194 118H195V117H194ZM199 118H198V121L201 120V119L199 120ZM222 118H223V117H222ZM235 118H236V117H235ZM239 118H238V119H239ZM252 118H254V117H252ZM7 119H8V118H7ZM27 119H26V120H27ZM50 119H51V118H50ZM70 119H71V118H70ZM72 119H74V118H72ZM76 119H79V117H77ZM80 119H81V117H80ZM106 119H107V120H106ZM109 119L111 120V122H112V121H113V122H112V123H111V122H110V123H109V122L107 123L106 121H109ZM174 119H175V118H174ZM177 119H178V118H177ZM177 119H175V120H177ZM189 119H190V120H186V122L189 121V124H190V125H193V124L195 123V122H194V123L192 122V120L194 121L193 116H192V118H189ZM191 119H192V120H191ZM208 119L211 120V118H208ZM224 119L227 120L226 117H225ZM224 119H223V120H224ZM228 119H229V118H228ZM231 119H232V118H231ZM238 119H237V121H238V123H239V120H238ZM256 119H257V121L259 120L260 123H259V122H255ZM19 120H20V118H19ZM21 120H22V119H21ZM21 120H20V121H21ZM28 120H27V121H28ZM34 120H35V119H34ZM37 120H39L38 123H40V120L42 121V119H40V118H37V119H36V122H37ZM48 120H49V119H48ZM56 120H57V119H56ZM56 120H55V121H56ZM64 120H65V119H64V117H63V120L61 119V122H62V121L64 122ZM136 120L133 121V122L136 123V124L134 123L135 126L137 125V123H139V121L137 122ZM138 120H139V119H138ZM161 120H162V119H161ZM179 120H181V119H179ZM202 120H203V119H202ZM226 120H225V121H226ZM233 120H234V119H233ZM241 120H242V119H241ZM260 120H261V121H260ZM1 121H3V120H1ZM13 121H15V119H14ZM23 121H24V120H23ZM55 121H54V122H55ZM67 121H69V120H67ZM91 121L93 122L92 124H90ZM98 121H97V122H98ZM118 121H119V122H118ZM121 121H122V120H121ZM141 121H143V119H141L140 122H141ZM162 121H163V120H162ZM168 121H169V120H168ZM168 121H167V122H168ZM171 121H172V120H171ZM183 121H184V120H183ZM190 121L192 122V124L190 123ZM196 121H197V118H196ZM204 121H205V120H204ZM204 121H203L202 123H204ZM207 121H208V120H207ZM228 121L231 122V120H228ZM228 121H226V122H228ZM235 121H236V120H235ZM237 121H236V123H237ZM242 121H243V120H242ZM245 121H246V120H245ZM245 121H244V122H245ZM28 122L31 123L30 121H28ZM28 122H27V123H28ZM36 122H35V123H36ZM58 122H60V119L58 120ZM105 122H106V123H105ZM116 122H118L117 125L115 124ZM125 122H126V121L123 120V123L126 125L127 122H126V123H125ZM221 122H223V121H221ZM233 122H234V121H233ZM246 122H247V121H246ZM2 123H3V122H2ZM6 123H7V122H6ZM21 123H22V121H21ZM25 123H26V122H24L23 125H24ZM47 123H48V124H47ZM47 123H46L45 126L49 125V122H47ZM100 123H101V122H100ZM121 123H122V122H121ZM144 123H145V122H144ZM144 123H143V124H144ZM168 123H169V122H168ZM168 123H167V124H168ZM187 123H188V122H187ZM202 123H201V124H202ZM205 123H206V122H205ZM208 123H209V122H208ZM208 123H207L206 128H208ZM236 123L234 122V124H236ZM242 123H243V122H242ZM250 123H251V121H250ZM257 123H258V124H257ZM3 124H4V123H3ZM33 124H34V123H33V120H32V125H33ZM42 124H43V123H42ZM42 124H41V125H42ZM55 124H58L57 121H56ZM60 124L62 125V127L66 125V124L63 125L62 123H60ZM60 124H58V125H60ZM88 124H89V125H88ZM96 124H97V123H96ZM96 124L94 125V129L92 128L94 132H97V131H95V130H96L97 128H99L98 126H100V124H99L97 127H95ZM107 124H108V125H107ZM124 124H123V125L121 124V125H122V126H121V129L127 127V126L123 127ZM145 124H147V123H145ZM158 124H159V123H158ZM167 124H166V126H168ZM172 124H173V122H172ZM189 124H188V125H189ZM198 124H199V122L197 123V127H198ZM220 124H221V123H220ZM228 124H230V123H228ZM240 124H241V123H240ZM244 124H245V127H246V124H247V123H244ZM260 124H261V125H260ZM5 125H6V124H5ZM5 125H4V127H5ZM8 125H9V124H7V127H8ZM11 125H12V124H11ZM18 125H20L19 122H18ZM25 125H26V124H25ZM27 125H29V124H27ZM67 125H68V122H67ZM111 125H110V127H111ZM119 125H118V126H119ZM130 125H132V124H130ZM138 125H139V124H138ZM150 125H151V124H150ZM161 125H162V124H161ZM161 125H159L158 127H160ZM175 125H176V123L174 124V127H177V128H178V126H175ZM177 125H178V124H177ZM190 125H189V126H190ZM224 125H225V124H224ZM231 125H232V124H231ZM15 126H16V123H15ZM51 126H52V123H51L50 127H51ZM56 126H57V125H56ZM118 126H117V127H118ZM141 126H144V125H142V123H141ZM141 126H140V129H141ZM151 126H153V125H151ZM162 126H163V125H162ZM162 126H161V127H162ZM169 126H170V129H171V127H173V126L171 125V123H170ZM179 126H180V125H179ZM181 126H182V125H181ZM183 126L186 127V130L189 129V128H187V126L185 125V123L183 124ZM194 126H195V125H194ZM199 126H200V125H199ZM219 126H220V125H218V127H219ZM221 126H222V125H221ZM227 126H228V125H227ZM238 126H239V125H238ZM240 126H241V125H240ZM240 126H239V128H240ZM247 126H248V125H247ZM249 126H250V124H249ZM251 126H252V123H251ZM254 126H255V125H253V128L256 127V126H255V127H254ZM17 127H18V126H17ZM20 127H21V126H20ZM23 127H24V126H23ZM33 127H34V126H33ZM37 127H39V125H38ZM37 127H36V128H37ZM41 127H42V126H41ZM43 127H44V126H43ZM68 127H69V126H68ZM68 127L66 126V129H69ZM74 127H73V128H74ZM82 127H83V128H82ZM106 127H103V130H106ZM110 127H109V128L107 127V129H113V128L115 129V128H116V129L118 130V131L115 132L116 129H115V130L113 129L114 132L117 133L116 135H118V132H120V130H121L120 128H117V127H114V126H113V128H110ZM122 127H123V128H122ZM129 127H130V126H129ZM133 127H134V126H133ZM161 127H160V128H161ZM197 127H195V128H197ZM200 127H201V126H200ZM203 127H204V126H203ZM203 127H202V128H203ZM209 127H210V126H209ZM213 127H214V126H213ZM218 127H217V128H218ZM225 127H226V125H225ZM228 127H229V126H228ZM228 127H227L226 129H228ZM261 127H260V130L263 129V128H261ZM26 128H27V126H26ZM26 128H25V129H26ZM31 128H32V126L30 127L29 130H31ZM58 128L60 129L61 127H58ZM73 128H71V129H73ZM79 128H81V129H79ZM84 128H85V129H84ZM91 128H88V129H89V132H88V137H87V138H86V136H87L86 133H85L86 135H84V134L82 135V134H80V133H79V135H78L77 133H76V134H77L78 136H82V139H84V138H85V139H89V137H90V138H93V137H91V135H93L94 132L90 133V132L92 131ZM95 128H96V129H95ZM104 128H105V129H104ZM145 128H146V129H145ZM152 128H153V127H152ZM155 128H156V126H155ZM177 128H176V129H177ZM219 128H220V127H219ZM221 128H223V130H224V127H223V126H222ZM221 128H220V130H221ZM234 128H235V127H234ZM243 128H244V126H243ZM248 128H249V127H248ZM253 128H252V129H253ZM257 128H258V127H257ZM12 129H13V128L11 127V131H12ZM15 129H16V128H15ZM21 129H24V128H21ZM41 129H44V128H41ZM47 129H48V130H47ZM50 129H52V128H48V127H47V128L44 129V130H45L44 132H46V130L49 131ZM54 129H55V127H54ZM62 129H63V128H62ZM100 129H102V128H100ZM100 129H97V130H98V132L101 133L102 130H100ZM119 129H120V130H119ZM129 129H130V128H129ZM129 129L127 128V130H129ZM132 129H133V128H132ZM134 129H135V127H134ZM136 129H139V128H136ZM147 129L150 130L151 127H150V129H149V128H147V126H146V127H144L143 130H147ZM158 129H159V128H158ZM162 129H164V128L162 127ZM165 129H166V128H165ZM178 129H179V128H178ZM184 129H185V128H184ZM203 129H204V128H203ZM210 129H211V128H210ZM210 129L208 128V131H209ZM215 129H216V128H215ZM215 129H214L213 131H215ZM226 129H225V131H226ZM236 129H237V128H236ZM236 129L234 130L235 132H236ZM244 129H245V128H244ZM255 129H256V128H255ZM34 130H36V129H34ZM124 130H125V129H124ZM143 130H141V131H143ZM173 130L175 131V128H174ZM173 130H172V131H173ZM179 130H181V131H178L179 133L182 132V129H179ZM190 130H191V129H189V131H190ZM199 130H200V129H199ZM223 130H222V131H223ZM232 130H233V129H232ZM232 130L229 131V132L231 133ZM257 130H258V129H257ZM260 130H258L257 132H259ZM6 131H7V130H6ZM11 131H10V132H11ZM14 131H15V130H14ZM41 131H42V130H41ZM56 131H60V130H57V128H56ZM61 131H62V130H61ZM65 131H66V136H65V133L62 134V136L58 134L59 137H61V139H63V138H62L63 135H64V137H67V135H68V134H67V130H65ZM65 131H63V132H65ZM68 131H69V130H68ZM86 131H88V130H86ZM86 131H84V132H86ZM109 131H110V130H109ZM109 131H108V132L105 131V132H104L105 134H104L103 132H102V134L99 133V137H97L98 140H97V138H96V141H99L100 144L102 145L103 141L100 140V137H101V139L105 138L104 135H106V133H109ZM121 131H123V130H121ZM135 131H137V130H135ZM156 131H157V130H156ZM161 131H163V130L160 129V132H159V133L162 134ZM176 131H177V130H176ZM183 131H184V130H183ZM187 131H188V130H187ZM187 131H185V132H187ZM192 131H194V130H192ZM206 131H207V129H206ZM217 131H219V130H217ZM239 131H240V130L238 129V132H239ZM245 131H247V137H249V139H250V138L253 139V137H255L254 140H253V143L255 142V139H256L257 137H258V138H260V137L263 138V137H264V136H262V135L264 134V133H263V132H264V129L262 130L263 132L260 131V132H262V133L259 132L260 134H262L261 136L259 135L260 137L258 136L259 133H257L256 131H255L256 133H252V135H253V134H257V137H256V136L251 137V136L248 135V134H250L251 132H253V130H252V131L250 130V131H251V132L249 131L250 133H248V129H245ZM33 132H34V131H33ZM52 132H53V131H52ZM69 132H71V131H69ZM79 132H81V131H79ZM98 132H97V133H98ZM112 132H113V131H112ZM114 132H113V133H114ZM130 132H131V131H130ZM145 132H146V131H145ZM163 132H164L163 134H166V133H167V135H168V133H169V131L167 132V130H166V132H165V131H163ZM185 132H184L183 137L187 139L188 137H185ZM199 132H201V130H200ZM204 132H205V130H204ZM211 132H212V131H211ZM226 132H227V131H226ZM241 132H243V131H242V127H241ZM40 133H42V132H40ZM57 133H58V132H57ZM73 133H74V132H73ZM73 133H72V134H73ZM89 133H90V134H89ZM121 133H122V132H121ZM127 133H128V132H127ZM132 133L134 134L133 130H132ZM132 133H131V134H132ZM136 133H137V132H136ZM140 133H141V138H140V137H139V138L136 137V138L139 139V140H138L139 143H140V141H142V140H140V139L143 138L142 136L145 135V134H144V131H143V133L139 131V134H140ZM148 133H149L148 136L151 137V136H150V134H151L150 131H149ZM159 133H158V131H157L156 133L153 132V134H155V135L157 134L156 136H158ZM188 133H190V135L192 134V135L194 136V133H195V132H194V133H191V131H190V132H187V133H186L187 136H188ZM196 133H197V135H199L198 132H196ZM196 133H195V134H196ZM201 133H202V132H201ZM201 133H200V134H201ZM206 133H207V132H206ZM208 133H210V132H208ZM230 133H229V134H230ZM244 133H245V132H244ZM4 134H5V133H4ZM72 134H71V135H72ZM124 134H125V133H124ZM124 134H123V135H124ZM133 134H132V136H133V138H134L135 136H134ZM137 134H138V133H137ZM139 134H138V136H140ZM142 134H144V135H142ZM146 134H147V132H146ZM176 134H178V133H176ZM181 134H183V132L180 133V135H181ZM216 134H217V133H216ZM234 134H235V133H234ZM236 134H237V133H236ZM42 135H43V134H42ZM52 135H53V134H52ZM54 135H55V134H54ZM100 135H101V136H100ZM119 135H120V133H119ZM119 135H118V136H119ZM129 135H130V133H129ZM135 135H136V134H135ZM159 135H160V134H159ZM173 135H175V132H174ZM173 135H172V137H170V136H171V134H170L168 137H169V138H173ZM202 135H204V134H201V137H202L201 140H203V136H202ZM205 135H206V134H205ZM205 135H204V137H205ZM210 135H211V134H210ZM210 135H208V136H210ZM217 135H220V133L217 134ZM217 135H216V136H217ZM232 135H233V133H231V137H232ZM239 135H240V138H241L242 133H241V134L239 133V134H238V137H239ZM37 136H38V135H37ZM44 136H45V135H44ZM68 136L70 137V135H68ZM84 136H85V137H84ZM93 136H95V135H93ZM106 136H108V135H106ZM127 136H128V135H127ZM130 136H131V135H130ZM136 136H137V135H136ZM148 136H144V139L146 140V142H148L149 139L151 140V139H153V138L155 137L154 135H152L151 138L146 139L145 137L148 138ZM153 136H154V137H153ZM163 136L166 138L165 135H161L160 139H161ZM175 136H176V138H178L177 135H175ZM193 136H191V138H192ZM223 136H226V137H227L228 135H227V134L225 135V133H224ZM242 136H244V135H242ZM245 136H246V135H245ZM42 137H43V136H42ZM49 137H51V136H49ZM49 137H48V138H49ZM52 137H53V136H52ZM57 137H58V136H57ZM59 137H58V139H59ZM83 137H84V138H83ZM102 137H103V138H102ZM110 137H111V135H110ZM115 137H116V136H115ZM120 137H121V136H120ZM124 137H125V136H124ZM124 137H123V138H124ZM168 137H167V138H168ZM181 137H182V136H181ZM189 137H190V136H189ZM195 137L197 138L198 136L195 135ZM218 137H219V136H218ZM226 137H223V138H226ZM233 137H235V140H236V136L234 135ZM247 137H246V138H247ZM32 138H33V137H31V139H32ZM78 138H79V137H78ZM80 138H81V137H80ZM116 138H117V137H116ZM131 138H132V137H131ZM131 138H130V139H131ZM133 138H132V139H133ZM155 138H157V137H155ZM155 138H154V139H155ZM165 138H164V139H165ZM167 138H166V139H167ZM176 138H174V139L177 141L179 138H178V139H176ZM184 138H183V140H184ZM209 138H212V136L209 137ZM227 138H230V136H228ZM240 138H239V142H240L241 140L243 141V138H242L241 140H240ZM261 138H260V139H261ZM51 139H52V138H51ZM58 139H56V140L58 141ZM64 139H65V138H64ZM69 139H70V138H69ZM72 139H73V138H72ZM82 139H80V141H81ZM106 139H107V137H106ZM106 139H104L105 142H106V141L109 142V140H106ZM108 139H109V138H108ZM111 139H113V138H111ZM111 139H110V140H111ZM121 139H122V137H121ZM121 139H120V140H121ZM124 139H125V138H124ZM126 139H128V140H127L128 142L126 141V144L128 143L127 145H129V141H131V140L129 139V136H128V138H126ZM126 139H125V140H126ZM134 139H135V138H134ZM154 139H153V140H154ZM157 139H158V138H157ZM160 139H159V140H160ZM164 139H162V140H164ZM180 139H181V138H180ZM188 139H189V140H188V142H189V141H190V138H188ZM193 139H194V141L196 140L194 137H193ZM198 139H199V140H198ZM198 139H197L196 141H199V142H200V141H201V140H200V137H198ZM205 139H206V137H205ZM205 139H204V140H205ZM219 139H220V138H219ZM233 139H234V138H233ZM233 139H231V140L234 142L235 140H233ZM247 139H248V138H247ZM39 140H40V138H39ZM44 140H45V139H44ZM59 140H60V139H59ZM67 140H68V138H67ZM67 140H66V141H67ZM73 140H74V139H73ZM73 140H71L72 142L69 141V143H70V142H71V143H74ZM89 140H90V142H89L88 144L91 143V145H92V142H91L92 139H89ZM94 140H95V139H94ZM116 140H117V139H116ZM116 140L113 139V142L116 141ZM145 140H144L142 143H140V144H143V143L145 142ZM147 140H148V141H147ZM153 140H151V141H153ZM159 140H158V141H159ZM162 140H160L159 142H160V143L163 142ZM170 140H171V139H168V141H170ZM175 140H174V141H175ZM181 140H182V139H181ZM183 140H182V141H183ZM191 140H192V139H191ZM204 140H203V141H204ZM213 140L215 141L214 137H213L212 141H213ZM216 140H217V139H216ZM220 140H222V138H221ZM220 140H219V142H220ZM227 140H228V139H227ZM231 140H230V141H231ZM237 140H238V138H237ZM237 140H236V141H237ZM257 140H258V139H257ZM2 141H3V140H2ZM77 141H79V139H76V142H77ZM80 141H79V142H80ZM84 141H86V140H84ZM84 141H83V144H84V148H85V149H84L83 147L80 146V145H83V144H81L82 142H80V144H73L72 146L70 145L71 148H72L74 145H76V146L79 145L78 147L83 148V149L81 150V153H83V154L79 153V154H80V157H84V158H80V159H82V160L85 159V157H86L87 155L90 156V155H92L93 153L96 154V151L100 148L99 142L96 143V142L94 141L96 144L93 142V145L95 144V146L92 145V146H91V149H92V147H93V151H94V148L97 146V144H98V147H96L97 149L95 148L96 150H95L94 152H93V151H90V150H89L90 146L87 144L88 147H89V148H88ZM92 141H93V140H92ZM101 141H102V142H101ZM134 141H135V140H134ZM136 141H137V139H136ZM151 141H150V142H151ZM164 141H165V140H164ZM171 141L173 142V140H171ZM225 141H226V140H225ZM246 141H247V140H245V142H243V143H246ZM251 141H252V140H250L249 143L251 144V147H252V145L259 144L260 141L263 142L264 139H263V140L261 139V140L259 141V143H256V142H255V144H253ZM53 142H54V144L57 143V145H59V148H56L57 150H58V149H59V150H60V149L63 150V147H62V146H61V148H60V145H61L60 143L58 144V142H55V141H53ZM79 142H78V143H79ZM105 142L103 143L104 145H102L103 148L106 147ZM108 142H107V143H108ZM110 142L112 143V140H111ZM116 142H117V141H116ZM121 142H122V140H121ZM131 142L134 144L133 140H132ZM146 142H145V143H146ZM150 142H149V143H150ZM155 142H156V139L154 140V143H155ZM183 142H185V140H184ZM191 142H193V141H191ZM257 142H258V141H257ZM262 142H261V143H262ZM61 143H63V142H61ZM111 143H110V144H111ZM136 143H138V142H136ZM139 143H138V144H139ZM151 143H152V142H151ZM154 143H152L153 146L156 145L157 142H156L155 144H154ZM160 143H159L160 147L163 146V145L160 144ZM164 143H165V142H164ZM174 143H175V142H174ZM178 143L180 144V142H178ZM186 143H187V140H186L185 144H186ZM196 143H198V142H196ZM196 143H195L194 145H196ZM215 143H216V141H215ZM227 143H228V142H227ZM230 143H231V142H229V144H227V145H229L228 148H230V146H232V143H231V144H230ZM237 143H238V141H237ZM243 143H242V144H243ZM261 143H260V144H261ZM29 144H30V143H29ZM66 144H67V143H66ZM66 144H65V143L63 144L64 147H65ZM108 144H109V143H108ZM108 144H107V146H108V148H110V147L112 146V144H111V146L108 145ZM113 144H115V143H113ZM116 144H119V142H117ZM130 144H131V143H130ZM138 144H137V145H138ZM167 144H168V142L165 143V147H166L165 150L169 149V148H167L168 146H166ZM176 144H177V142L175 143V145H176ZM191 144L193 145V143H191ZM216 144H217V143H216ZM260 144H259V145H260ZM263 144H264V143H263ZM51 145H52V144H51ZM57 145H56V146L53 145V146L57 147ZM67 145H68V144H67ZM85 145H86V146H85ZM148 145H151V144H148ZM159 145H157V149H158ZM172 145H174V144H172ZM172 145H171V146H172ZM177 145H178V144H177ZM188 145H189V143H188ZM188 145H187V146H188ZM233 145H234V144H233ZM244 145H245V144H243V146H244ZM246 145H249V144L247 143ZM3 146H4V145H3ZM68 146H69V145H68ZM76 146H75V147H76ZM114 146H115V145H114ZM120 146H121V145H120ZM122 146H123V145H122ZM125 146H126V145L124 144L123 149H124ZM133 146H134V145H133ZM133 146H132V147H133ZM143 146H144V145H143ZM146 146H147V145L144 146V148H143L144 150H146V149H145ZM153 146H147V147H151L150 149H152ZM171 146H170V147H171ZM219 146H220V145H219ZM234 146H235V145H234ZM234 146H232V147L234 148ZM249 146H250V145H249ZM6 147H7V145H6ZM6 147H5V148H6ZM8 147H9V146H8ZM50 147H52V146H50ZM75 147H73V149H72L73 151L76 150ZM116 147H117V146H116ZM116 147H114V148L112 147V149L115 150ZM130 147H131V146H130ZM147 147H146V148H147ZM163 147H164V146H163ZM165 147H164V148H165ZM181 147H182V146H181ZM27 148H28V147H27ZM66 148H68V147L66 146ZM81 148H79V150H78V148H77V150H76V151H77V153H76V157L78 156V151H80ZM87 148H88L87 152L90 151L91 154H90V152H88V154L85 155V154H84V152H85L84 150H86ZM118 148H120L119 145H118ZM118 148H116V149H118ZM126 148H127V147H126ZM133 148H134V147H133ZM136 148H137V146H136ZM136 148H134V150L130 152V158H131V156H132L131 153L134 152ZM139 148H140V147H139ZM153 148H155V147H153ZM161 148H162V147H161ZM161 148H160V149H161ZM171 148H172V147H171ZM173 148H174V146H173ZM175 148H176V147H175ZM185 148H186V147H185ZM187 148H188V147H187ZM187 148H186V149H187ZM190 148H191V145H190ZM201 148H202V147H201ZM219 148H220V147H219ZM221 148H222V146H221ZM224 148H225V147H224ZM233 148H232V150H233ZM236 148H237V147H236ZM245 148H246V147H245ZM255 148H256V150H257L258 148H259V150H260V148H262V146H261V147H260V146H256ZM12 149H13V148H12ZM50 149H51L52 151H54L52 148H50ZM74 149H75V150H74ZM106 149H107V147H106ZM121 149H122V148H120V150H121ZM128 149H129V148H128ZM128 149H127L126 153L128 152ZM157 149H155V151H156ZM160 149H158V150H160ZM177 149H178V148H177ZM180 149H181V148H180ZM180 149H179V150H180ZM182 149H183V148H182ZM186 149H185V153H186L187 151H189V150L186 151ZM195 149H196V148H195ZM195 149H194V150H195ZM222 149H223V148H222ZM247 149H248V147H247ZM252 149H253V148H252ZM28 150H30V147H29ZM51 150H50V151H51ZM57 150H56V151H57ZM59 150L57 151V153L59 152ZM67 150H68V149H67ZM102 150H103V149H102ZM109 150H111V148H110ZM130 150H132V148H131ZM136 150H137V149H136ZM144 150H142V151H144ZM152 150H153V149H152ZM152 150H148V148H147V152H148V153H149V151H150V153H151ZM161 150H162V149H161ZM161 150H160V152H161ZM163 150H164V149H163ZM163 150H162V152L164 153L165 151H163ZM169 150H170V149H169ZM179 150H178V151H179ZM194 150H191V153H192V151H194ZM202 150H203V149H202ZM223 150H224V149H223ZM225 150H226V149H225ZM234 150H235V149H234ZM234 150H233V151H234ZM259 150H258V151H259ZM262 150H263V148H262ZM8 151H9V150H8ZM82 151H84V152H82ZM98 151H100V150H98ZM98 151H97V152H98ZM103 151H104V150H103ZM105 151H106V150H105ZM111 151H112V150H111ZM116 151H117V153H118L119 149L116 150ZM124 151H125V150H124ZM153 151H154V150H153ZM171 151H172V150H171ZM181 151H182V150H181ZM181 151H180V152H181ZM195 151L197 152V150H195ZM198 151H199V148H198ZM200 151H201V150H200ZM209 151H210V150H209ZM218 151H219V149H218L216 152H218ZM221 151H222V150H221ZM221 151H220V154H222ZM250 151H251V149H250ZM12 152H13V151H12ZM28 152H30V151H28ZM28 152H27V153H28ZM31 152H32V151H31ZM35 152H36V151H35ZM35 152H34V153H35ZM62 152H63V151H62ZM64 152H65V150H64ZM64 152H63V153H64ZM67 152H68V151H66V155L63 154V153H61L62 158L65 157V158H63V160H64V159H68V158H66V156H67ZM87 152H86V153H87ZM101 152H102V151H101ZM109 152H110V151H109ZM114 152H115V151H114ZM114 152H113V153H114ZM196 152H195L194 154L192 153V155H193V156L196 155ZM252 152H253V151H252ZM69 153H70V150H69ZM71 153H73V152L71 151ZM71 153H70V154H71ZM98 153H100V152H98ZM98 153H97V154H98ZM106 153H107V152H106ZM111 153H112V152H111ZM117 153L115 152V154H117ZM126 153H124V155L127 156ZM152 153H153V152H152ZM156 153H157V151H156ZM156 153H155V155H157ZM167 153H168V152H167ZM172 153H173V152H172ZM181 153H182V152H181ZM197 153H198V152H197ZM200 153H201V152H200ZM205 153H206V152H205ZM205 153H204V154H205ZM214 153H215V151H214ZM223 153H224V151H223ZM228 153H230V152H228ZM228 153H227V154H228ZM232 153H234V152H232ZM235 153H237V152H235ZM257 153H258V152H257ZM259 153H260V151H259ZM25 154H26V151H25ZM62 154H63L64 156H63ZM70 154H68V155H70ZM74 154H75V152H74ZM128 154H129V153H128ZM132 154H133V153H132ZM144 154H145V153H144ZM144 154H143V156H145V157L143 158L142 162H144V159H145L146 157L148 158V156H150V155L147 156L146 154H145V155H144ZM161 154H162V153H161ZM175 154H176V151H175ZM182 154H184V153H182ZM187 154L190 155L189 152H188ZM217 154H219V152L216 153V155H217ZM240 154H241V153H240ZM262 154H263V157H264V152H262ZM262 154H261V155H262ZM0 155H1V154H0ZM2 155H3V154H2ZM5 155H6V154H5ZM7 155H8V154H7ZM10 155H11V154H10ZM34 155H35V154H34ZM81 155H84V156H81ZM102 155H103V154H102ZM112 155H113V154H112ZM120 155H121V153H120L119 155L117 154V156H115V155H113V156L118 157V156H120ZM122 155H123V154H122ZM137 155H138V154H137ZM151 155H152V154H151ZM159 155H160V154H159ZM159 155H158V156H159ZM163 155L165 156V154H163ZM177 155H178V154H177ZM177 155H175V156L177 157ZM184 155L187 156L186 154H184ZM189 155H188V157L190 158L191 155H190V156H189ZM201 155H203V154H201ZM225 155H226V154H225ZM225 155H222L221 158L223 159L224 157H227V156H225ZM231 155H232V154H231ZM255 155H256V153H255ZM21 156H22V155H21ZM25 156H26V155H25ZM31 156H32V155H31ZM70 156H71V155H70ZM74 156H75V155H74ZM88 156L86 157V160H88V158H89ZM93 156H94V155H92L91 157L93 158ZM152 156H153V155H152ZM152 156H150V157H152ZM185 156H184V157H185ZM206 156H207V155H206ZM212 156H213V155H212ZM212 156H211V157H212ZM217 156H219V155H217ZM217 156H216V157L213 156V157H215L216 159H217V158L219 159V157H217ZM228 156H229V155H228ZM2 157H4V156H2ZM32 157H33V156H32ZM57 157H58V156H57ZM59 157H60V156H59ZM68 157H69V156H68ZM72 157H73V155H72ZM76 157H75V158H76ZM78 157H79V156H78ZM78 157H77L76 159H78ZM95 157H96V155H95ZM103 157H104V156H103ZM133 157H134V156H133ZM155 157H156V156H155ZM180 157H181V156H180ZM182 157H183V156H182ZM182 157H181V159H182L181 162L183 163V166H185V164H184L185 161L183 162V158H184V157H183V158H182ZM198 157H199V155H198ZM198 157H196V158L199 159ZM213 157H212V158H213ZM229 157H230V156H229ZM233 157H234V156H233ZM235 157H236V155H235ZM20 158H21V157H20ZM60 158H61V157H60ZM62 158H61V159H62ZM119 158H120V157H119ZM128 158H129V157H128ZM128 158H127V159H128ZM130 158H129V163H131V159H132V158H131V159H130ZM138 158H139V157H138ZM152 158H153V157H152ZM159 158H160V156H159ZM164 158H165V157H164ZM189 158L186 157V161H188ZM196 158H195V159H196ZM230 158H231V157H230ZM239 158H240V157H239ZM251 158H252V157H251ZM257 158H258V156H257ZM21 159H22V158H21ZM33 159H34V158H33ZM35 159L37 160V157H36ZM38 159H39V158H38ZM70 159H73V158H70ZM80 159H79V160H80ZM94 159H95V158L92 159V160L94 161L92 164H95V163H96V162H95L96 160H94ZM178 159H179V158H178ZM190 159H191V158H190ZM195 159L192 158V160H195ZM197 159H196V160H197ZM200 159H201V158H200ZM213 159H214V158H213ZM224 159H225V158H224ZM224 159H223V160H224ZM240 159H241V158H240ZM252 159H253V158H252ZM255 159H256V158H255ZM255 159H254V162H255ZM23 160H24V159H23ZM82 160L79 161L80 163L77 162L76 165H78V163H79V164H82V163H83ZM86 160H85L84 162H86ZM90 160H91V159H90ZM104 160H105V159H104ZM111 160H112V158H111ZM192 160H189V161H192ZM196 160H195V161H196ZM206 160H207V159H206ZM206 160H205V161H206ZM214 160H215V159H214ZM228 160H229V158H228ZM232 160H233V158H232ZM3 161H4V159L2 160V162H3ZM19 161H20V160H19ZM26 161H27V160H26ZM61 161H62V160H61ZM77 161H78V160H77ZM132 161H133V159H132ZM136 161H137V163L139 164L138 160H136ZM136 161H135V163H136ZM139 161H140V160H139ZM153 161H154V158H153ZM157 161L159 162V160H157ZM171 161H172V160H171ZM189 161H188V162H189ZM197 161H198V160H197ZM199 161H200V160H199ZM205 161H204V163H206ZM208 161H210V159H209ZM208 161H207L206 164H208ZM220 161H221V160H220ZM230 161H231V160H230ZM236 161H237V160H236ZM248 161H249V160H248ZM251 161H252V160H251ZM31 162H32V161H31ZM36 162H38V161H36ZM59 162H60V160H59ZM74 162H75V160H74ZM81 162H82V163H81ZM115 162H116V160H115ZM145 162H148V161H146V159H145ZM149 162H150V160H149ZM155 162H156V161H155ZM155 162H151V164H153V163H155ZM168 162H169V161H167V163H168ZM174 162H175V161H174ZM181 162L178 161V163L182 164ZM188 162H187V163H188ZM200 162H202V161H200ZM200 162H199V163H200ZM212 162H213L214 165H215L216 162H214V161H212ZM212 162H211V164H212ZM221 162H223V161H221ZM221 162H218V165H219V166L221 165ZM231 162H233V161H231ZM239 162H240V161H239ZM257 162H258V161H257ZM257 162H256V163H257ZM22 163H23V162H22ZM39 163H41V160L38 162V164H39ZM75 163H76V162H75ZM75 163H73V164H75ZM87 163H88V162H87ZM87 163H85V164H87ZM97 163H98V161H97ZM112 163H113V162H112ZM112 163H111V165H110V164H109V165L112 166ZM127 163H128V162H127ZM133 163H134V161H133ZM135 163H134V165H136ZM189 163H190V162H189ZM189 163H188V164H189ZM192 163H193V162H192ZM192 163H191V168H192V166H193ZM219 163H220V164H219ZM227 163H228V162H227ZM234 163H235V162H234ZM234 163H232V165H233ZM252 163H253V161H252ZM252 163H251V164H252ZM30 164H31V163H30ZM35 164H36V163H35ZM38 164H36V165H38ZM64 164H65V162H64ZM66 164L68 165L69 163L67 162ZM89 164H90V163H89ZM89 164H88V165H89ZM122 164H123V163H122ZM140 164H141V163H140ZM148 164H149V163H147L146 166H147ZM157 164H158V166H159V165L162 164V162H161V164H160V162L157 163ZM171 164H172V163H171ZM180 164H173V165H174V166H176V165L178 166V165H180ZM188 164H186V165L188 166ZM195 164H196V163H194V166H195ZM200 164H202V163H200ZM209 164H210V163H209ZM224 164H225V163H224ZM235 164H236V163H235ZM244 164H245V163H244ZM26 165H28V164H26ZM36 165H35V169L37 168ZM42 165H43V163H42ZM69 165H71V164H69ZM82 165L84 166V164H82ZM82 165H81V166H82ZM109 165H107L108 169H110V168H109ZM116 165H117V164H116ZM116 165H113V167L116 168ZM130 165H131V164H129V167H130ZM154 165H155V164H154ZM154 165H152V166H154ZM164 165H165V163L162 164V166H164ZM197 165H198V163H197ZM216 165H217V163H216ZM218 165H217V166H218ZM230 165H231V164H230ZM230 165L228 166L229 169H230ZM241 165H242V163H241ZM241 165H239V166H241ZM245 165H246V164H245ZM245 165H244L243 167H246ZM45 166H46V165H45ZM78 166H79V165H78ZM78 166H75L74 168H76V169L79 171L80 166H79V169L77 168ZM86 166H87V165H86ZM89 166H91V164H90ZM104 166H105V165H104ZM118 166H119V164H118ZM118 166H117V168H118ZM137 166H139V165H137ZM142 166H143V165H142ZM142 166H141V168H142ZM149 166L152 167L151 165H149ZM149 166H148V167H149ZM156 166H157V165H156ZM162 166H161V167H162ZM166 166H167V165H166ZM180 166H181V165H180ZM183 166H182V167H183ZM187 166H185V168L188 169L189 166H188V167H187ZM205 166H206V165H205ZM212 166H213V164H212ZM221 166H222V165H221ZM224 166H225V165H224ZM233 166H234V165H233ZM249 166H250V165H249ZM255 166H257V165H255ZM23 167H24V166H23ZM25 167H26V166H25ZM31 167H32V166H31ZM59 167H61V166H59ZM84 167H85V166H84ZM96 167H97V166H96ZM113 167H111L112 172H113V170H114V172L116 173V170H115ZM119 167H120V166H119ZM126 167H127V166H126ZM133 167L136 168V166H132V165H131L130 168H133ZM143 167H144V166H143ZM208 167H209V166H208ZM208 167H207V168H208ZM210 167H211V165H210ZM237 167H238V166H237ZM251 167H252V166H250V170H251L252 168L255 169L254 166H253L252 168H251ZM258 167H259V166H258ZM261 167H262V166H261ZM261 167H260V168H261ZM74 168H73V171L76 170V169H74ZM86 168L88 169V166H87ZM89 168H90V167H89ZM91 168H92V166H91ZM105 168H106V166H105ZM138 168H140V167H138ZM138 168H137V169H138ZM158 168H159V167H158ZM165 168H166V167H165ZM168 168H169V167H168ZM172 168H173V167H172ZM177 168H178V167H177ZM177 168L174 167V169H176V170H177ZM191 168H190V169H191ZM193 168H194V167H193ZM195 168H197V167H195ZM214 168H215V167H213L212 169H214ZM246 168H247V167H246ZM39 169L41 170L40 167H39ZM63 169H64V167H63ZM68 169H69V167L66 166L65 171L68 170ZM81 169H83V168H81ZM95 169H96V168H95ZM99 169H100V168H98V171H99ZM103 169H104V167L102 168V170H103ZM108 169H107V170H108ZM111 169L108 170V171L110 172ZM119 169H120V168H119ZM121 169L123 170L124 168H122V166H121ZM126 169H127V168H126ZM126 169H125V170H126ZM142 169H143V168H142ZM142 169H141V173L143 174L144 172L142 171ZM179 169H181V171H182V168H179ZM179 169H178V170H179ZM187 169H186V171H187ZM203 169H204V168H202V170H203ZM208 169H209V168H208ZM218 169H219V168H218ZM218 169H217V170L215 169L216 172L218 171ZM257 169H258V168H257ZM257 169H256V170H257ZM261 169H262V168H261ZM2 170H3V169H2ZM30 170H31V169H30ZM53 170H54V169H53ZM61 170H62V169H61ZM61 170H60V171H61ZM84 170H85V169H84ZM93 170H94V168H93ZM102 170H100V171H102ZM104 170H105L106 173L108 172V171H106V169H104ZM104 170H103V171H104ZM134 170H135V173H136V169H134ZM162 170H164V168H163ZM162 170H161V171H162ZM170 170H173V169H170ZM183 170H184V167H183ZM188 170H189V169H188ZM192 170L194 171V169H192ZM200 170H201V168H200ZM205 170H207V169H205ZM205 170H204V171H201L200 174H203V172H205ZM215 170H214V171H215ZM219 170H221V169H219ZM222 170H223V169H222ZM222 170H221V171H222ZM235 170H236V169H235ZM235 170H234V173H235ZM240 170H241V169H240ZM242 170H243V169H242ZM36 171H37V169L35 170V172H36ZM43 171H44V169H43ZM65 171H64V172H65ZM78 171H77V172H78ZM89 171H90V169L88 170V172H89ZM98 171H97V172H98ZM103 171H102V172H103ZM138 171H140V169L137 170V173H138ZM154 171H155V170H154ZM159 171H160V170H159ZM195 171H196V170H195ZM195 171H194V172H195ZM211 171H212V170H211ZM214 171H213V172H214ZM224 171H225V170H224ZM224 171H223L222 175L224 174ZM230 171H231V170H230ZM237 171H239V169H238ZM237 171H236V175L238 174ZM253 171H254V170H253ZM259 171H261V170L259 169L258 172H259ZM40 172H41V171H40ZM66 172H70V169H69L68 171H66ZM66 172H65V174H64V173L61 171L62 175L64 174L66 177H65L64 175L62 176V175L60 174V175H61L60 180L63 181V183H66V185H67V186H66V189H68V190H69V188L74 189L78 183L76 182L77 184H76V183L74 184L75 181L73 182L71 179H72V177L74 178V174H75L76 171L73 172V176H72V177H71V175H72L71 173H69V175H68V173L66 174ZM77 172H76V174H77ZM79 172L82 173V170L79 171ZM92 172H94V171H92ZM95 172H96V171H95ZM95 172H94V173H95ZM123 172H124V171L120 172V174H122ZM166 172H167V171H166ZM166 172H165V170H164V174H165ZM172 172H173V171H172ZM174 172H175V170H174ZM174 172H173V173H174ZM179 172H180V171H178V173H179ZM190 172H192V171H190ZM208 172H209V171H207V173H208ZM213 172H212V174H213ZM228 172H229V171H228ZM231 172H232V171H231ZM3 173H5V170H4ZM6 173H7V171H6ZM57 173H60V172L58 171ZM103 173H104V172H103ZM106 173H105V174H106ZM110 173H111V172H110ZM117 173H118V175H120L118 171H117ZM117 173H116V175H117ZM128 173H129V172H128ZM128 173H125L126 175L123 173L122 175H123L124 177L121 176V178L123 177V180H124V179H125V176H126V180H127V177H128L130 181H134L135 178H137L134 182H131V183H133V184H131L130 182H127V181H129V180L126 181V183H127V184H126L122 179H121L122 181L119 179V178H120L119 176H117L118 178H117L116 176H113V175H114L113 173H112L111 175H112V177H115L114 179H113V178H110L111 175H110V177H109L108 173L106 174V176H105V174H103V176H105V178L107 177L108 179L110 178L111 181H114L115 179H117V180H115V181L119 182V180H120L121 182H124V183H121V184H123V186L129 184L128 186H129L130 188H131L132 186L134 187V184H135V185L139 186V189L142 191V189H141V188L143 187L142 185H143L144 182H147V181L143 180L142 178L140 179V177H141V176H140L141 173H140V174H137V173L135 174V173L133 172V170H132L133 175L135 174L133 180H131L132 177H133L132 173H129L130 176L127 175ZM154 173H156V172H154ZM173 173H172V174H173ZM188 173H189V172H188ZM188 173H187V174H188ZM197 173H198V171H197ZM207 173H206V174H207ZM218 173H219V172H218ZM220 173H221V172H220ZM220 173H219V174H220ZM225 173H227V172H225ZM239 173H240V172H239ZM248 173H250V172H248ZM253 173H254V172H253ZM259 173H260V172H259ZM259 173H258V174L256 173V174L259 175ZM263 173H264V172H263ZM42 174H44V173H42ZM46 174H47V173H46ZM70 174H71V175H70ZM90 174H92V173L90 172ZM159 174H161V173L159 172ZM166 174H167V173H166ZM170 174H171V173H170ZM170 174H169V171H168V175H170ZM190 174H191V173H190ZM192 174H193V173H192ZM198 174H199V173H198ZM198 174H196L197 177H198ZM206 174L204 173V176H203L204 178H205V175H206ZM214 174H215V173H214ZM214 174H213V175H214ZM227 174H228V173H227ZM240 174H241V173H240ZM242 174H243V171H242ZM242 174H241V175H242ZM256 174H255V175H256ZM30 175H31V173H30ZM34 175H35V173H34ZM79 175H81V174L79 173L78 176H79ZM84 175H85V174H82L81 177H82V176L84 177ZM86 175H87V174H86ZM107 175H108V176H107ZM131 175H132V177H131ZM136 175H137V176H136ZM168 175H167V176H168ZM174 175H175V174H174ZM181 175L184 176V174H182V173H181ZM209 175H210V172H209L206 176H209ZM231 175H232V174H231ZM238 175H239V174H238ZM38 176H39V175H38ZM42 176H44V175H42ZM48 176H49V175H48ZM48 176L45 175V177H42V178H43V179L41 178L42 181H44V179L47 180ZM58 176H59V175H58ZM67 176H68V177H67ZM78 176H77V175L75 176V177L77 178V181H78V180H81V181H82V180L84 179V182L82 181L83 183H81V181H78V182H79V184H78V186H77L78 189H79V187H80V188L82 187V186H81L82 184H83L84 187H85V186L87 187L88 185L91 187L90 183H87L88 185L85 184V183H86V180H85V179H87V177L79 179ZM87 176H88V175H87ZM96 176H97V173H96ZM103 176H102V177H103ZM144 176H145V175H144ZM144 176H142V177L144 178ZM161 176H162V175H161ZM161 176H160V178H159V176H158V178L161 179ZM176 176H177V175L174 176L176 180L173 181V182H176V181H177V178L179 179V177H176ZM187 176H188V175H187ZM191 176H192V179H193V176H195V175H191ZM199 176H202V175H199ZM216 176L218 177V174H217ZM234 176H235V175H234ZM246 176H247V175H246ZM246 176H245V177H246ZM8 177H9V174H8ZM35 177H36V176H35ZM59 177H60V176H59ZM91 177H92V176H90V179L92 180L93 178H91ZM102 177H98V178L100 179V178H102ZM130 177H131V179H130ZM138 177H139V178H138ZM154 177H155V176H154ZM156 177H157V176H156ZM156 177L153 178V179H156ZM169 177H170V176H168L167 178H169ZM203 177H202V178H203ZM220 177H221V176H220ZM227 177H228V176H227ZM231 177H233V176H231ZM36 178H37V177H36ZM68 178H69V179H68ZM76 178H74V180H76ZM147 178H148V177H147ZM149 178H150V177H149ZM158 178H157V180H158ZM163 178H164V177H163ZM183 178H184V177H183ZM183 178H182V180L185 179V178H184V179H183ZM190 178H191V177L189 176V179H190ZM195 178H196V177H195ZM208 178H210V176H209ZM208 178H207V182L210 180V179L208 180ZM212 178H213V177H212ZM228 178L230 179V177H228ZM248 178H249V177H248ZM41 179H40V180H41ZM65 179H66V180H71V181H64ZM90 179H88L89 181H87V182H91ZM108 179H106V180H105L104 178H103V180L101 179V180H100V184H101V181H102L103 183H104V181H106V183H104V184L102 183L103 185H101V186L98 185V187H99V188L101 187L102 190H104L105 187H108V186H114V185H115V187H113L114 191H117V190H115V188H117V186H118L119 189H120V187H122L120 183L114 184L115 181L112 182V184H111L110 179H109V180H108ZM112 179H113V180H112ZM118 179H119V180H118ZM138 179H140V181H141V180L144 181V182H141L142 185H140V183L138 184V182H140V181H138ZM151 179H152V178H151ZM151 179H150V180H151ZM169 179H171V178H169ZM173 179H174V178H173ZM180 179H181V177H180ZM187 179H188V178H187ZM198 179H199V178H198ZM198 179L196 178L197 181H200V180H198ZM205 179H206V178H205ZM217 179H218V178H217ZM217 179H216V180H217ZM229 179H228V180H229ZM240 179H241V178H240ZM5 180H6V177L4 178V181H5ZM8 180H9V179H7L6 181H8ZM10 180H11V178H10ZM10 180H9V181H10ZM36 180H37V179H36ZM46 180H45V181H46ZM93 180H94V179H93ZM95 180H97V179H95ZM107 180H108L109 182H108ZM146 180H147V179H146ZM157 180H156V181H157ZM182 180H180L181 182H179V183H182L181 185L184 186V183H183ZM185 180H186V179H185ZM220 180H221V179H220ZM226 180H227V178H226ZM9 181H8V182H9ZM38 181H39V180H38ZM42 181H41L40 183H43ZM45 181H44V182H45ZM48 181H49L50 183H52L53 181H54L53 183H57V182H58V181L55 182V180H53V181L47 180L46 182H48ZM61 181H60V182H61ZM136 181H137V182H136ZM158 181H159V180H158ZM166 181H167V180H166ZM189 181H190V180H189ZM189 181H188V182H189ZM193 181H194V179H193ZM193 181H191V182H193ZM230 181H231V180H230ZM242 181H243V180H242ZM1 182H2V181H1ZM10 182H13V181L11 180ZM49 182H48V185H51ZM70 182H73V183H70ZM135 182H136L137 184H136ZM167 182H168V181H167ZM188 182H187V183H188ZM200 182H201V181H200ZM213 182H214V180H213ZM215 182H216V181H215ZM215 182H214V183H215ZM225 182H226V181H225V178H224V183H225ZM227 182H228V181H227ZM250 182H251V180H250ZM32 183L35 184V182H32ZM67 183H68V184H67ZM96 183H99V180H98V182H96ZM107 183H110V184L108 185ZM115 183H116V182H115ZM149 183H150V182H149ZM160 183H161V182H160ZM163 183H165L164 180H163ZM197 183H198V182H197ZM197 183L195 182V184H197ZM201 183H202V186H200L201 184H200V185H195V184L192 183V184L195 186V188L193 187L194 190H192V189H193V188H192L193 185L191 186V184L189 183V184H190V187L192 188V189H189V190L192 191V192H197V191L199 192L200 189H202V190H203L204 188L207 189L206 186L204 187V185H206V184H204L203 181H202ZM214 183H212V184H214ZM216 183H217V182H216ZM216 183L214 184V185H215V188H216ZM228 183H229V182H228ZM241 183H242V182H241ZM6 184H7V182H6ZM12 184H13V183H12ZM45 184H47V183H45ZM45 184H44V185H45ZM80 184H81V185H80ZM84 184H85V185H84ZM91 184H92V182H91ZM106 184H107L108 186H104V185H106ZM118 184H119V185H118ZM168 184H170V186H172V185H171V182H168ZM174 184H175V183H174ZM203 184H204V185H203ZM208 184H209V182H208ZM226 184H227V183H226ZM29 185H30V184H29ZM44 185H42V186H44ZM48 185H45V186H48ZM57 185H59V184L57 183ZM69 185H72V186L75 185V187H74V186L72 187V186H69ZM95 185H96V184H95ZM95 185H94V186H95ZM162 185L165 186V185H167V184H162ZM178 185H179V184H178ZM209 185H211V184H209ZM221 185H222V184H221ZM221 185L219 186V183H218V186H219L218 188H219V189H220ZM256 185H257V184H256ZM3 186H4V185H3ZM54 186H55V185H54ZM68 186H69V188H68ZM89 186H88V187H89ZM94 186H93V187H94ZM102 186H103V187H102ZM119 186H120V187H119ZM141 186H142V187H141ZM168 186H169V185H168ZM174 186H177V185H173V187H174ZM199 186H200V187H199ZM207 186H208V185H207ZM223 186L225 187V184H224ZM228 186H229V185H228ZM239 186H240V185H239ZM242 186H244V185H242ZM1 187H2V186H1ZM4 187H6V185H5ZM4 187H3V189H4ZM37 187H38V186H37ZM49 187H51V189H52L53 184H52V186H49ZM84 187H82V188H84ZM124 187H126V186H124ZM129 187H128V188L126 187V188L128 189V191L130 190ZM133 187H132L131 189H133ZM140 187H141V188H140ZM153 187H154V186H153ZM166 187H167V186H166ZM184 187H185V186H184ZM187 187H188V186H187ZM196 187H198V188H200V189L195 191ZM201 187H202V188H201ZM255 187H256V186H255ZM257 187H258V189H256V188H254V189H256L258 192L261 191V190H259V186H258V185H257ZM263 187H264V186H263ZM41 188H42V187H41ZM45 188H46V187H45ZM53 188H54V187H53ZM95 188H96V187H95ZM95 188H92L91 190H93V189H95ZM101 188H100V190H101ZM108 188H110V187H108ZM108 188H107V189H108ZM118 188H117V189H118ZM134 188H135V187H134ZM151 188H152V187H151ZM169 188H170V187H169ZM185 188H186V187H185ZM185 188H184L183 192H182V190H180V188H179V190L173 188L174 190H178V192L180 191V193H177L178 196H176V197L173 196V197L179 199V194H181V192H182L183 194H184V192H185V195H188V194H189V193H188L189 190L186 188V190H188V191H186ZM198 188H197V189H198ZM212 188H213V187H212ZM222 188H223V187H222ZM225 188H226V187H225ZM230 188H231V186H230ZM14 189H15V188H14ZM34 189H36V188H34ZM48 189H50V188H48ZM48 189H46L47 192H48ZM59 189H60V188H59ZM62 189H63V188H62ZM64 189H65V187H64ZM64 189H63V191H64ZM66 189H65V191H66ZM107 189H105V190H107ZM136 189L139 190L137 187H136ZM136 189H135V190H136ZM152 189H153V188H152ZM173 189H172V187H171V190H172V191L169 189V190L172 192V194H173V192H174ZM181 189H182V188H181ZM208 189H210V188H208ZM219 189H218V191H219ZM235 189H236V188H235ZM242 189H243V188H242ZM26 190H27V189H26ZM26 190H25V192H26ZM57 190H58V189H57ZM95 190H97V189H95ZM124 190H125V188H124ZM137 190H136V192H137ZM202 190H200V193L206 191L205 189H204L203 191H202ZM210 190H211V189H210ZM213 190H214V188H213ZM213 190H211V191H213ZM215 190H216V189H215ZM215 190H214V192H215ZM223 190H224V189H222L221 191L224 192L225 190H224V191H223ZM232 190H233V189H232ZM236 190H237V189H236ZM236 190H235V191H236ZM262 190H263V188H262ZM42 191H43V189H42ZM44 191H45V190H44ZM50 191H51V190H50ZM50 191H49V194H48L47 192H46V194L50 195ZM60 191H61V193L63 192L62 190H60ZM60 191H58V192L60 193ZM70 191H72V190H70ZM75 191H77L76 188H75ZM80 191H81V189H80ZM82 191H83V189H82ZM85 191H86V189L84 188V191H83V192H85ZM88 191H90V189H88ZM118 191H119V190H118ZM120 191H122V190L120 189ZM126 191H127V190H126ZM130 191H131V192H130ZM130 191H129V192L132 194V190H130ZM133 191H134V190H133ZM150 191H151V190H150V188H149V191H148V192H150ZM153 191H154V192H153ZM153 191H151V192L155 193L157 190L155 191V189H154ZM158 191H160V190H158ZM170 191H169V192L167 191V192L170 193ZM211 191H210V195H211V193H212ZM229 191L231 192V190H229ZM0 192H2V191H0ZM32 192H33V191H32ZM35 192H36V191H35ZM52 192H53V190H52ZM54 192H55V191H54ZM54 192H53V193H54ZM83 192H82V193H83ZM94 192H95V191H93V192L91 191V193H94ZM198 192H197V193H198ZM207 192H209V190H207L205 193L207 194ZM214 192H213V193H214ZM230 192H228V193L230 194ZM261 192H262V191H261ZM26 193H30V192L27 191ZM53 193H52V194H53ZM55 193H56V192H55ZM59 193H58V195H60ZM63 193H66V192H63ZM63 193H62V194H63ZM73 193H74V192L72 191V194H73ZM76 193L78 194L79 192H76ZM85 193H86V192H85ZM97 193H98V192H97ZM102 193H103V192H102ZM114 193H115V192H114ZM114 193H112V194L114 195ZM119 193H121V192H119ZM124 193L127 194V192H124ZM124 193H122V194H124ZM130 193L127 194L128 196H127V195H125V197H124V196H123V197L121 196L122 199H123V198L125 199V198L129 197V196H130ZM153 193H152V194H153ZM158 193H159V192H158ZM175 193H176V192H175ZM175 193H174V194H175ZM186 193H188V194H186ZM200 193H199V194H200ZM205 193H204V194H205ZM215 193H217V192H215ZM219 193H220V191H219ZM254 193H255L254 195H256L257 192H254ZM30 194H31V193H30ZM30 194H29V195H30ZM72 194H70V195H72ZM86 194L88 195V193H86ZM95 194H96V193H95ZM98 194H99V193H98ZM105 194H107V192H105ZM109 194H110V192H109ZM109 194L107 195V197H109ZM112 194H111L110 196H112ZM117 194H118V193L115 194L116 197H117ZM133 194H134V195H133ZM133 194H132V195H133L134 197L130 196V198H129L128 200H130L131 198H132V199H133V198H134V199H137V198H135V191L133 192ZM139 194H140V193H139ZM142 194H143V192H142ZM152 194H151V195H152ZM155 194H156V193H155ZM159 194H160V193H159ZM194 194H195V193H194ZM194 194H192V196H193ZM202 194H203V193H202ZM202 194H200V195H202ZM221 194H222V193H221ZM221 194H219V196H220ZM233 194H234V193H233ZM238 194H239V192H238ZM26 195H27V194H26ZM29 195H28V196H29ZM41 195H42V194H41ZM48 195H47V197H48ZM63 195H64V194H63ZM74 195H76V194H74ZM91 195H92V194H91ZM91 195H90V197H91ZM102 195H104V193H103ZM115 195H114V198H115ZM119 195H121V194H119ZM156 195H157V194H156ZM156 195L154 196V194H153L154 197H156ZM169 195H170V197H171V193H170ZM175 195H176V194H175ZM185 195H184V197H185ZM200 195L197 194L196 196L194 195L193 197H197V196H200ZM208 195H209V194H207L206 197H208ZM210 195H209V196H210ZM217 195H218V193H217ZM234 195H235V194H234ZM234 195H232V196L234 197ZM254 195H252V196H254ZM257 195H261V194H260V193H259V194L257 193ZM262 195H264V190H263ZM20 196H21V195H20ZM24 196H25V195H24ZM53 196H54V195H53ZM61 196H62V195H61ZM68 196H69V194H68ZM78 196H79V195H78ZM84 196H86V195H83V197H84ZM88 196H89V195H88ZM92 196H93V195H92ZM105 196H106V195H104V197H105ZM138 196H139V195H138ZM180 196H181V195H180ZM182 196H183V195H182ZM182 196H181V197H182ZM192 196H186V197H187V198L189 197V198H190V201H192V199H191V198H193ZM227 196H228V195H227ZM230 196H231V195H230ZM248 196H249V195H248ZM50 197H51V199L53 198L52 195L49 196L48 198H50ZM64 197H65V196H64ZM70 197H71V196H70ZM70 197H69V198H70ZM90 197H88V198L90 199ZM96 197H98V199H99V196H96ZM100 197H101V196H100ZM112 197H113V196H112ZM136 197H137V196H136ZM144 197H145V196H143V199H144ZM146 197H147V195H146ZM151 197H152V196H151ZM184 197H183L182 201H183V200H186V199H184ZM200 197H201L200 199H204V200H202V201L204 202L205 199H206V198H204L205 196H200ZM202 197H203V198H202ZM217 197H218V196H217ZM260 197H261V196H260ZM260 197L258 196L257 199L260 200V199L262 198V201L264 202V199H263L264 196L261 197V198H260ZM23 198H24V197H23ZM23 198H22V199H23ZM54 198H55V197H54ZM66 198H67V197H66ZM66 198H65V199H66ZM69 198H67V199H69ZM74 198H76V197H74ZM81 198H82V197H81ZM93 198H94V196H93ZM93 198H92V199H93ZM110 198H111V197H110ZM138 198H139V197H138ZM175 198H174V200H175ZM189 198H188V199H189ZM209 198H213V196H212V197H209ZM209 198H207V199L209 200ZM218 198H219V197H218ZM228 198H229V197H228ZM231 198H232V197H231ZM231 198H230V199H231ZM14 199H15V198H14ZM14 199H13V200H14ZM22 199L19 198V200H22ZM25 199H26V198H25ZM28 199H30V198H28ZM44 199H45V197H44ZM61 199H63V197H62ZM65 199H64L63 202H65ZM98 199H94V200L98 201ZM101 199H103V198H101ZM108 199H109V198H108ZM108 199H107V202H108V201L110 202L111 200H113V198L110 199V200H108ZM115 199H116V198H115ZM132 199H131V201H125L126 205H125V203H123V204L125 205V208H126V206H128V205H127L128 202H132V201L134 200V199H133V200H132ZM207 199H206V200H207ZM215 199H216V198H215ZM215 199L213 198V200H215ZM230 199H229V200H230ZM246 199H247V198H246ZM246 199H245V200H246ZM57 200H58V198H57ZM71 200H72V199H71ZM76 200H77V198H76ZM94 200H93V202H94ZM105 200H106V197H105ZM105 200H104V201H105ZM126 200H127V199H126ZM159 200H160V199H159ZM179 200H180V199H179ZM221 200L223 201V197L221 198ZM231 200H232V199H231ZM17 201H18V199H17ZM17 201H15V202H17ZM47 201H48V200H47ZM52 201H53V200H52ZM54 201H56V200L54 199ZM54 201H53V202H54ZM66 201H67V200H66ZM101 201H102V200H101ZM101 201H100V203H101ZM104 201H103V203H104ZM123 201H124V200H123ZM136 201H137V200H136ZM145 201H146V199H145ZM177 201H178V200L176 199L175 202L177 203ZM186 201H187V203L189 202L188 200H186ZM186 201H185V202H186ZM194 201H195V200H194ZM194 201H192V202L194 203ZM210 201H212V199H211ZM234 201H235V200H234ZM239 201H241V200H239ZM239 201H238V202H239ZM243 201H244V200H243ZM262 201L260 200V202H262ZM19 202H20V201H19ZM50 202H51V201H50ZM56 202H57V201H56ZM63 202H62V200L60 201V203H63ZM74 202H75V201H74ZM74 202H73V203H74ZM87 202H88V201H87ZM90 202L92 203L91 200H90ZM90 202H89V203H90ZM107 202H106V204L108 205V204H110V203L113 204L114 201H113V202H110V203H107ZM116 202H118V201H116ZM116 202H115V203H116ZM119 202H120V201H119ZM140 202H142L141 199H140ZM195 202H196V203H194V204L192 203L193 205H191V207H193V209L189 207V203H188V207H189L190 209H192L193 213H194V211H196V209L194 208L195 204L200 203V207L202 206L200 209H204L203 207L207 206V204H205V202L202 203L203 205L205 204V206L201 205V201H198V202H197V200H196ZM207 202H209V201H207ZM207 202H206V203H207ZM218 202H219V200H218ZM225 202H227V201H224V204H225ZM247 202H248V201H247ZM20 203H21V202H20ZM45 203H46V200H45ZM73 203H72V204H73ZM83 203H85V202H83ZM89 203H88V205H89ZM95 203H97V202H95ZM95 203H94V204H95ZM103 203H102V204H103ZM121 203H122V202H121ZM176 203H175V204H176ZM178 203H181V201H180V202L178 201ZM190 203H191V202H190ZM215 203H216V200H215ZM215 203H211V204L213 205V207L216 206ZM230 203H231V201H230ZM233 203H236L237 205L239 204V203H237V202H233ZM242 203H243V202H242ZM242 203H241V204H242ZM250 203L253 204L252 207L254 206V207L256 208V206H255L256 204H255V203H252V202H250ZM250 203H248V207H249V205L251 206ZM14 204H15V203H14ZM16 204H18V205H16V206L14 205V209H15V210H13L12 207L10 208V209H12L13 211L10 210L9 212H13V213L6 212V213H5L6 215H5L4 212H3V215H2V216H1V213H0V218L3 217V216H8V218H9V221H8V222H7V220H8L7 218H6V222H5V220H3L2 218H1L2 221L0 220V221H1V222H0V226H1L2 224H3V226H4V224H6V225L4 226L5 229H3V228H4L3 226H1V227H3V228L0 227V229L2 230L3 233H4L3 230H8V228L11 229V228H10L11 225H9L10 223H11V224H12V222L14 223V220H15V219L13 220V218L16 217V216H14V215L17 213V212L15 213V211H18V210H16V208H18L19 205H20L18 202H17ZM47 204H49V203H47ZM92 204H93V203H92ZM123 204H122V205H123ZM128 204H129V203H128ZM142 204H144V203H142ZM147 204H148V203H147ZM147 204H146V202H145V205H144V206H146ZM185 204H186V203H185ZM211 204H210V206H211ZM220 204H221V202H220ZM231 204H232V203H231ZM231 204H230V205H231ZM241 204H240V205H241ZM243 204L245 205V208H247V207H246L247 203H246L245 201H244ZM254 204H255V205H254ZM258 204H259V202H258ZM261 204L263 205V203H261ZM12 205H13V204H12ZM61 205L63 206L64 204H60V207H61ZM65 205H66V204H65ZM65 205H64V206H65ZM68 205H69V204L67 203V206H66V207H68ZM76 205H78V204L76 203ZM83 205H84V204H83ZM97 205H98V204H97ZM107 205H106V206H107ZM122 205L120 206L121 208L119 207V208H120V211H122L121 209L124 208V205H123V208H122ZM129 205L132 206V205H136V204H132V203H130ZM154 205L157 206L158 204H155V203H154ZM172 205H173V204H172ZM176 205H178V204H176ZM180 205H181L182 207L184 206L183 203H181ZM186 205H187V204H186ZM208 205H209V204H208ZM214 205H215V206H214ZM227 205H229V204H227ZM227 205H226V206H227ZM230 205H229V206H230ZM17 206H18V207H17ZM47 206H48V205H47ZM47 206H45V207H47ZM49 206H51V205H49ZM53 206H54V205H53ZM69 206H70V205H69ZM71 206H72V205H71ZM80 206H81V205H79V207H80ZM84 206H85V205H84ZM101 206H102V205H101ZM112 206H113V205H112ZM115 206H116V205H115ZM115 206H114V207H115ZM131 206H130V208H132V209H136V208H134V206H132V207H131ZM142 206H143V205H142ZM144 206H143V207H144ZM163 206H164V205H163ZM178 206H179V205H178ZM178 206H176V207H177L178 209H179V207H180L179 210L181 211V210H182L181 206H179V207H178ZM197 206H199V205L197 204ZM197 206H195V207L197 208ZM217 206H219V204H217ZM222 206H223V205H222ZM222 206H221V207H222ZM231 206H233V205H231ZM242 206H243V205H242ZM74 207H75V206H74ZM74 207H71V208L73 209ZM89 207H90V206H89ZM95 207L98 208L97 206H95ZM104 207H105V206H104ZM117 207H118V206H117ZM153 207H154V206H153ZM165 207H166V206H165ZM176 207H174V208L176 209ZM184 207H185V206H184ZM184 207H183V211H182V212H180V211L177 209V210L179 211L180 215H181L180 218H179L180 215L177 216L178 214H176L177 211H176L174 208L171 207V209H173L174 211H176V212H174L173 214H175L179 219L176 217V219H178V222H177V220L175 221V223L172 222V220H173L174 218H173L172 220H170V219L172 218V215H173V214L170 216V219H169V222H171V224H173V225H174V224H177L176 226L179 227L180 230H181V225H180L181 223H179V222L182 221V223H183L182 225L185 226V227H182V230H183L184 228H185V229L187 228L186 230H184V231H185L184 233H186V231H188L189 229H190V230L194 229L193 226H195V227L198 226V227H197V230L199 229V225H197V224H200V223H199L200 221H199V222H198V221L195 222V219H196V218L193 219L194 221L190 220V218H191V217L193 218V216H194V217H196V215L199 216V217H197V220H198V218H200V220H201V218H202V219H203V220H201V221H203V223L201 222L202 224H204V223H205L204 221H206L208 218H209L210 220H212V219H211V216L209 215V213L206 212V211H208V210L206 209V208H208V206L205 208V209H206L205 212H206L207 215L205 214V212H203L202 217H200L201 215H199V213H198V214L194 213V214H196V215H193V213H191V210H190V209H187V208L185 209ZM186 207H187V206H186ZM233 207H235V205H234ZM238 207H239V210H240V211L236 210L237 213H235V214H237L238 216H240V215H241V212L243 211V210H241V209H243L244 207L241 208V209H240V206H238ZM259 207H261V205L258 206L257 208H259ZM56 208H57V206H56ZM58 208H59V207H58ZM58 208H57V209H58ZM61 208H62V207H61ZM63 208H64V207H63ZM68 208H69V207H68ZM68 208H67V209H68ZM82 208H83V207H82ZM85 208H86V206H85ZM85 208H84V209H85ZM87 208H88V207H87ZM87 208H86V209H87ZM91 208H92V207H91ZM91 208H90V209H91ZM99 208H100V205H99ZM99 208H98V209H99ZM106 208H108V207H106ZM106 208H105V209H106ZM128 208H129V207H128ZM137 208H138V207H137ZM151 208H152V207H151ZM151 208H149V209H151ZM158 208H160V205L158 206ZM158 208H157V209H158ZM219 208H220V206H219ZM223 208H225V207H223ZM223 208H222V209H223ZM226 208H227V207H226ZM236 208H237V207H236ZM236 208H235V209H236ZM249 208H250V207H249ZM257 208L255 209L256 211L258 210ZM47 209H48V208H47ZM52 209H54V208H52ZM52 209L49 208V211L52 210ZM64 209H65V208H64ZM69 209H70V208H69ZM72 209H71V211H72ZM98 209H97V210H98ZM100 209H101V208H100ZM100 209H99V210H100ZM110 209H111V207H110ZM112 209H113V208H112ZM114 209H115V208H114ZM117 209H118V208H117ZM117 209H116V210H117ZM132 209H131V210H132ZM146 209H147V208H146ZM197 209H198V208H197ZM215 209H216V211H217L218 208H215ZM222 209L220 208L221 211H222ZM229 209H230V208H229ZM229 209H228V213H226V212L224 211L226 214H225L224 212H222L223 216H225V215H229V214H230V213H229ZM260 209H261V208H260ZM260 209H259L258 211H260ZM55 210H56V209H55ZM65 210H66V209H65ZM65 210H63L64 213L67 212V211L65 212ZM75 210H77V209H75ZM80 210H81V208H80ZM87 210H89V209H87ZM116 210H115V211H116ZM123 210H125V212H126V209H123ZM163 210H164V209H162V211H163ZM188 210L190 211V213H189V212H186V211H188ZM220 210H219V211H220ZM224 210H226V209H224ZM245 210H246V209H244V211H245ZM247 210H249V209H247ZM250 210H251V208H250ZM252 210H254V209H252ZM255 210H254V212H255V214H256V211H255ZM43 211H44V210H43ZM46 211H47V210H46ZM49 211H48V212H49ZM56 211H57V210H56ZM56 211H55V212H56ZM59 211H60V210H59ZM61 211H62V210H61ZM69 211H70V210H69ZM102 211H103V210H102ZM118 211H119V209L117 210V212H118ZM129 211H130V210H127V212L124 213V214H126V215H129V213L131 214V212H129ZM134 211H135V210H134ZM153 211H154V210H153ZM170 211H171V210H170ZM184 211H185V212H184ZM197 211H199V210H197ZM219 211H218V212H219ZM230 211H234L233 208H231ZM55 212H54V213H55ZM73 212H74V210H73ZM85 212H87V211H85ZM88 212H89V211H88ZM104 212H105V211H104ZM117 212H116V213H117ZM132 212H133V211H132ZM137 212H138V210H137ZM141 212H142V211H141ZM163 212H164V211H163ZM199 212H200V211H199ZM218 212H217V213H218ZM239 212H240V213H239ZM245 212H246V211H245ZM260 212L262 213V209H261ZM7 213H8V214H12V215L9 216ZM18 213H19V212H18ZM74 213H75V212H74ZM82 213L84 214V211H83ZM90 213H92V212H90ZM94 213H95V212H94ZM94 213H92V214L94 215ZM118 213H119V212H118ZM121 213H122V212H121ZM133 213H134V212H133ZM150 213H151V212H150ZM157 213H158V212H157ZM164 213H166V211H165ZM183 213H184V214L187 213V214L184 215ZM217 213H216V214H217ZM238 213H239V214H238ZM261 213L258 214V216L260 215L259 217H258L257 215H256V216H255V215H252L251 213H248V214H249V216H250V214H251V215L254 216L255 218L258 217V218H257V221H260L259 218L261 217ZM51 214H52V213H51ZM57 214H58V211H57ZM62 214H63V213H62ZM72 214H73V213H72ZM79 214H80V213H79ZM85 214H86V213H85ZM114 214H115V213H114ZM122 214H123V213H122ZM122 214H121V216L124 215V214H123V215H122ZM182 214H183V215H182ZM190 214H192V216H191ZM204 214H205L207 217H208V216H209V217H208V218H205V217H204V218H205V219H204V218H203V215H204ZM218 214H220V212H219ZM224 214H225V215H224ZM52 215H54V214H52ZM55 215H56V214H55ZM59 215H60V214H59ZM68 215H69V214H68ZM90 215H91V214H90ZM97 215H98V214H97ZM99 215H100V214H99ZM108 215H109V216H110V215L112 216V213H111V214L109 213ZM133 215H134V214H133ZM165 215H166V214H165ZM205 215H204V216H205ZM212 215H213V214H212ZM230 215H232V214H230ZM244 215H245L246 217H244ZM263 215H264V214H263ZM17 216H18V215H17ZM47 216H48V215H46V217H47ZM63 216H64V215H63ZM65 216H67V215H65ZM77 216H78V215H77ZM82 216H83V215H82ZM91 216H92V215H91ZM105 216H106V215H105ZM117 216H118V215H117ZM117 216H115V217L113 216V217L116 219ZM119 216H120V214H119ZM157 216H158V215H157ZM182 216H184V218H183ZM190 216H191V217H190ZM217 216H218V215H217ZM220 216L222 217L221 214H220ZM247 216H248V215L243 214V217H244L245 219L247 218ZM249 216H248V218H251V219L254 218V217H249ZM53 217H54V216H53ZM57 217H60V216H56V222L59 221V220H57ZM80 217H81V216H80ZM83 217H84V216H83ZM123 217H127V216H123ZM123 217H122V218H123ZM149 217H150V216H149ZM173 217H174V216H173ZM185 217H186V218L188 217L187 219L190 220V221H192V223L194 222V224L196 223L197 226L194 225V224H192V223L190 224L189 221H188L189 224L187 225L188 222H185V221H184V220H186ZM214 217H215V215H214ZM218 217H219V216H218ZM218 217H217V218H218ZM226 217H227V216H226ZM229 217H230V216H229ZM229 217H227L228 220L230 219ZM232 217H235V218H236V215H233ZM232 217H231V218H232ZM241 217H242V215H241ZM10 218H11V222H10ZM42 218H43V217H42ZM48 218H49V216H48ZM50 218H51V219L49 220V222L52 221L53 219L55 220V217H54V218L50 217ZM62 218H63V217H62ZM91 218H92V217H91ZM106 218H107V217H106ZM108 218L110 219V217H108ZM114 218H113V219H114ZM127 218H130V217H127ZM137 218H138V216H137ZM219 218H220V217H219ZM219 218H218V219H219ZM235 218H234V221H235ZM244 218H243V219H244ZM248 218L246 219V220H247V221H246L247 224H248V222H249V220H250V219H248ZM4 219H5V218H4ZM17 219H18V218H17ZM17 219H16V220H17ZM59 219H60V218H59ZM63 219H64V218H63ZM82 219H83V218H82ZM111 219H112V217H111ZM115 219H114V220H115ZM117 219H118V218H117ZM134 219H135V218H134ZM139 219H140V218H139ZM180 219H182V220L179 221ZM183 219H184V220H183ZM218 219H216V220H217V221H216L217 223L220 222V220L218 221ZM221 219H222V220L224 219V222L222 223V221H221L220 224H217V223L215 222V219L212 220V221H214L213 223L211 222L212 227H214L215 225H220V226H221V224L223 225L224 223H227V224H228V223H230V221H231V220H229L228 222H226V221H227L226 218H223V217H222ZM232 219H233V218H232ZM237 219L241 220L242 218H241V219H240V218H237ZM54 220H53V222H52V223H54L53 225H52V223H50V224L52 225V226H50L51 228H52V227L56 228V227H57L56 225L59 224V223H56V224H55ZM69 220H70V219H69ZM83 220H84V219H83ZM83 220H82V221H83ZM86 220H87V219H86ZM86 220H85V221H86ZM90 220H91V219H90ZM90 220L88 221V223L90 222ZM114 220H113V221H114ZM126 220H127V219H126ZM210 220H208L209 223H210ZM255 220H256V219H253L254 222H255ZM60 221H62V220H60ZM75 221H76V220H75ZM78 221H79V220H78ZM108 221H110V220H108ZM113 221H112V222H113ZM128 221H132V218H131V220L129 219ZM183 221H184L185 223H184ZM232 221H233V220H232ZM241 221H242V220H241ZM257 221L255 222V224L253 223V226L257 225V224H256ZM262 221H263V219H262ZM262 221H261V222H262ZM70 222H71V221H70ZM86 222H87V221H86ZM125 222H126V221H125ZM125 222H124V223H125ZM176 222H177V223H176ZM206 222H207V221H206ZM7 223H8V224H7ZM43 223H44V221H43ZM47 223H48V222H47ZM63 223H64V222H63ZM96 223H97V222H96ZM96 223H94V224H96ZM101 223H102V222L100 221V224H101ZM106 223L108 224V222H106ZM106 223L104 222L103 226H104ZM116 223H117V222H116ZM118 223H119V222H118ZM132 223H133V221H132ZM132 223H131V224H132ZM134 223H135V221H134ZM137 223H138V222H137ZM178 223H179V224H178ZM263 223H264V222H263ZM40 224H41V223H40ZM45 224H46V223H45ZM81 224H82V223H81ZM81 224H80V225H81ZM84 224H85V223H84ZM84 224H83V226H84ZM91 224H92V223H91ZM159 224H160V223H159ZM169 224H170V223H169ZM185 224H186V225H185ZM207 224H208V223H206V225H203V227L207 226V227L209 228V224H208V225H207ZM213 224H214V225H213ZM236 224H237V223H236ZM243 224H244V223H243ZM259 224H260V223H259ZM7 225H8V228H6ZM85 225H86V224H85ZM96 225H97V224H96ZM108 225H109V224H108ZM116 225H117V224H116ZM178 225H179V226H178ZM190 225H192V228L190 227ZM229 225H231V223H230ZM237 225H238V224H237ZM249 225H252V223L249 224ZM260 225H261V224H260ZM260 225H257V226L261 227ZM42 226H43V225H42ZM46 226H47V225H46ZM48 226H49V224H48ZM55 226H56V227H55ZM64 226H65V225H64ZM66 226H67V225H66ZM86 226H87V225H86ZM86 226H85V227H86ZM94 226H95V225H94ZM98 226H99V225H98ZM98 226H97V227H98ZM100 226H101V225H100ZM105 226H107V225H105ZM105 226H104V227H105ZM114 226H115V224H114ZM117 226H118V225H117ZM176 226H175V227L173 226V228H174V229L177 228ZM201 226H202V225H201ZM220 226H218L217 228H219ZM231 226H232V227H233V226L236 227V225H231ZM241 226H242V225H241ZM244 226H246V225H244ZM257 226H256V227H257ZM69 227H70V226H69ZM74 227H75V226H74ZM101 227H102V226H101ZM170 227H171V226H170ZM223 227H229V226H228V225H227V226H226V225H223ZM232 227H231V228H232ZM235 227H233L232 230H234V232H237L238 230H237ZM237 227H238V226H237ZM248 227H249V226H248ZM256 227H252V226H250V228H252L253 230H254ZM259 227H257L256 229H258ZM51 228H50V229H51ZM65 228H66V227H65ZM77 228H78V226H77ZM87 228H88V226H87ZM93 228H94V229H97L96 227H93ZM109 228H110V227H109ZM113 228H114V227H113ZM117 228H118V227H117ZM117 228H116V229H117ZM120 228H121V227H120ZM124 228H126V227H124ZM127 228H128V227H127ZM131 228H133V227H131ZM173 228L171 227V230H172ZM188 228H189V229H188ZM210 228H211V226H210ZM210 228H209V230H210ZM214 228H216V227H214ZM229 228H230V227H229ZM229 228H228V229H229ZM234 228H235L237 231H235ZM250 228L248 229L247 226H246V229H247V230H250ZM41 229H42V228H41ZM44 229H45V227H44ZM48 229H49V228H48ZM62 229H64V228H62ZM68 229H69V228H68ZM100 229H101V228H100ZM100 229L98 228L97 230L99 231ZM168 229H170V228H168ZM174 229H173V231H176L178 228H177L176 230H174ZM203 229H204V228H202V230H201V228L199 229V231L201 230V231H200L201 236L203 235V234H202L203 232L205 233V232H207V230H208V229H206V227H205L204 231H203ZM212 229H213V228H212ZM219 229H220V228H219ZM223 229H224V231H226L225 228H223ZM223 229H222V227H221V231H223ZM226 229H227V228H226ZM256 229H255V230H256ZM262 229H263V228H262ZM262 229H261V231H262ZM1 230H0V231H1ZM64 230H65V229H64ZM74 230H75V229H74ZM78 230H79V229H78ZM92 230H93V229H92ZM97 230H96V231H97ZM110 230H112V229L110 228ZM129 230H130V229H129ZM129 230L127 229L126 232H128ZM190 230H189V231H190ZM195 230H196V228H195ZM195 230H193V231L196 232ZM205 230H206V231H205ZM214 230H215V229H214ZM232 230H229L230 232H227V234H226V232H225L224 234L228 235V234L230 233L229 236L231 237V236H232L231 233L233 234ZM67 231H68V230H67ZM93 231H94V230H93ZM101 231H102V230H101ZM112 231H113V230H112ZM131 231H132V230H131ZM138 231H139V229H138ZM189 231H188V235H187V236H189V235L191 236V237H189V238H190L189 240H192V239L194 238L193 240H195V241L197 242V241H198L197 239H198V238L200 239V237H201L200 235H199L200 237L197 236L198 233H199V231L196 232L197 235H195L194 237H193V235H191V234L194 233V232L190 231V233H189ZM202 231H203V232H202ZM221 231H218V232L220 233ZM227 231H228V230H227ZM263 231H264V230H263ZM263 231H262V232H263ZM48 232H49V230H48ZM57 232H58V231H57ZM63 232H64V231H63ZM75 232H78V231H75ZM79 232H80V231H79ZM106 232H107V229H106ZM117 232H118V230H117ZM119 232H120V231H119ZM176 232H178V230H177ZM180 232H181V231H180ZM191 232H192V233H191ZM212 232H213V230H211L210 233L207 232L208 235H209L210 237H213V236H214L213 234H211ZM216 232H217V230H216L215 232H213V233L215 234ZM218 232L216 233L217 235L219 234ZM238 232H240V230H239ZM249 232L252 233V232H254V231L251 230V231H249ZM249 232H248V233H249ZM259 232H260V231H259ZM259 232H258V230H257L255 233H256V234L258 233V235H260V238L263 237L264 233H259ZM0 233H1V232H0ZM103 233H104V232H103ZM111 233H112V232H111ZM114 233H115V232H114ZM123 233H124V232H123ZM129 233H130V232H129ZM136 233H137V232H136ZM181 233H182V232H181ZM181 233H180V234H181ZM200 233H199V234H200ZM207 233H205V234L203 235V237H208V239H210L208 235L206 236ZM221 233H223V232H221ZM245 233H246V232H245ZM1 234H2V233H1ZM5 234H6V231H5ZM9 234L11 235V233H9ZM14 234H15V233H14ZM17 234H18V233H17ZM58 234H60V233H58ZM109 234H110V232H109ZM120 234H122V232H120ZM124 234H125V233H124ZM180 234H179V236H180ZM182 234H183V233H182ZM182 234H181V235H182ZM210 234H211V235H210ZM216 234H215V237H216ZM246 234H247V233H246ZM253 234H254V233H253ZM261 234H262V236H261ZM15 235H16V234H15ZM60 235H61V234H60ZM68 235H69V234H68ZM79 235H80V234H79ZM79 235H78V237H79ZM94 235H95V234H94ZM96 235H97V233H96ZM96 235H95V236H96ZM101 235H102V234H100V236H101ZM107 235H108V234H107ZM117 235H118V234H117ZM127 235H128V234H127ZM135 235H136V234H135ZM175 235H177V234L175 233ZM212 235H213V236H212ZM220 235H221V234H220ZM226 235H225V236H226ZM234 235H235V233L233 234V236H234ZM258 235H257V236H258ZM6 236H7V234H6ZM6 236H4V239L6 238ZM11 236H13V235H11ZM11 236H8V237H11ZM55 236H56V235H54V237H55ZM95 236H94V239H96ZM110 236H111V235H110ZM114 236H115V235H114ZM119 236H120V235H119ZM119 236H118V238H119ZM218 236H219V235H218ZM222 236H223V234H222L220 237H222ZM225 236H223L222 238H226ZM229 236H227V237H229ZM233 236H232V237H233ZM235 236H236V238H237L238 234L235 235ZM235 236H234V237H235ZM240 236H242V238H241L242 240H241V239H239V240L237 239V240H236L235 238L230 239V241L235 239V240L238 242V243H235V242H234L235 240H234L233 242L235 243V245H233L232 241L229 242V244H228L229 246L232 247V245H233V251H234V248H235V247H236L235 250L237 251V249H238L237 246H239V245H238V244H239V241H240V243H241L242 241H244V239H246V237H243L242 234H240ZM246 236H247V235H246ZM0 237H1V236H0ZM13 237H14V236H13ZM13 237H12V238H13ZM17 237H18V235H17ZM57 237H58V236H57ZM59 237H60V236H59ZM83 237H84V236H83ZM120 237H121V236H120ZM123 237H125V236H123ZM133 237L135 238V236H133ZM143 237H144V236H143ZM183 237H185L184 240H186V242H184V240L182 239L183 242H184V246H186V245H190L188 248H189L190 250L196 251V250H197V248H195L196 244H194L193 241H191V242L193 243V245H192V249H191V244H192V243H191V244L189 243V244H186V245H185V243H187L189 240H187V237H186V236H182L181 238H183ZM196 237H198V238H196ZM220 237H218V238H220ZM230 237H229V238H230ZM232 237H231V238H232ZM247 237H248V236H247ZM250 237H252V235H251ZM99 238H100V237H98V240H100ZM102 238H103V237H102ZM110 238H112V237H110ZM130 238H131V237H130ZM136 238H137V237H136ZM178 238H180V237H178ZM239 238H240V237H239ZM243 238H244V239H243ZM4 239H1V240H4ZM10 239H11V238H10ZM15 239H16V238H15ZM77 239H78V238H77ZM79 239H80V237H79ZM90 239H93V237L90 238ZM105 239H106V238H105ZM114 239H115V238H114ZM122 239H123V238H122ZM201 239H202V238H201ZM201 239H200V240H201ZM205 239L207 240V238H205ZM216 239H217V238H216ZM261 239H262V238H261ZM261 239H260V241H262ZM8 240H9V239H8ZM8 240H6V241H8ZM111 240H112V239H111ZM116 240H118V239H116ZM126 240H127V236H126ZM129 240H130V239H129ZM182 240H180V242H182ZM202 240H203V239H202ZM202 240H201L200 242H202ZM213 240H214V239H213ZM224 240H226V239H224ZM258 240H259V239H258ZM11 241H14V240H11ZM15 241H16V240H15ZM17 241H18V239H17ZM20 241H21V240H20ZM94 241H95V240H94ZM114 241H115V240H114ZM208 241H209V244L211 243V246H210V247H213V245H215V244H213V243H215V242H214L215 240L213 241V243H212L211 239L208 240ZM217 241H219V239L216 240V243H217ZM246 241H247V239H246ZM260 241H259V242H260ZM2 242H3V241H2ZM4 242H5V241H4ZM83 242H84V240H83ZM91 242H92V241H91ZM106 242H107V241H106ZM126 242H127V241H126ZM135 242H136V241H135ZM138 242H139V241H138ZM183 242H182V243H183ZM200 242H199V243H200ZM203 242H204V241H203ZM205 242H206V241H205ZM220 242H222V239H221V238H220ZM220 242H218L219 244L217 243V246H215V248H216V247H217V248H216V249L213 248V249H214L215 251L217 250V251L220 252V253L218 252V255L216 254V255H217L216 257L218 258V262L221 263V261H222V262H224V261L226 262V260H227L229 257H231V254L228 252V253H229V257H227V259L224 257L223 259H225V260H222L221 257H223V256L220 257V255H224V253H222V249H221V248H223L224 246H226L227 244L225 245V243H227V242H224L223 245H222V243H220ZM244 242H245V241H244ZM36 243L40 244L39 242H36ZM36 243H34V246H36V245H35ZM62 243H63V242H62ZM76 243H78V242L76 241ZM97 243H99V242H97ZM104 243H105V242H103V244H104ZM107 243H109V242H107ZM107 243H106V244H107ZM111 243H112V246L115 244V242H114V244H113V241H112ZM122 243H123V242H122ZM124 243H125V242H124ZM199 243H197V244H199ZM246 243H248V242H246ZM257 243H258V242H257ZM7 244H8V243H7ZM7 244H6V245H7ZM10 244H11V242H10ZM94 244H96V243L94 242ZM94 244L92 243L91 245H92V246H95ZM100 244H101V241H100ZM106 244H105V246H106ZM201 244H202V247H203V244H204V243H201ZM201 244H199V245L201 246ZM209 244H207V245H209ZM212 244H213V245H212ZM220 244H221V245H220ZM236 244H237V245H236ZM241 244L243 245L244 243H241ZM1 245H2V244H1ZM47 245H48V244H47ZM59 245H60V244H59ZM87 245H88V244H87ZM96 245H97V248H99V247H98L99 245H98V244H96ZM109 245H110V244H109ZM121 245H122V244H121ZM121 245L119 244V246H121ZM128 245H129V244H128ZM199 245H198V246H199ZM242 245H241V246H242ZM244 245H245V244H244ZM2 246H5V245H2ZM8 246H9V244H8ZM16 246H17V245H16ZM64 246H65V245H64ZM67 246H68V245H67ZM76 246H77V245H76ZM85 246H86V245H85ZM103 246H104V245H103ZM105 246H104L103 248H105ZM107 246H108V245H107ZM114 246H115V245H114ZM122 246H123V245H122ZM198 246H196V247H198ZM200 246L198 247V248H199L198 250H200ZM218 246H219V247H218ZM222 246H223V247H222ZM234 246H235V247H234ZM262 246H264V245H262ZM14 247H15V246H14ZM14 247H13V248H14ZM19 247H20V246H19ZM38 247H39V245H38ZM49 247H50V246H49ZM52 247H53V246H52ZM82 247H83V249H84V246H82ZM87 247H88V246H87ZM89 247H90V246H89ZM89 247H88V248H89ZM95 247H96V246H95ZM101 247H102V246H100V248H101ZM108 247H109V246H108ZM186 247H187V246H186ZM193 247H194V249H193ZM202 247H201V248H202ZM204 247H205L204 249H206V251H207V249H208V253L212 252L211 254L214 255V258H215V252H213L214 250H212V249L210 250V249H209L208 247H206V246H204ZM220 247H221V248H220ZM244 247H246V245H245ZM247 247H248V246H247ZM0 248H2V247H0ZM7 248H9V247L4 248V249H5V250H4L5 252H6V249H7ZM17 248H18V247H17ZM35 248H36V247H35ZM57 248H59V247H57ZM79 248H80V247H79ZM106 248H107V247H106ZM106 248L104 249L105 251H103V249H102V251H103V252H106V250L108 249V248H107V249H106ZM115 248H116V246H115ZM133 248H134V246H133ZM184 248H185V247H183V249H184ZM188 248H185V251H186ZM219 248L221 249V251H220ZM228 248H229V247H226V249L223 248V250H224L223 252H225V256L228 254V253L226 252V251L228 250ZM241 248H242V247H241ZM252 248H253V246H252ZM10 249H12V247H11ZM15 249H16V248H15ZM15 249H14V250H15ZM19 249H20V248H19ZM46 249H47V248H46ZM69 249H70V246H69ZM80 249H82V248H80ZM90 249H91V251H92V247H91ZM93 249H94V247H93ZM123 249H124V246H123ZM244 249H245V248H244ZM246 249H247V248H246ZM249 249H250V248H249ZM255 249H256V248H255ZM0 250H1V249H0ZM36 250H37V249H36ZM53 250H54V249H53ZM62 250H63V249H62ZM75 250H76V248H75ZM108 250H109V249H108ZM108 250H107V251H108ZM115 250H116V249H115ZM119 250H120V249H119ZM134 250H135V249H134ZM198 250H197V252H198ZM201 250H203V248H202ZM225 250H226V251H225ZM242 250H243V248H242ZM252 250H253V249H252ZM261 250H262V249H261ZM12 251H13V250H12ZM20 251H21V250H20ZM48 251H49V250H48ZM69 251H70V250H69ZM77 251H80V250H77ZM95 251L97 252L96 248H95ZM95 251H94V252H95ZM98 251H99V249H98ZM100 251H101V250H100ZM100 251L97 252V253L100 254ZM111 251H112V250H111ZM117 251H118V250H117ZM130 251H131V250H129L128 252H130ZM132 251H133V250H132ZM203 251H204V250H203ZM203 251H202V253H205V251H204V252H203ZM209 251H210V252H209ZM217 251H216V253H217ZM245 251H246V250H244V252H245ZM7 252H8V251H7ZM9 252H11V251H9ZM13 252H14V251H13ZM72 252H73V250H72ZM119 252H120V251H119ZM122 252H123V251H122ZM186 252H187V251H186ZM186 252H185V253H186ZM242 252H243V251H242ZM250 252H251V251H250ZM253 252H254V251H253ZM1 253H2V252H1ZM97 253H95V254H97ZM106 253H107V252H106ZM113 253H115V252H113ZM125 253H126V252H125ZM182 253L184 254V252H182ZM190 253H193V252L190 251ZM194 253H196V252H194ZM202 253H201V254H202ZM206 253H207V252H206ZM213 253H214V254H213ZM247 253H248V252H246V254L242 253V255L244 254L243 257H246V261L248 260V257H250L251 255H253L254 253L256 254L257 252H254L253 254H252V253H251V254L248 253L249 256H246V255H248ZM258 253H259V252H258ZM258 253L256 254L257 256L259 255ZM262 253H263V252H262ZM18 254H19V253H18ZM72 254H73V253H72ZM79 254H80V253L78 252V255H79ZM108 254H109V253H108ZM120 254H121V253H120ZM128 254H129V253H128ZM130 254H131V253H130ZM133 254H135V253H133ZM133 254H131V256H132ZM137 254H138V253H137ZM137 254H135V255H137ZM183 254H182V255H183ZM201 254H199V255H201ZM211 254H210V255H211ZM234 254H236V253H234ZM255 254H254V255H255ZM4 255H5V254H4ZM11 255H14V254H11ZM11 255H10V256H11ZM21 255H22V253H21ZM49 255H50V254H49ZM52 255H53V251H52ZM104 255H105V253H104ZM110 255H111V254H110ZM122 255H125V254H121V256H122ZM190 255H192V254H190ZM204 255H205V254H204ZM236 255H237V254H236ZM260 255H261V254H260ZM7 256H8V255H7ZM10 256H9V257H10ZM14 256H16V255H14ZM17 256H18V255H17ZM50 256H51V255H50ZM76 256H77V255H76ZM95 256H96V255H95ZM100 256H101V255H100ZM105 256H106V255H105ZM105 256H104V257H105ZM115 256H116V255H115ZM115 256H114V257H115ZM119 256H120V255H118V257H119ZM127 256H128V255H127ZM127 256H125V257H127ZM131 256H129V257H131ZM192 256H193V255H192ZM192 256H191V257H192ZM194 256H197V255H194ZM234 256H235V255H234ZM234 256H233V253H232V260H231V259H230L229 261L227 260L228 262L231 261V263H229V264H232V263L234 264L233 261L237 260V259L234 260ZM23 257H24V255H23ZM68 257H69V256H68ZM68 257H67V258H68ZM72 257H73V256H71V258H72ZM74 257H75V256H74ZM107 257H108V256H107ZM111 257H112V256H111ZM111 257L109 256V259H110ZM114 257H113V258H114ZM206 257H209V260H207L208 258H206ZM219 257L221 258V260H219V259H220ZM251 257H252V256H251ZM251 257L249 258L250 260H251ZM255 257H256V256H255ZM16 258H17V257H16ZM16 258H15V260H16ZM76 258H77V257H76ZM203 258H204V259L206 258L205 261H204L205 263H206V260L211 262V259H212V258L209 256V254H208V256L205 255ZM210 258H211V259H210ZM49 259H50V257H49ZM74 259H75V258H74ZM105 259H106V258H105ZM107 259H108V258H107ZM115 259H116V257H115ZM123 259H124V258H123ZM128 259H129V258H128ZM176 259H177V258H176ZM193 259H196V258H193ZM198 259H199V257H198ZM198 259H197V260H198ZM253 259H254V258H253ZM257 259L259 260V258H257ZM257 259H256V260H257ZM262 259H264V257H263ZM12 260H13V258H12ZM15 260H14V261H15ZM25 260H26V259H25ZM51 260H52V259H51ZM70 260H71V259H70ZM70 260H69V261H70ZM113 260H114V259H113ZM125 260H126V259H125ZM125 260H124V261H125ZM132 260H133V258H132ZM201 260H202V258H201ZM214 260H215V261H213V260H212V261H213L214 263H216V262H217V261H216L217 259L215 258ZM53 261H54V259H53ZM83 261H84V260H83ZM108 261H109V260H108ZM119 261H120V260H119ZM124 261H123V262H124ZM126 261H128V260H126ZM192 261H196V260H192ZM198 261H200V260H198ZM261 261H262V260H261ZM263 261H264V260H263ZM1 262H2V261H1ZM5 262H6V261H5ZM5 262H4V263H5ZM9 262H10V261H9ZM21 262H23V261H21ZM67 262H68V260H67ZM113 262H114V261H113ZM117 262H118V261H117ZM121 262H122V261H121ZM129 262H130V261H129ZM129 262H128V263H129ZM134 262H135V261H134ZM136 262H137V261H136ZM210 262H209V263H210ZM213 262H211V263L213 264ZM225 262H224V263H225ZM228 262H227V263H228ZM235 262H236V261H235ZM254 262H255V261H254ZM259 262H260V261H259ZM4 263H2V264H4ZM6 263H7V262H6ZM11 263H13V262H11ZM15 263H16V262H15ZM18 263H20V262H18ZM23 263H24V262H23ZM52 263H53V262H52ZM109 263L111 264L110 261H109ZM128 263H126V264H128ZM132 263H133V262H132ZM132 263H130V264H132ZM191 263H192V262H191ZM200 263H201V262H200ZM202 263H203V262H202ZM202 263H201V264H202ZM211 263H210V264H211ZM220 263H219V264H220ZM227 263H226V264H227ZM236 263H237V262H236ZM261 263H262V262H261ZM263 263H264V262H263ZM8 264H9V263H8ZM16 264H17V263H16ZM69 264H71V263H69ZM101 264H102V263H101ZM107 264H108V262H107ZM116 264H117V263H116ZM122 264H123V263H122ZM124 264H125V263H124ZM133 264H134V263H133ZM198 264H199V263H198ZM206 264H207V263H206ZM221 264H222V263H221ZM237 264H238V263H237Z\"/></svg>",
    "mask_w": 264,
    "mask_h": 264
},
{
    "label": "water",
    "instance_id": "obj_3",
    "mask_svg": "<svg viewBox=\"0 0 264 264\" xmlns=\"http://www.w3.org/2000/svg\"><path fill=\"white\" fill-rule=\"evenodd\" d=\"M31 239L34 240V241L39 242L38 239L35 237V234H34V236L32 235V238Z\"/></svg>",
    "mask_w": 264,
    "mask_h": 264
}]
</instances>
